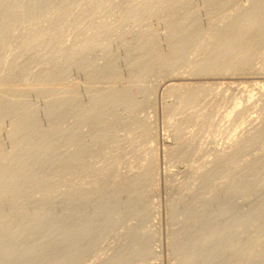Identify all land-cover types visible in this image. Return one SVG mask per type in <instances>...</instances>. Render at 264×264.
<instances>
[{"label": "rangeland", "instance_id": "obj_1", "mask_svg": "<svg viewBox=\"0 0 264 264\" xmlns=\"http://www.w3.org/2000/svg\"><path fill=\"white\" fill-rule=\"evenodd\" d=\"M24 1V0H23ZM47 1H50L51 2V0H47ZM57 1V2H56ZM61 1V3H62V1H64V0H55V2H54V0H53V2H52V4H50L51 6L53 5V4H55V3H57L56 5H59L58 7H62V5L63 6H65L66 5V3L65 4H63L62 3V5H61V3H59L58 4V2H60ZM96 1V0H95ZM104 2H103V4L104 5H101V3H102V1H98L99 3V5L97 6V8H94V6H91V7H93V9H95L94 11H93V9H92V11L93 12H90V7H89V9L86 11V12H90L91 13V15H93V17H95L96 16V18H95V20L94 21H92V19H91V15H87L88 13H85L86 15V19L88 18V17H90V18H88L87 20H85V21H87V24L86 23H84L85 21H83L82 19H80V23H78L77 21H76V23L79 25V26H81V27H79V26H77V24L76 23H73V20L71 21L73 24H76V27L78 28V29H76V31L78 30V32H76V31H72V33L74 34L75 32H76V34H74V37L72 36V35H70L69 37H71L72 36V38H68V33H70V30H74L75 29V25H73V27L71 26L72 25V23H70V19L68 20V18L66 19H64L65 21H66V23L68 24V25H66L65 23V26H66V28L64 27L63 28V30L64 29H67V26L68 27H70V28H68L67 29V31L66 30H62L63 32L62 33H64L65 34V36H66V32H67V38H68V40L70 41H68L67 40V38L65 39L64 38V36L62 37V39H63V41H62V39L60 40H58V42H57V38L60 36V35H62V33L61 34H59L58 36H57V38L54 36V34H53V36L52 35H49L48 33V36H46V37H50L51 38V36H52V38L54 37V43L56 42V44L58 43L59 44V41H61V42H64V41H66V42H64V44L62 43H60L62 46H60V47H58V46H56V44H54L53 42V45H54V47H56V50L58 49V51H59V48L61 49L62 47L64 48L65 46H67L68 47V49L66 48V49H63L62 50V53L64 52V50H67L66 52H64L63 54H61L60 52H61V50L59 51V55L61 54V56L63 55L64 57L66 56L67 57V54H68V51H69V46L71 45V44H69L68 45V43H72V47H74V48H72L73 50H75L78 46V43H76L78 40H81V39H79V38H77V37H80V38H82L84 35L83 34H85V35H93L92 33H93V31H94V29H97V28H95L96 27V25L95 24H97V23H102L101 25H109L108 27H109V29H107L109 32H110V24H111V18L110 19H108V17H109V15L111 14V13H109V11L111 12V10H110V8H117L116 6L117 5H119V6H121L122 5V7H124L125 8V5H124V3L127 1V0H111V1H109L108 3H106V0H103ZM123 1V2H122ZM136 1H138V0H136ZM145 1V0H144ZM149 1V0H148ZM190 1V0H189ZM189 1H188V4H187V6L189 5ZM193 1V2H192ZM190 3H194V4H191L190 6H188L189 8L187 9V6H186V4L184 5V7H186V9L187 10H190L191 11V13H192V10L194 9V8H198L200 11H202V12H200L199 10V13L197 12V9H194L193 10V12L196 10V12L195 13H198L197 14V17L195 16L196 14L195 13H192L193 15H194V17H191L190 15H191V13L190 14H188L187 13V15H186V12H187V10H186V12L185 11H183V10H185V8L183 9L181 6H180V8H182V9H180L179 7H177V9L175 8V10L174 11H176V13H178V16L176 15V13H174V11H173V7H171V10L172 11H170V8L168 9V11H170V13H168V11L166 10L165 12H163L162 13V15H160V16H156V15H154L153 13H151V14H153V16L150 18V16H151V14L149 13V18H150V20H148V18H145V20H146V22L150 25H148L147 26V23L144 21V17L146 16V17H148L147 15H145L142 19H143V21H142V19L140 20L142 23L144 22V23H146L145 24V26H144V24H142L141 25V27L142 26H144V29L142 28V30H144L143 32H141V33H139V31L137 32V30L139 29L138 27H139V24H141V22L139 23V22H137V23H139V24H137L138 26L137 27H135L136 26V24L134 25V23H132V22H130V25H131V23L133 24V25H127V24H129L128 22H126V23H124L123 25H125L126 24V26L127 27H125V26H122L123 27V29H125V30H127V28L128 29H132L131 27H134V29H132V31H130V30H127V31H123V29L121 30L122 32V34L119 32V31H117V33L115 34V35H113V36H116L115 37V39L117 38V35H118V37H120V38H117L116 40H117V42H115L114 40V38L113 37H111V35L113 34V32H115L114 30L112 31V26H111V31L112 32H110L109 34H111L109 37H110V39H108V41L109 42H112L111 44L110 43H108V45L110 44L111 45V47H110V45L108 46V45H106L107 43L106 42H108V41H106L105 43V45H102V47L100 46L99 48H105V46L108 48V49H106L105 48V50L104 49H99L98 47H96V48H94L93 50H91L90 52L88 51V55H93V56H89V57H86V55L84 54V53H79L80 55H81V57L79 56V54L77 55H75V57L77 56H79L80 58H75V57H72L73 59L75 58V60L80 64V67L86 62V63H89L90 62V64L91 65H88L89 67H90V70H89V67H87V66H85V65H87L86 63H85V65H83V66H85V67H87V69L86 68H84L83 66V69L86 71V72H84V70L83 69H80L79 67H78V65H75V63H74V60H72V62H71V60H69V61H67L68 59H66L65 61H62V60H64L61 56H59V60H58V58H57V62L59 63V61H61L59 64H63V63H68V65H66L65 66V69H63L62 71L63 72H61L60 71V69L61 68H63L64 66H62V65H59L57 62H56V60H55V58H56V56H58V55H56V54H54V53H49L48 54V52H45V54H47L46 55V58H45V56H43L44 57V62L41 60V58L39 59V60H41L42 61V64H44V66L45 65H47L46 63L48 62V66H47V68H45L44 66H42L41 65V61H40V64L39 65H41L42 67H40L39 65L38 66H36V64H33L32 63V65H30L32 68H33V70H35L34 72H40L41 70H43V68H44V70L41 72V74H39V73H37V74H35V73H32L31 72V70H30V73H31V77H30V73L28 72V76L26 75L25 77L27 78V79H25L24 78V76H22L25 80H23L21 77H20V79L21 80H23V82L24 83H26V84H24L23 82H21V80H20V82H18V83H20V84H18L17 82V85L16 84H14L13 85V89L11 90L12 92H15V94H17V95H15L14 93H12V94H14V101H13V95L12 94H9V95H11V96H3L2 98H3V102L5 103V101H4V97H7V98H9V99H7V98H5V100H6V103L9 101V100H11V101H13L12 103H11V101H10V107H8L9 105V102H8V104H6V106H5V108L7 107V109L9 110V111H11V109H12V111L10 112V113H13V110H14V106L13 107H11V104H13V103H15L14 105H15V109H17V110H15L14 111V113L13 114H9L8 112V110H6L5 108H4V104L3 103H1L2 102V100L0 101V108L2 109H0L1 111H0V115L1 116H4L3 118L0 116V160H1V157H4L5 156V158H3L0 162V165H2V169L4 170L5 169V171H7V172H5L6 174H8V175H14V177H17V179L18 178H24V177H26L27 175L29 176V174L33 171V170H31L32 169V167L31 166H28L27 164H29L28 162L30 161V163H31V161H33L34 159L36 160V158L38 157V152H39V154H41V155H43L42 157V159H44L43 160V165L42 164H38V162L40 163V162H42L41 160L42 159H40L39 157V161L38 160H36L37 161V164L39 165V166H43V168H44V165H45V167H46V164L47 163H49V162H47L48 161V158H49V161L52 159L51 157H53V161H55L56 160V158H58V157H60L61 155H63L64 153H66V154H64L65 155V157L66 158H68L66 155L69 153L70 154V152L71 151H74L75 150V152L77 151V149L76 148H80V146H81V148H82V145H83V147L85 146L84 144V142L85 141H87L86 143V146L85 147H88L87 149H89V148H91L92 147V151L91 150H88L89 151V153H90V151H91V153L93 152V147H95L96 146V144H97V146H98V144L101 146H98L101 150H102V148H104V150L106 149V147H108V149L110 150V148L109 147H112V143L111 142H113L114 140H118V139H121L122 140V142L121 143H123L124 144V146H123V144H121L120 145V141H118L119 142V145L120 146H117V147H119L120 149L118 150V148H115L114 149V146H113V149L111 148V152L109 153L108 151V149L106 150L107 152L105 153L104 152V150H102L103 151V153H105V155L107 154L108 155V157L110 156L109 154H113L114 153V155L113 156H115V159L113 160V156H112V161H114L115 162V160H116V162L114 163V162H112L113 164H115V165H113L112 164V168H111V166L109 167V165H108V167H109V170H106L107 169V167L106 166H104L103 164L105 163V165H107L108 163H109V161H108V159L110 160V158H106V156L104 155V154H101V153H99L98 152V156L96 155V153L97 152H94L93 154H94V156H95V158H94V161L96 160V159H98L100 162H98L99 163V165L100 166H102V167H100L101 169H99V168H96L95 166H94V164H95V162L93 163V168L95 169V174H96V176H95V174H94V171L92 172V170H91V174H89V170H87L88 168H92V167H90L89 166V164L91 163L90 161H93V160H91L90 159V157L88 156V158L90 159V161H89V159L87 158V155H88V151H87V149L84 147L83 149H85L84 151L87 153V155L85 156V152L83 153L84 155V159L82 158V156L81 155H79V156H81L80 157V160H81V158H82V160H84V163L82 164V165H85L83 168L81 167V164L79 163V165H80V167L83 169L82 171H88V175L87 176H89L90 178V180H91V182H90V180L89 179H86L87 177L86 176H84L85 174H87V171L85 172H82L80 169H79V171H77L78 169V167L77 166H79V165H77L76 166V169H75V165L76 164H78V162H81V161H78V158H79V156L77 157V158H75L74 157V153H73V155H69V158H68V161H70L71 160V162H73V160H74V158H75V161L77 160L78 162H75L74 161V163H75V165L74 164H72V167L71 166H69V168L68 169H72L73 167H74V169H75V172H74V174H75V177L78 175L80 178H76L75 179V177L74 178H72L74 175H73V173L71 172L70 173V170H67L70 174L69 175H67L66 174V171L64 172V170H63V167H62V163L61 162H64L65 163V161H61L60 159H62L63 157H64V155L63 156H61L62 158H59V159H57L56 161H58V163H57V168L58 169H61L60 171H63L62 173L58 170V171H56V172H58V174H56L55 176H56V178H54L55 176H54V174L53 173H55V171L52 173V172H50L51 174V178H49L48 177V179H47V177L46 176H48L47 175V172L48 171H46V173H45V171L44 170H42L43 172V175H42V177L44 176V174L46 175V176H44V178H45V181H44V179L42 178V177H40L39 175H40V173H41V169H42V167L39 169V167H35L34 166V164H36L35 162H32L33 164H31L32 166H34L33 168L36 170V173L34 172V173H31L30 174V176H32L33 174H34V177L38 174V179H37V181L40 183L41 182V186L42 185H44V186H40L38 183H37V181L34 183V180L31 182V185L33 186V188H36L35 190H40L39 192L38 191H35L34 189L32 190V186L31 185H28L30 188H28V186H26V187H21V189L19 188V190H20V194H22V190H25V191H23V192H27L26 193V195H28V198L26 197V196H24L23 194L22 195H20V199L19 200H17L18 202H12V201H7L8 199H5L6 201H1L0 202V209H2V210H0V264H56V263H58V264H88L92 259V261L89 263V264H136V263H138V264H146L147 262V264H160V262L162 261V264H170V262H171V264H178V263H182V264H226V262H227V264H264V222H262V221H264V189H263V187H264V168H262V169H259L257 172H259V173H257L256 172V174H254V176H251V178L253 179H251L250 180V182H252V183H249V186L248 187H246V189L247 188H251L249 191H248V189L246 190L245 188L242 190L239 186H238V177H241V176H244V175H247V172L249 171V168H250V171H251V169H252V165L251 164H254L255 162H257V161H259L260 160V158L262 159V157L264 156V145H262V143L264 144V142H262V143H260V144H258V145H256V146H254V148L252 147V149H257L258 150V148L260 149L262 146V148L263 149H260V152H257L256 153V151H252V149L251 148H249V150L247 149V150H245L244 151V153H247V151L248 152H250V154L252 153L253 155H250V156H247V155H249V153L248 154H244L243 152L241 153V152H239L240 154H241V156L242 157H239L240 156V154L238 153V155L239 156H237L238 158H235V163H237L238 161L237 160H240L238 163L240 164V163H246L245 164V167H246V169L244 168V166H242V167H240V168H242V169H238L239 167L238 166H240L238 163L237 164H235V168H237V169H235V170H237V171H239V173L236 171V172H234L233 171V173H234V175L233 176H235L234 178H231V176L230 177H226V176H222L223 175V171H220L219 172V174H220V176H221V178H223L224 177V180L225 181H227V182H225L227 185H229V184H231L230 186H229V188H228V186L224 183V180L223 179H221L220 178V180H218L219 178V174H218V172L216 171V173L214 174V176H212V174H211V176H209V174H208V167L210 166V164H212L213 165V161H214V166H215V168H216V166L219 164H217V165H215L216 164V160H217V158H216V156L215 155H218L217 153H219V154H221V149H223L225 146H226V144H227V139H229L228 137H234L237 133H239V132H244V130H243V128H238V129H236V127H234L235 126V124L237 125V123L236 122H241V121H239V120H241V119H243V121L245 120L244 118H246L247 120H245V124H244V122H242L244 125L242 126V127H244L245 128V131H246V129H252L251 131V135L253 134V132L256 130L255 128H257L258 126L257 125H259V127H260V124H259V122L262 124L261 125V127H263V124H264V122L262 123V118H263V121H264V109L262 110V112H261V109L263 108V106H264V94H261L262 92L264 93V91H261L260 90V85H259V83L260 84H262V83H264V74H263V72H264V55H262L261 56V58H258V59H260V60H256V62H255V64H254V68L256 69V71L255 72H251L252 73V75L250 74V72L249 71H246V73H248L249 72V74H245V72L242 70V72L244 73V74H242L241 73V75H239L240 74V72L239 71H237L236 72V74H238L239 75V77H238V75H236L235 76V74L234 73H232V71L230 72V73H226L225 74V76H224V74H220L219 75V77H218V74L219 73H216V75L215 74H213V75H211L210 76V74H209V76L208 75H205L207 78H204L205 76L204 75H202L201 77H199L198 75H201L200 73H197V71H196V67L192 64L193 63V61H195V60H197L196 58H195V56L197 57V55L196 54H193V52L195 53V51H196V53L197 54H199L198 55V57L200 56V54L201 55H203V56H205V55H207V53H208V50L207 51H205V46H206V44H207V41H208V39L210 38V42H212L213 40L215 41L216 40V38H214L213 36H212V34H215V32H213L216 28H219V29H216V31L218 32H216L217 34H219V31H220V28H221V30L222 29H224V28H226L227 27V25H228V23H231V20L234 18V16L236 15H238L240 12H238V11H241V9H242V7H243V9H245V8H247L250 4H251V0H231V1H229L228 2V0L226 1L228 4L230 3V2H232V3H230L231 5L233 4H235V3H239V5L237 4L236 6L239 8H237L236 6H235V8L234 9H238V11H237V13L235 12L236 10H234L233 8H232V6H230V4H229V6L227 5V3L225 2V3H223L225 0H222V2L220 1V0H214V2L212 1V2H209V1H211V0H206L205 2L207 3V5L206 6H204L205 4H202L203 3V0H192ZM201 1V2H200ZM222 3V5L224 4V6H222L221 4H220V2ZM236 1H238V2H236ZM247 1H249V2H247ZM64 2H66V1H64ZM111 2H114V4L113 3H111ZM117 4H116V3ZM120 2V3H119ZM140 2H142L141 0H140ZM209 2V3H208ZM217 2V3H216ZM46 3V2H45ZM44 3V4H45ZM47 3H49V2H47ZM46 3V4H47ZM75 3V4H74ZM73 4H72V2L68 5H66L67 7H69L70 6V9H69V11L71 10L72 12H73V10L75 11L76 10V8H79L78 7V3L77 2H74ZM76 3H77V5H76ZM106 3V4H105ZM110 3V4H109ZM143 3V2H142ZM202 5H201V4ZM212 3H214V4H212ZM215 3L217 4V5H220V6H222V7H226L225 5H227L228 7H227V10H225L226 8H223V10H225L224 11V14H223V16H221L222 15V13L220 14V11H217V9L219 10V8H220V6H217V5H215ZM219 3V4H218ZM246 3H248V4H246ZM45 4V5H46ZM112 4L114 5L113 7H112ZM121 4V5H120ZM196 4V5H195ZM199 4H200V7L202 6V8H200L199 7ZM211 4V5H210ZM241 4V5H240ZM242 4H243V6H242ZM246 4V5H245ZM49 5V4H48ZM56 5H53V7L55 6V7H57ZM73 5H75V6H73ZM96 5H97V1H96ZM100 5H101V7L103 8L104 6L106 7H104L103 8V10H102V8L100 7ZM124 5V6H123ZM198 5V6H197ZM244 5L245 6H247V7H244ZM73 6V8H71ZM109 6H110V8H109ZM118 6V7H119ZM208 6V7H207ZM216 6V7H215ZM122 7H119L120 8V12L122 11V13H123V10L124 9H122ZM190 7H193V9L191 10L190 9ZM205 7V9H203ZM207 7V8H206ZM212 7V9L215 11V20H214V18L211 16V18L212 19H209L210 17V13L212 14V12L214 13V11L212 10V9H210V8ZM217 7H219V8H217ZM221 7V8H222ZM100 10H99V9ZM108 8H109V11H106V10H108ZM215 8V9H214ZM228 8L231 10H234V12H229V10H228ZM209 10V12H208V10ZM242 9V10H243ZM97 10V11H96ZM102 10V11H101ZM179 10V11H178ZM180 10H181V12H183V13H181L180 12ZM205 10V12H203ZM221 10V9H220ZM96 11V12H95ZM209 13L208 15L206 14V15H204L205 13H207V12ZM95 12V13H94ZM99 12H101V14L102 13H104L103 15L105 16L103 19L105 20V18H106V21H104V20H102V18L100 17L101 16V14H99ZM107 12V13H106ZM173 12V13H172ZM217 12V13H216ZM93 13V14H92ZM96 13H97V15H96ZM167 13V14H166ZM185 13V14H184ZM219 13V14H218ZM228 13L230 14V15H232V17H231V20H229V21H227L228 19H227V15H228ZM98 14H99V16H98ZM106 14L108 15L107 17H106ZM169 14L171 15V16H174L173 14H175V17H178L177 19H176V23H172L171 21L170 22H167V15H168V17H169ZM182 16H181V15ZM200 14V15H199ZM95 15V16H94ZM102 15V16H103ZM117 15H118V13H117ZM117 15L115 14H112V15H110V17H112L113 19H112V21H113V23H114V25H116L115 27H119L120 25L119 24H117V23H119V21L117 20L118 19V17H117ZM165 15V16H164ZM185 15L186 16H190V18H193L192 20L190 19V22H192L193 21V26L197 23V25H200V26H194V27H192V26H190V22H189V20H187V18L188 17H185ZM192 15V16H193ZM199 15V16H198ZM224 15L226 16L225 17V19H223L224 18ZM234 15V16H233ZM116 16V17H115ZM200 16H202V18L200 17ZM207 16V17H206ZM219 16H221L220 18H222L223 20H225V21H223L222 19H221V21H222V23H221V21H220V18H218ZM97 17H99V18H97ZM157 18L156 20H155V18ZM161 19H160V18ZM164 17H166V18H164ZM204 17V18H203ZM209 17V18H208ZM115 18V19H114ZM117 18V19H116ZM183 18H184V20H183ZM194 18H195V20H194ZM196 18L200 21V19H201V21L200 22H206L205 24L203 23H200V24H198V20H196ZM206 18H208V20L206 19ZM218 18V19H217ZM89 19H91V21L92 22H90L89 21ZM99 19H101L102 21H100ZM110 20V21H108V20ZM164 19H166V22H167V26H169L168 25V23H170V25H172L171 26V29L169 28V27H167V28H164V27H166V25H164L166 22H163L162 23V21H165ZM182 19V20H181ZM185 19H186V21H185ZM218 21H217V20ZM63 19H62V21H64ZM152 20V21H151ZM162 20V21H161ZM213 21L214 22V24L213 25H211V24H209L208 22L209 21ZM64 21V22H65ZM69 21V22H68ZM98 21V22H97ZM103 21H104V23L105 22H107L108 21V23H103ZM157 21V22H156ZM169 21V20H168ZM182 21V22H181ZM194 21H196L195 22V24H194ZM216 21H217V23H221V25L220 24H217L216 23ZM220 21V22H219ZM227 21V22H226ZM75 22V21H74ZM90 22V23H89ZM95 24H94V23ZM115 22H117V23H115ZM159 22H161L163 25H164V27H163V25L161 24V23H159ZM178 22V23H177ZM183 22H186V23H184L183 25H182V23ZM188 22V23H187ZM224 22H226V23H224ZM27 23V24H26ZM71 25H70V24ZM81 23H83V24H81ZM92 23V24H91ZM215 23H216V25H215ZM63 24V25H64ZM81 24V25H80ZM86 24V26H84ZM88 24H90V27L92 28V33L91 32H89L88 30L89 29H91L90 27H89V25ZM94 24V25H93ZM152 24V25H151ZM178 24H181V26L182 27H180V25H178ZM185 24H188V25H186V27H192V29H189L190 31L188 32V29L187 28H185L184 26H185ZM209 24V25H208ZM223 24H226V25H223ZM22 25V28H23V26L24 25H26L25 27H27L28 28V26L27 25H30V23L28 24V22H24V24H21ZM87 25H88V27H87ZM92 25L93 26H95L94 27V29H93V27H92ZM98 25H100V24H97V27H98ZM113 25V24H112ZM113 25V26H114ZM119 25V26H118ZM122 25V24H121ZM153 25H155V26H153ZM217 25H218V27H217ZM176 26H178V27H176ZM203 26V27H202ZM205 26V27H204ZM206 26H207V28L208 27H210V28H206ZM216 27V28H214L213 29V27ZM224 27V28H222V27ZM24 27V28H25ZM30 27V26H29ZM83 27H87L86 29H87V32H86V29H84ZM106 27V26H105ZM107 27V28H108ZM115 27H113L114 29H115ZM141 27H140V29H141ZM146 27V28H145ZM152 27V28H151ZM173 27V28H172ZM184 27V28H183ZM195 27H196V31H201L202 29H205L204 30V32H203V30L201 31L202 33H200V32H198L199 33V35L198 34H196V31L194 30L195 29ZM198 27V28H197ZM200 27H202V29H200L199 30V28ZM83 30H82V29ZM137 30H136V29ZM149 28H151V29H149ZM153 28H156V29H154L153 30ZM158 28H160V29H158ZM168 28H169V30H170V32L172 31V30H174L175 28H176V30H175V32L174 31H172V32H174V34H171V33H169L167 30H168ZM181 28V29H180ZM185 30H183V29ZM20 29H21V26H20ZM79 29H81V31H79ZM118 29V28H117ZM145 29L146 30H148L150 33H151V36H152V34L154 35V33H152L153 31L156 33V35H154V37H153V39H151V41L150 42H153V44H154V42L159 38V35H160V38H162V39H158V40H160V42L158 41H156L155 43H156V45L154 44V46H155V49H151V48H154V46L153 45H150V42L148 41V40H145V38L147 39L148 38V36L146 37V35H149V38L151 37L150 36V34H146L145 36L143 35V34H145L146 32H148V31H145ZM167 29V30H166ZM179 31H178V30ZM187 29V30H186ZM213 29V30H212ZM106 30V29H105ZM134 30L136 31V33L135 34H137L138 35V37H136V36H134L135 34L133 33L132 34V32H134ZM141 30V31H142ZM151 30H152V32H151ZM161 30V32H159ZM165 30V31H164ZM182 30L184 31V32H182ZM82 31H85L84 33L82 32ZM158 31V32H157ZM163 31H164V33H163ZM187 31V33L189 34V35H187L185 32ZM195 31V32H194ZM209 31V33H207ZM96 32V33H95ZM95 32H94V35L95 34H97V30H95ZM119 32V33H118ZM125 32V33H124ZM129 32V34H127ZM166 32H168L169 33V35L171 34V36H168V37H170V40H168L169 38H167V36H166ZM177 32H179V34L177 33ZM180 32L182 33V35H183V33H185L184 34V36H180L181 34H180ZM192 32H194V35L196 34V36H197V40H195L196 38V36H192V38H194V40H192V43H194V41H196V42H198V43H194V44H192L193 46V48L194 49H196L195 51H194V49L191 47V44L189 43H186V40H184L185 38H186V36H190V35H192ZM207 33V34H205V35H201V34H204V33ZM210 32H212V34H211V36L210 37H208V36H206V35H210ZM79 33H82V34H79ZM106 33H108L107 31H106ZM130 33L132 34V38L131 37H129L130 36ZM157 33H159V35L157 34ZM163 33V34H162ZM167 33V34H168ZM176 33L178 34V36L180 37H178L177 35H176ZM71 34V33H70ZM77 34H79V35H83V36H77ZM120 34H121V36H120ZM123 34H125V35H129V36H126L125 37V40H124V35ZM140 34H141V36H140ZM217 34H215L216 36H217ZM123 35V36H122ZM76 36V37H75ZM108 36H107V38H108ZM155 36H157V37H155ZM163 36H164V38H163ZM173 36V37H172ZM203 36V37H202ZM207 37V39H206V41H205V38ZM121 37H123V38H121ZM133 37H134V39H133ZM140 37H141V41L139 40L140 39ZM144 37V38H143ZM174 37H178L180 40H173V39H175ZM198 37H201L200 39H198ZM205 37V38H204ZM211 37H212V39H211ZM49 38V39H50ZM59 38H61V36L59 37ZM126 38H128V39H126ZM132 39V41L134 40L135 41V39H136V42H140V44H139V46H138V43H137V45H136V42H135V45H134V41L132 42V41H130V39ZM137 38H138V40H137ZM142 38L146 41V43H145V41L143 42V40H142ZM155 38V39H154ZM184 38V39H183ZM189 38H191V36L190 37H188L187 39H189ZM16 39H17V36H16ZM15 38H14V41L16 40ZM22 39V40H21ZM72 39V40H71ZM73 39H78L76 42H74L73 41ZM121 41H120V40ZM124 41H128L127 43L126 42H124ZM202 39V41H203V43L201 44L200 42H202V41H200ZM204 39V40H203ZM113 40V41H112ZM152 40H154V41H152ZM168 40V41H167ZM199 40V41H198ZM13 41V40H12ZM11 41V42H12ZM68 41V42H67ZM213 41V42H214ZM217 41V40H216ZM21 42H23V38H21V37H19L16 41H15V43L13 42L12 43V49L13 50H15V51H18V49H16V48H18V46H21ZM79 42V41H78ZM120 42V43H119ZM121 42H123V44L121 43ZM147 42H149L148 43V45L151 47H149L148 45L147 46H145L146 44H147ZM168 44H167V43ZM169 42H171L172 44H174V45H177V44H175V43H179L181 46L182 45H184V46H182V47H185L184 48V50L186 51L187 49H186V46L185 45H187L188 44V46H189V52H191L192 51V49H193V52L192 53H189V55L191 54H193V58H187V56H188V53L187 54H185V55H183V56H186V58H182V61H180L181 62V64H180V62L177 64L178 65V67H179V65H180V67L179 68H177L176 66H174L173 68H166V67H164V66H162L161 64H160V61L158 60L157 61V59L156 60H154L153 58L152 59H150L148 56H147V54H148V52H147V49H149L150 51H149V53L150 54H152L153 56H154V54H159L160 52L162 53V54H165V52H166V54L165 55H167V54H169V52L172 50V48H173V46H172V44H171V46H170V49H168L169 47ZM204 42L206 43L205 44V46H204ZM208 43L209 45H210V47H211V49L209 50V52H211L212 51V45H211V43ZM67 43V44H66ZM74 43L75 44H77L76 46H74ZM129 43H131L132 45L130 46V48H129V46H128V44ZM143 43H145V44H143ZM165 43V44H164ZM184 43V44H183ZM186 43V44H185ZM202 45H200V44ZM215 43L216 42H214V44L213 45H215ZM162 44V45H161ZM164 44V45H163ZM178 44V45H179ZM197 44H199V45H197ZM207 44V45H208ZM122 45V46H121ZM127 45V46H126ZM142 45H144L143 47H142ZM160 45V46H159ZM208 45V46H209ZM104 46V47H103ZM137 47V49L136 48H134V47ZM141 46V47H140ZM159 46V47H158ZM166 46V47H165ZM196 46V47H195ZM110 47V48H109ZM113 47V48H112ZM125 47V48H124ZM127 47V48H126ZM132 47L134 48V49H136V50H138V48H141V49H139L140 50V52H139V50H138V53L136 52V50H133L132 49ZM146 47V48H145ZM156 47H158L157 49L158 50H160L159 51V53L157 52V50H156ZM163 47V48H162ZM201 47V48H200ZM203 47H204V51H205V55L204 54H202L204 51H203ZM207 47V46H206ZM98 48V49H97ZM160 48V49H159ZM201 49L202 51H200V50H198V49ZM207 48H209V47H207ZM206 48V49H207ZM111 49H113V50H111ZM163 49V50H162ZM13 50H12V52H13ZM21 50V47L19 48V51L18 52H16V54L17 53H19V52H21L20 51ZM96 50H100V51H97L96 52ZM110 52V53H108V51ZM126 50V51H125ZM132 50V51H131ZM152 50H154V51H152ZM155 50H156V52H155ZM15 51H14V55H15ZM70 51H72V50H70ZM94 52L93 54L91 53V52ZM102 51H104V52H102ZM105 51H107V52H105ZM112 51V52H111ZM143 51V52H142ZM152 51V52H151ZM198 51H199V53H198ZM114 52V53H113ZM132 52V53H131ZM134 52H136V53H134ZM146 52H147V54H146ZM201 52V53H200ZM207 52V53H206ZM91 53V54H90ZM114 54V56H111L110 54ZM116 53V54H115ZM126 53V54H125ZM131 53V54H130ZM145 53V54H144ZM43 54V53H42ZM41 54V55H42ZM51 54V55H50ZM53 54V55H52ZM65 54V55H64ZM85 55L84 56V58H82V56L83 55ZM95 54V55H94ZM98 54V55H97ZM103 56V55H105L106 54V56H108V58L106 57V56H101V55ZM110 55V58H109V55ZM131 56H130V55ZM142 54H144V55H142ZM264 54V53H263ZM38 56V58L39 57H42V56ZM44 55V54H43ZM48 55H50V57L48 56ZM56 55V56H55ZM87 55V56H88ZM119 55V56H118ZM129 55V56H128ZM143 57H141V56ZM150 56V57H153V56ZM191 55H190V57H191ZM53 56V57H52ZM96 56H98V58L96 57ZM137 56V57H136ZM141 58H140V57ZM49 57V58H48ZM60 57H61V59H60ZM94 57H96L95 59H93ZM100 57V58H99ZM104 57H105V59H104ZM112 57H114L113 59H112ZM117 57V58H116ZM122 57V58H121ZM127 57H130V58H132V59H136L137 58V61L136 60H134V61H136V62H134L132 59H130V58H127ZM139 57V58H138ZM189 57V56H188ZM197 57V58H198ZM263 57V58H262ZM12 57H10V59H11ZM52 58H54V59H52ZM87 58H90V59H88L87 60ZM106 58H107V60H110V59H112L113 61V63L116 61V59H118V58H120V59H118L119 60V63H118V61L117 62H115L114 64L113 63H110L109 61H107L106 60ZM195 58V59H194ZM47 59H49L48 61H47ZM80 59H82V60H84L83 61V64L81 65V63H80ZM99 59V61H97ZM188 61V60H192L191 62L192 63H189L190 61H186V60ZM194 59V60H193ZM262 59V60H261ZM27 60V59H26ZM51 60H52V62H54L55 61V63L58 65V66H60V67H58V66H56V67H58L57 68V70H55L56 68H54L53 69V65H52V63H51ZM80 60V61H79ZM90 60H92V61H90ZM95 60H96V62H95ZM125 60V61H124ZM140 60H143V62L144 63H142V61H140ZM149 60V61H148ZM89 61V62H88ZM102 61V62H101ZM129 61H131V62H133L134 64H132L131 62H129ZM152 61H154V62H152ZM260 61H261V63H260ZM22 62V61H21ZM70 62H71V65H70ZM82 62V61H81ZM92 62V63H91ZM106 62V63H105ZM125 62H127V63H125ZM138 62L140 63H142V64H145V65H142V64H140V66H138ZM147 62H149V63H147ZM156 62H158V63H156ZM182 62H184L183 64H182ZM185 62H187V63H185ZM35 63H37L38 64V62H35ZM49 63H51L50 65H51V67H52V69L53 70H55V71H53L52 69H51V67H50V65H49ZM54 63V65H56ZM78 63H76V64H78ZM96 63V64H95ZM97 63H98V65H101L102 66V68L103 69H101V67L99 66L98 67V65H97ZM100 63V64H99ZM104 63L106 64V65H104ZM107 63H109V64H113V65H109L111 68H109V66L107 65ZM117 63V64H116ZM136 63V64H135ZM151 63H154V65L153 64H151ZM258 63V64H257ZM116 64V65H115ZM119 64V65H118ZM156 64H158V65H156ZM187 64V65H186ZM257 64V65H256ZM65 65V64H64ZM73 65H75V68H76V66L78 67V69H75L74 68V66ZM92 65L94 66V67H92ZM97 65V66H96ZM129 65H132V66H129ZM134 65H136L135 67H134ZM141 65H142V67H141ZM147 65V66H146ZM150 65H152L153 67H155V68H153L152 69V71H154L153 73H151L152 71L151 70H149V71H146V70H148L149 68L151 69L152 67L150 66ZM191 65V66H194V68H189V66ZM29 66V69L31 68ZM33 66H36V68H42L41 70L40 69H34V67ZM72 66H73V68H72ZM107 66H108V70H107ZM114 66V67H113ZM115 66L117 67V69L115 68ZM119 66V67H118ZM143 66L145 67V71H144V68H143ZM150 66V67H149ZM157 66V67H156ZM160 66H162V68L160 67ZM49 67V68H48ZM66 67H69L70 69H71V72L70 71H68L69 70V68H68V70H67V68ZM81 67V68H82ZM98 67V68H97ZM104 67H106V68H104ZM128 67V68H127ZM134 67V68H133ZM143 68V69H141V68ZM164 67V68H163ZM182 67V69H183V72L181 71V68ZM186 67V68H185ZM31 68V69H32ZM95 68H97V69H95ZM125 68V69H124ZM137 68L139 69V70H137ZM184 68H185V70H184ZM187 68H189L188 70H187ZM258 68H262L263 69V72H261L262 71V69H258ZM45 69H47V71L45 70ZM50 69V71H48ZM80 69V70H79ZM94 69V70H93ZM101 69V70H100ZM104 69H105V71H104ZM114 69H116V70H114ZM131 69V70H130ZM158 69H159V71H158ZM164 69H166V70H164ZM168 69H169V71H168ZM172 69V70H171ZM176 69H177V71H176ZM32 70V71H33ZM40 70V71H39ZM58 70H59V72H58ZM75 70V71H74ZM78 70V71H77ZM83 70V71H82ZM91 70H93L94 71V73H97L98 75H99V72L101 71V72H107L108 73V75L109 74H113L114 73V71H116L115 73H120V71H121V73L119 74H115V75H113V78H118L119 76H121L122 77V79L123 80H125V81H127V82H125V81H123L122 79H121V77H119V80H117L116 79V81H115V79H114V81L112 82V77H111V79H110V77L108 76H106L107 74H105V76L107 77V78H109V79H106V81L108 82V83H106V82H104V80L105 79H102V78H100L101 77V75H99V77H98V75H97V77L95 76L94 77V73H89V72H91ZM97 72H96V71ZM103 70V71H102ZM107 70V71H106ZM110 70H112V72L110 71ZM126 70L128 71V72H126ZM143 70V72L141 73V71ZM161 70V71H160ZM170 70L171 71H174L175 70V73L174 72H170ZM196 72H195V71ZM258 70L262 73H260L259 72V74H258ZM7 70L5 69V71L3 72L5 75L7 74V72L9 73V70L6 72ZM51 71H53V72H51ZM56 71L59 73V75H61L62 73H63V79H62V76H61V80L63 81H66L65 83H64V81L62 82L65 86H66V88H68L67 86H71L72 84L71 83H74V84H76V85H72V87H73V89L75 88L76 90L75 91H77V92H75L73 89H72V91H74V92H70V90H71V87H69V90H63V89H65V86H63L62 85V83L61 84H59L60 82H61V80L59 79V75L57 76V77H55V74L57 75L58 73H56ZM70 72V74L68 73V72ZM92 71V72H93ZM123 71H124V73H123ZM129 71H131V72H129ZM136 71V73H135V76H133L134 74H132V73H134ZM151 71V72H150ZM165 71V72H164ZM192 71V72H191ZM193 71H194V73H197V76H196V74H193ZM6 72V73H5ZM50 73L49 75H51V77H52V75H53V73H55L54 74V79H53V77L51 78L49 75H47L48 73ZM64 72H66L67 74H69L70 76H72L71 78H69V75H68V79H70L71 80V82L69 81V80H67V78L65 77V75L64 74H66V73H64ZM80 72H84V73H80ZM104 72H103V74H104ZM137 72H138V74H137ZM146 72H149L148 73V75H147V77L145 76L146 74L145 73ZM159 72V73H158ZM164 72V73H163ZM179 72V73H178ZM184 74V76L185 77H182L183 75H181L182 73ZM186 72H190L191 74H192V76L190 75V73L188 74V73H186ZM151 73V74H150ZM155 73H157V76L156 75H154ZM163 75H162V74ZM187 74V77H186V74ZM253 73H257V74H254L253 75ZM42 74H43V76H44V74H46L47 76H49L48 77V79L46 80V81H48L47 83H48V85H47V83H45L46 85H47V87H45L46 85L44 84V86H42L43 85V83L40 81L41 79H40V77L42 76ZM66 74V75H67ZM88 74H91V75H88ZM101 74V73H100ZM102 74V75H103ZM125 76H124V75ZM142 74V75H141ZM144 74V75H143ZM159 74H161L160 76H159ZM168 74V75H167ZM169 74H170V76H169ZM176 74H179V78H176V77H178ZM230 74V75H229ZM235 76H233V75ZM34 75H36L37 77L39 76V75H41V76H39L38 78L36 77V76H34ZM45 75V76H46ZM82 75V76H81ZM84 75V76H83ZM119 75V76H118ZM139 75H141L140 77H143V78H140V80H139V78L137 77V76H139ZM171 75H172V77H171ZM180 75H181V78H180ZM189 75H190V78H189ZM244 75H246V76H244ZM74 76V77H73ZM87 76H89L90 78H91V76L93 77V78H89V79H87L88 77ZM104 76V77H105ZM115 76V77H114ZM131 76H133V77H131ZM149 76V77H148ZM153 76V77H152ZM158 76H159V79H158ZM176 76V77H175ZM204 76V77H203ZM212 76H215V77H212ZM233 76V77H232ZM33 77H34V80H35V78H36V81L35 82H29L28 80H29V78H30V80L32 79V81H34L33 80ZM85 77V78H84ZM103 77V76H102ZM103 77V78H104ZM128 77H129V79H130V81H128L129 79H128ZM134 77H135V79H134ZM165 77H168V78H165ZM170 77V78H169ZM175 77V78H174ZM203 77V78H202ZM224 79H223V78ZM56 78V79H55ZM74 80H73V79ZM77 78V79H76ZM97 79V81H96V79ZM127 78V79H126ZM152 78V79H151ZM162 78V79H161ZM214 78V79H213ZM39 79V81H40V83L41 84H37L38 83V80ZM57 79H59V80H57ZM66 79V80H65ZM136 79L138 80V82H134V80L136 81ZM145 79V80H144ZM157 79V81H155ZM188 79V80H187ZM27 80V81H26ZM50 80H52V82L50 83ZM55 80L57 81V82H59V83H57V84H53L54 82H55ZM75 80H76V82L79 84H77L76 82H75ZM80 80V81H79ZM95 80V81H94ZM98 80H100L99 82H98ZM122 80V81H121ZM152 80V81H151ZM159 80V81H158ZM206 80V81H205ZM42 81H45V80H42ZM45 81V82H46ZM93 81V82H92ZM141 81V82H140ZM143 81V82H142ZM150 83H148V82ZM151 81V82H150ZM185 81V82H184ZM209 81V82H208ZM29 82V83H28ZM67 82H70V84L69 83H67ZM86 82V83H85ZM90 83V87L89 86H87L89 83ZM116 82V83H115ZM123 82V83H122ZM146 82V83H145ZM159 82V83H158ZM174 82H177V84L176 85H181L180 83H183V85L185 86L187 83L189 84V83H191V84H189V85H191L190 87H187V88H189V89H186V87L184 88L185 89V91L187 92L186 94L185 93H183L184 92V90H180V92L181 91H183V92H181V93H179V91H177L176 93H171L170 94V85H173V83ZM197 82V83H196ZM200 82V86H202L203 84H205L204 82H206L207 84L208 83H211L212 84V86H210L211 84H209V85H203V86H205V87H203V91H202V89H201V87L200 88H198V83ZM22 83V84H21ZM67 83V84H66ZM101 84L102 85V87H104L105 86V90L107 91H105L104 89V91H102V89H100V88H102L101 87V85H98L97 86V88H96V85L97 84ZM103 83H104V85H103ZM105 83L107 84V85H105ZM112 83V84H111ZM125 83V84H124ZM136 83H137V85H136ZM139 83H141V84H139ZM219 83H221L220 84V86L221 85H223V86H221V88L220 89H222V90H219ZM223 83V84H222ZM228 83V84H227ZM235 85H234V84ZM60 85V87H62V88H60L62 91V93H63V91L66 93H68V95H67V98L65 97V93H63L62 95L65 97V100H67V102H65L64 100H62V99H64V97H61V95L59 94H57L56 95V93L55 92H59L60 93V91H58L57 89H56V87L55 86H58L59 87V85ZM95 84V85H94ZM108 84H109V86H110V84L112 85V86H110L112 89H113V91H112V89H110L111 90V93H113L114 91L117 93V94H115L116 96L118 95V96H122L123 97V95L125 94H127V93H129V92H131V94H132V92H133V95H135L136 94V97L134 98V99H138L137 101H139V103H142V101H143V103L141 104V105H144V103H145V108L144 109H142V110H140L141 108H143L142 106H139L140 104L138 103V102H135L134 101V99L133 100H131V101H133V102H131V104L132 105H134V103H135V105H136V107L137 106H139V108L140 109H138V108H136L135 106H134V108H136V109H138V113H137V111H136V109H135V111L133 110V112H135L133 115H131V109H133L132 108V106H131V104L130 105H128V104H126L127 102H126V100L125 101H123L122 102V100L124 99V97H123V99L121 98V96H120V98H121V100L118 102V104H116L117 102L116 101H118L117 99H118V96H117V99H115L116 98V96L115 95H112V94H110V90H109V86H108ZM126 84H129V85H126ZM135 85V86H133L132 87V85ZM139 84V85H138ZM143 84V85H142ZM175 84V83H174ZM186 85V86H189V85ZM194 84V85H193ZM214 84V85H213ZM218 84V85H217ZM225 84H227V85H225ZM241 84V85H240ZM245 84V85H244ZM24 85V86H23ZM82 85V86H81ZM92 85V86H91ZM125 85V86H124ZM145 85V86H144ZM152 85V86H151ZM157 85V86H156ZM238 85H239V87H238ZM16 86H17V88H18V91H17V88H16ZM21 86H23V87H26V88H23V87H21ZM33 86V89H29V88H31ZM34 86H38L37 88H38V90L39 89H41V88H43L44 87V90H40V93L39 92H36V91H38L37 89H36V91H35V87ZM40 86H42V87H40ZM48 86L50 87V88H52V86H53V88L55 87V90H57V91H55L54 90V93H55V95H56V97L54 96L53 97V95L51 96L50 94L53 92L52 91V89H50V88H48ZM78 86V87H77ZM81 86V87H80ZM100 86V87H99ZM121 86V87H120ZM151 86V87H150ZM169 86V87H168ZM192 86L194 87V88H198V89H200L202 92H205V90H209L211 93H209V95L207 94L206 95V93H208L207 91H206V93H205V95L200 91H198L197 90V88H196V90L197 91H195L194 90V88H193V90L195 91V93H196V95H197V97H198V95L200 96V98L201 99H199V98H197L196 97V95L194 94V93H192L193 91H191L192 90ZM231 86V87H230ZM237 86V87H236ZM248 86V87H247ZM250 86V87H249ZM23 88L22 89V91L24 92H22L21 91V88ZM27 87H29V88H27ZM40 87V88H39ZM57 87V88H58ZM85 87V88H84ZM86 87H88L87 89H86ZM93 87H94V89H93ZM99 87V88H98ZM125 87L127 88V87H129L128 89L129 90H131V91H128L127 93L125 92V90L123 91V89H125ZM131 87V88H130ZM139 87V88H138ZM155 87V88H154ZM207 87H211L212 89L210 90V89H208ZM241 87V88H240ZM16 88V89H15ZM20 88V89H19ZM45 88H47V89H50L51 91H50V93L48 92V91H45L46 89ZM77 88H79V89H77ZM93 89V91H92V89ZM109 90H107V89ZM133 88V89H132ZM137 88V89H136ZM142 88V89H141ZM148 88H150V89H148ZM204 88H206V89H204ZM226 88V89H225ZM26 89H28V91L26 90ZM59 89V88H58ZM83 89V90H82ZM121 90V93H122V91H123V93L121 94L119 91ZM141 89V90H140ZM148 91H147V90ZM167 89V90H166ZM169 89V90H168ZM191 89V90H190ZM225 89V90H224ZM228 89V90H227ZM235 89V90H234ZM16 90V91H15ZM80 92H79V91ZM215 90V91H214ZM220 91V92H218V91ZM231 90V91H230ZM237 90V91H236ZM19 91H20V95L23 93V95L25 94L26 96H30V94L32 95V97L30 96V98L29 97H26L25 98V96H23V97H21L20 98V95L18 96V94H19ZM31 91V92H30ZM33 91H35V93L33 92ZM48 92V94L49 95H47L45 92ZM94 91H95V93H94ZM126 91H127V89H126ZM150 91V92H149ZM189 91H190V93L192 94V95H194V97L193 96H191V94L189 93ZM225 91H227V92H225ZM260 91H261V93H260ZM18 92V93H17ZM29 94H28V93ZM42 92H44V93H42ZM69 92L71 93V94H69ZM90 92V93H89ZM92 92V93H91ZM114 92V93H115ZM135 92V93H134ZM137 92V93H136ZM141 92V93H140ZM199 92V94H197ZM214 92V93H213ZM216 92V93H215ZM222 92V93H221ZM223 92H225V93H223ZM231 92H232V94H231ZM235 92V93H234ZM11 93V92H10ZM53 93V94H54ZM76 93V94H75ZM106 95H105V94ZM146 93V94H145ZM155 93V94H154ZM202 93V95H200ZM214 94V96H213V94ZM219 94V96L221 97H219L218 96V94ZM221 93V94H220ZM227 93V94H226ZM234 93V94H233ZM238 93V94H237ZM35 94V95H34ZM38 94H40V96H38ZM42 94H44L43 96H42ZM74 94L76 95V97H73L74 96ZM80 94H81V96H80ZM87 94H89L88 96H87ZM90 94H93V95H91L90 96ZM100 94V95H99ZM130 94V96L132 97L133 95H131ZM154 94V95H153ZM165 94L167 95V96H165ZM177 95V97H175V95ZM181 94H183L182 96L183 97H186L188 100H186V98H179L180 96H181ZM212 94V95H211ZM226 94V96H228L229 97V99H228V97H224L223 95H225ZM260 94H261V97H260ZM71 95H73L72 96V98H71ZM103 95V96H102ZM108 95H111L112 97H114V98H110L111 96H109V99H110V101H114V103L116 104V105H118V106H120V105H122V103H124V102H126L125 103V106L124 105H122L123 107L122 108H120V111L118 110V109H116V108H113V107H110L109 106V102L110 101H108L109 99H108ZM137 95H140V96H138L137 97ZM145 95V96H144ZM172 95H174V96H172ZM180 95V96H179ZM186 95V96H185ZM187 95L189 96V97H187ZM210 95L212 96L211 98H210ZM238 95V96H237ZM16 96H18V97H16ZM71 98H69V97ZM78 96V97H77ZM83 96V97H82ZM96 96V97H95ZM98 96V97H97ZM101 96V97H100ZM106 96V97H105ZM127 96V95H126ZM128 96H129V94H128ZM128 96L127 97H125V98H128ZM130 96H129V99H130ZM151 96V97H150ZM179 96V97H178ZM192 97V99L194 98L195 99V97H196V99H198V100H201V101H196V99H195V101H194V99L193 100H191V97ZM203 96H204V100H203ZM207 96H208V98H207ZM234 98H236V99H234ZM237 96V97H236ZM11 97V98H10ZM34 97V98H33ZM48 97H49V99H48ZM52 97V98H51ZM90 97V98H89ZM100 97V99L102 98V102L101 103H105L106 101V106H105V104H104V107L106 108L107 106V109L108 108H110V109H108V110H106L105 108H102L103 106V104L101 105V103L99 102L100 101V99H98ZM103 97H104V99H103ZM134 97V96H133ZM132 97V98H133ZM147 97V98H146ZM175 97V98H174ZM205 97H206V100H208L207 102H206V100H205ZM215 97L217 98V99H215ZM234 99H232V98ZM261 99H263L262 100V104H263V106H258L259 105V103H261V100H260V98ZM263 97V98H262ZM1 98V96H0V99H2ZM17 98V99H16ZM19 98V99H18ZM23 98H25V100L23 99ZM44 98V99H43ZM56 99L55 101H54V99ZM59 98V99H58ZM62 98V99H61ZM75 99V101H74V99ZM77 98V99H76ZM119 98V99H120ZM131 98V99H132ZM151 100H150V99ZM167 98V99H166ZM172 98V99H171ZM177 98H179L178 100H177ZM214 98V99H213ZM220 99V102L218 101L219 99ZM224 98V99H223ZM23 99V100H22ZM32 99V101H30ZM39 99V100H38ZM53 101H52V100ZM60 99L62 100V101H64L63 103L60 101ZM83 102L82 104L80 103V102H78V101H80V100ZM95 99V101L96 100H98V101H96V104H97V102H98V104L97 105H95L94 104V102L95 101H93ZM106 99V100H105ZM128 99V103H130L129 100ZM140 99V100H139ZM150 100V101H152V102H148V100ZM169 99H170V101H169ZM183 99V100H182ZM187 101V102H191L192 101V103L191 104H189L188 103V105H190L189 107H191V105H193L194 106V104H197L198 105V103L199 102H202V101H204L203 102V104H205V105H203V104H199L198 105V107L199 106H202V107H197V105H195L198 109V111L200 110V108H202L200 111H199V113L200 112H205L206 113V110H207V108L205 107V109L206 110H204V106H208V102L210 101L211 103L210 104H213V102L214 101H216L217 100V103H215L217 106H218V104L219 103H221V104H223L222 102H225L223 105H219L218 107V110H219V112L221 113V114H223V118H222V115L217 111V106L215 107L216 108V112L218 113H216L215 114V110H213L214 109V107H213V105H212V107H211V105L208 107L209 108V110L210 109H212V113L211 112H209L208 111V113L210 114V115H212L213 113V115L215 116V121L213 120L214 118V116L212 115V117L211 118H208V119H206V121L208 120L209 122H211V121H213V122H215L214 123V125L217 123V120H218V122L220 121L219 120V118L221 119V121H220V123H217L218 125H216V126H214L213 125V123H211L212 125V127L208 124V123H206V124H200V121L202 120H204V119H201V115H203V114H198L197 113V111H196V107H195V109H194V111H193V107H191L190 109L189 108H187V110H185V108L186 107H183V106H185V104L183 105V101H185V100ZM210 99V100H209ZM212 99L214 100L213 102H212ZM223 99V100H222ZM225 99H226V101H225ZM259 99V100H258ZM8 100V101H7ZM16 100H17V102H16ZM20 100H22V104L20 103L21 101ZM42 100V101H41ZM49 100V101H48ZM58 100L61 102V103H59L58 102ZM71 100V101H70ZM88 100V101H87ZM116 100V101H115ZM177 100V101H176ZM190 100V101H189ZM221 100H222V102H221ZM231 100H232V104H233V101H234V103L235 102H237V103H239L240 105V107H239V109H237L236 110V112L234 113L236 116H234L235 117V119L236 118H238V119H234V117L233 118H231V119H229V121H228V119H224V115L226 114L225 112H227L226 110L228 109V108H230L231 109V107L233 106V105H230V103H231ZM25 101H27L26 103L27 104H29V105H26V103H25ZM28 101H30L29 103H28ZM34 101V104L32 103ZM40 101V102H39ZM69 101V102H68ZM78 103H77V102ZM92 101H93V103H92ZM105 101V102H104ZM168 101V102H167ZM185 101V102H186ZM228 101V102H227ZM253 101L255 102V101H258L259 103H258V105H257V103L255 102V104L253 103ZM20 103V105L22 106L23 104V106H22V108H21V110H18V109H20V108H18V107H21L20 105H18L19 103ZM36 102V103H35ZM48 102V103H47ZM57 102L59 103V106H60V110H58L57 109V112H55L56 110V107L58 106V104H57ZM76 102V103H75ZM89 102V103H88ZM91 102V103H90ZM111 102V103H112ZM168 104H167V103ZM173 102H174V104H173ZM176 102V103H175ZM184 102V103H185ZM187 102H186V105H187ZM193 102H195V103H193ZM198 102V103H197ZM219 102V103H218ZM227 102V103H226ZM230 102V103H229ZM253 103V104H251L250 105V103ZM16 103H17V105L18 106H16ZM51 105H50V104ZM54 103H56V104H54ZM73 103V104H72ZM99 103H100V106H98L99 105ZM110 103V104H111ZM119 103H120V105H119ZM137 103L139 104V105H137ZM148 103V104H147ZM149 103H151V104H149ZM172 103V108H173V105H174V108H177V110L179 109V107H177V106H181V107H183L184 108V110H182V109H180L181 111H177L176 109V113H174V114H172L173 112H175V111H173V109H171L172 110V112H171V110L169 111V108L171 107L170 106V104ZM182 103V104H181ZM245 103H246V105H245ZM252 107H254V108H252V110L251 109H248L247 108V106L248 107H250L248 104ZM46 104V105H45ZM53 104V105H52ZM61 104H63V105H65L66 104V106H61ZM71 104V105H70ZM81 104V105H80ZM92 104H94V105H92ZM115 104L113 105V104H111V105H113L114 107H115ZM154 106H153V105ZM156 104V105H155ZM225 104H226V106H225ZM2 105H3V108H2ZM34 105V106H33ZM56 107H55V106ZM69 105V106H68ZM85 105V106H84ZM166 105H169V108L166 106ZM187 105V106H188ZM243 105H245V106H243ZM261 105V104H260ZM27 107V112H26V108H23V107ZM45 106V107H44ZM58 106V107H59ZM72 106L74 107V108H76L77 107V109L79 110V109H85L86 110V112L84 111V113H85V115H86V113L87 114H91V112L90 111H92V109H94L93 110V112L94 111H96L95 109H98V108H100L101 107V111H99L100 113L103 111L102 109H105L104 111H106V113L103 111L102 113H103V115H104V113H105V115L107 116L108 114H109V112L111 111V112H113L114 114H116L117 116H119V117H121V118H123V120H121V118H120V120L119 119H117L118 121V123H120V121H122L124 124H123V126H124V128H122L123 126H122V123H120V125H115L114 126V128H113V125L114 124H116L117 122H112V120H109V119H113V120H116L115 119V117L113 118V116L111 117V115L109 116V119H107V120H109L110 122H112L111 124L109 123V121H107V120H105L106 118H104V119H102L101 117H100V115H102V113L100 114V113H98L97 111H96V115L95 116H98L99 114V117L102 119V120H100V118L99 117H95L93 114V116H89L90 118H88L87 119V115L85 116V115H83L84 113H83V111L82 112H80V111H78L77 109H73L72 108ZM90 106H93L94 108H92V107H90ZM97 106V108H95ZM118 106H116V107H118ZM128 106H131V107H128ZM151 106V107H150ZM176 106V107H175ZM215 106V105H214ZM230 106V107H229ZM255 106H257L258 108H256ZM30 107V108H29ZM33 107H35V108H37V109H34ZM42 107V108H41ZM49 107V108H48ZM52 107V108H51ZM57 107V108H58ZM61 107H62V109H61ZM69 107V108H68ZM79 107V108H78ZM149 107V108H148ZM153 107V108H152ZM157 107V108H156ZM164 107H166L168 110H166V108H164ZM180 107V108H181ZM223 107V108H222ZM241 107H243V110H245V109H247V111H245V113H244V116H243V114H242V116H239L238 114L240 113V110H241ZM246 107V108H245ZM250 107V108H251ZM112 108H113V110H112ZM125 108H127V110L129 111V112H131L130 114H126L128 111L125 109ZM131 108V109H130ZM152 108V109H151ZM156 108V109H155ZM245 108V109H244ZM256 108V109H255ZM261 108V109H260ZM28 109H30L29 111H28ZM41 109V110H40ZM50 111H49V110ZM114 109H116V110H118L119 112H121V114L119 115V113L117 114L116 112H118V111H114ZM121 109H124V110H126V113H122V112H125L124 110H122L121 111ZM146 109V110H145ZM149 109V110H148ZM190 111H189V110ZM226 109V110H225ZM258 109V110H257ZM23 110H25V111H23ZM32 110H36L35 112L34 111H32ZM43 110V111H42ZM45 110V111H44ZM53 110V112H51ZM89 110V111H88ZM110 110V111H109ZM143 110H145L144 112H143ZM156 110V112L155 113H152V112H154V111ZM165 110V111H164ZM204 110V111H203ZM223 110V111H222ZM241 111V112H244V111ZM3 111V112H2ZM20 113H18V112ZM31 111V112H30ZM46 111L49 113H46ZM59 111V112H58ZM72 111V112H71ZM74 111V112H73ZM109 111V112H108ZM143 113H142V112ZM167 111H169V115L170 116H167L166 114H165V112H167ZM182 111H184L183 113V115H187L188 114V112H186V111H189V112H191V113H193V116H192V114L190 115V116H192L193 118H192V120L194 119V118H196L197 120V122L199 123V126L201 127H206L205 125H209V127H208V125H207V128H208V130H210L211 129V131L212 130H215L216 128H217V126L219 127V124H220V126H221V124H223V123H225L224 125H223V127L221 126V128H223V129H221L220 131V133H219V131H218V134L215 136V134H216V130H219V128H217L215 131H212V135L210 134V132L211 131H205V130H207V128L206 129H204V131L206 132V134H204V133H202V131H203V129L201 128V132L199 131V132H197V130L200 128L199 126H198V123L195 121V123H197V125L196 126H191V125H193V124H195L194 122H193V124H191L192 122V120H191V118H190V116L188 117V115L190 114H188L187 115V117L188 118H190V120L191 121H189L188 122V124L191 126V127H189V128H187V127H185V126H183V127H185V129L187 128V130L186 131H188L187 132V134L186 135H183V136H185V137H187L186 138V141H185V138H182V134L184 133V130L182 131V130H180L181 132H182V134L180 133H177L182 139H184V141L185 142H179V140H180V137H178V135L177 134H174V135H177L176 137H173L172 135H173V129L169 126V125H171V126H174V125H176V124H178L177 123V121L178 120H183V117H185V116H179V114L180 113H178V112H181V114H182ZM193 111V112H192ZM211 111V110H210ZM249 111V112H248ZM260 111V112H259ZM2 112V113H1ZM23 112V114H26V115H28L27 117H28V119H27V117H26V115H23V114H21ZM25 112V113H24ZM30 112V113H29ZM44 112V113H43ZM77 112V113H76ZM78 112H80L81 113V115H79V117L80 116H82V119H80L77 115H78ZM89 112V113H88ZM128 112V113H129ZM147 112L149 113V114H147ZM151 112V113H150ZM186 112V113H185ZM198 114H196V113ZM246 112H248L247 114H246ZM32 113V114H31ZM43 113V114H42ZM54 113V114H53ZM60 113L62 114V117H61V115H60ZM66 115V116H64V114ZM73 113H75V114H73ZM79 113V114H80ZM98 113V114H97ZM108 113V114H107ZM139 113H140V115H139ZM171 113V114H170ZM236 113H238V114H236ZM9 114V115H8ZM15 114V115H14ZM30 114L32 115V116H30ZM36 114V115H35ZM44 114H46V115H44ZM56 114H59V115H56ZM71 114H72V116H71ZM113 114V115H114ZM124 116H123V115ZM136 114V115H135ZM137 114L139 115V117H137ZM164 114H165V116H164ZM220 114V115H219ZM261 116H263V117H261ZM263 114V115H262ZM18 115V116H17ZM21 115H22V117H21ZM38 115V116H37ZM50 115V116H49ZM103 115H102V117H103ZM115 115V116H116ZM126 115V116H125ZM148 117H147V116ZM150 115V116H149ZM155 115V116H154ZM175 115V116H174ZM206 115H208V114H204V116H206ZM217 115H219V116H221V117H219V116H217ZM240 115H241V113H240ZM5 116H6V118H5ZM20 116V117H19ZM25 116V117H24ZM58 116V118H56ZM85 116V117H84ZM130 116H131V118H130ZM136 116V117H135ZM195 116H200V118L198 117H195ZM204 116H202L203 118H204ZM209 116V115H208ZM246 116V117H245ZM248 116V117H247ZM261 118H260V117ZM17 117H19L20 119H23L22 120V122L25 120V118L28 120V122H27V120L24 122V126L25 127H28V123H29V121L32 123V124H30L29 125V129H31L32 128V126H33V131H31L30 130V132L31 133H26V132H29V131H26V130H24V129H26L25 127H23V129H21L20 127H21V125L23 124L22 122H21V120H18L17 119ZM32 117V118H31ZM48 117V118H47ZM51 117H52V119H51ZM67 117V118H66ZM74 119H73V118ZM76 117H78L77 119H76ZM86 118V119H84V118ZM111 117V118H110ZM118 117V118H119ZM127 117V118H126ZM135 117V119H136V122H141V121H145V119H147L145 122L147 123L148 122V124L150 123H152L151 125H148V124H145L146 126H147V128H144V127H146V126H144V123L145 122H141V123H143L142 124V126H139V127H141V129H139V127H138V125H136L135 123V119H134V121L133 120H131V122L132 123H134L135 124V126L130 122V119H133ZM142 117H146V118H144L143 120H141V118ZM187 117H185L186 119H184L183 121H187ZM210 117V116H209ZM216 117L218 118L217 120H216ZM240 117H244V118H240ZM38 118V119H37ZM51 120H50V119ZM61 118H62V120H61ZM72 118V119H71ZM92 118H93V120H95V118H99V120L100 121H105L104 122V124L101 122V125H104L105 127V129H106V125H107V122L109 123V125H112L113 123V125H112V127H110L109 125V127L110 128H112V129H108L107 128V130H109V132H110V130H112V131H115L114 133H115V135H113V134H111L112 133V131H111V133H110V135H112L111 136V138L113 139V141H111V139H108V137H109V135H108V131L107 130H105V131H107V134H101V132L100 131H102L103 132V130H102V128L103 127H101V125H98V126H100V129H99V127L98 126H96L97 124H100V122H99V120L98 119H96L95 120V124H96V122L98 121V123L94 126L93 125V120H92ZM130 118V119H129ZM138 118V119H137ZM140 118V119H139ZM174 118H175V120H176V122H174ZM177 118V119H176ZM179 118V119H178ZM206 118V117H205ZM254 118H256V119H254ZM258 118H260V119H258ZM3 119H4V121H3ZM15 119V120H14ZM17 119V120H16ZM34 119V120H33ZM35 119H36V121H35ZM46 119V120H45ZM55 119H57V120H55ZM153 119V120H152ZM156 119V120H155ZM172 121H171V120ZM199 119V120H198ZM210 119H212L211 121H210ZM223 119V120H222ZM235 120L234 121V126L232 125V126H230L231 125V123L233 122V120ZM5 120H8V121H5ZM13 120V121H12ZM32 120V121H31ZM40 120H41V122H40ZM43 120H44V122H43ZM49 120V121H48ZM69 120V121H68ZM73 120V121H72ZM74 120L75 121H77V120H80V122L78 123H75L74 122ZM82 120V121H81ZM92 120V121H91ZM137 120H139V121H137ZM169 120V121H168ZM195 120V119H194ZM193 120V121H194ZM231 120V121H230ZM238 120V121H237ZM249 120V122H247ZM252 120V121H251ZM257 120V121H256ZM3 121V122H2ZM10 121H12V122H10ZM16 121V123H13V122H15ZM17 121L18 122H21L22 124L21 125H19L18 123H17ZM35 121V122H34ZM49 123H48V122ZM56 123H58V121H59V125H61L62 123L61 122H63V121H66V122H64L63 123V125H61V126H59L57 123H56V125H58V129L55 131V130H53V131H55V132H59L58 130H61V131H63V132H65L64 130H68L69 128H67L68 127V125H69V127L71 128V129H69L70 130V133H69V131H67V132H65L66 134L67 133H69L68 134V137L67 138H69L70 140H69V142L71 141V139L73 138V140L71 141L72 143H73V141L75 140V144H76V146H78L79 144H77V142H79L80 144H81V142H83L81 145H79V147H76V146H74V143H73V145H72V143H71V145L70 144H68L67 143V141H65V135L60 131L59 133L60 134H57V133H55V135L57 136V137H54V138H57V139H59L58 137H60L61 136V138H60V140H64V141H62V143H61V141H58V140H55L54 139V142H56L57 141V143L55 144L54 142V144L52 143V140L50 139V138H48L47 139V136H48V134L50 133V129L51 128H53L54 127V125L53 124H55L54 122ZM70 121H71V123H72V126H71V123H70ZM88 121V123H90V121L92 122V125H93V127H95L94 129L92 128V126L89 128L88 127V125H91V124H88V123H85V122H87ZM125 121V122H124ZM128 121V122H127ZM154 121V122H153ZM205 121V120H204ZM222 121H225V122H222ZM6 122V123H5ZM53 124H52V123ZM158 124H157V123ZM173 122V123H172ZM226 122H227V126H226ZM7 123H9V124H7ZM10 123H11V125H10ZM27 124V126H26V124ZM35 123V124H34ZM61 123V124H60ZM65 123L67 124V125H65ZM74 123V124H73ZM80 123H84L83 124V126H82V124H80ZM117 123V124H118ZM126 123V124H125ZM176 123V124H175ZM181 123H182V121H181ZM1 124H3V127H2V125ZM7 126H6V125ZM13 124L15 125V127L14 128H20L19 129V131H20V133H21V131H22V137H24V135L23 134H33L34 132H36V133H34V134H36L35 135V137H34V134L30 137L32 140H33V142L35 141V140H37V138H39L40 139V137H38V134H40L41 132H42V134L41 135H39V136H44V133H45V129H49L50 128V125H53V127H51L47 132H49L48 134H47V132L45 133V134H47V136H44L45 138H43V136H42V141L45 139V141H43L44 143H52L54 146L55 145H59L58 144V142L60 143V145L62 146V148H64V145L66 146L65 148H66V150H61L60 152H57V151H59L60 150V147L58 146H55V148H56V150H55V148H54V150H55V153L54 152H51L52 153V155L54 154L55 156H52L51 155V153L50 154H47L46 152L48 151V149L50 148V146H49V148H48V145L46 144V146L44 147L45 149H46V147H47V149H46V152L44 151V152H42L41 153V149H43L44 150V148H41L40 146V142H41V139H40V142H38L39 141V139H38V141H35V145L34 146H36V144H37V146H38V150H37V152L35 151V149H37L36 147H34L33 146V144H32V147L31 148H35V149H33L34 151H35V153H36V155L37 156H32V154H33V150H31V151H33V152H29V149H27V148H29V146H31L30 144V142H28V141H30L31 139L29 138V139H27L30 135H26L25 136V138L27 139V140H24L22 137H19V133H16V132H18V129H17V131L15 130V129H13L12 127H13ZM20 126H18V125ZM39 124H41L40 126H38ZM76 124H79V126L80 127H82V128H80L78 125H77V127H76ZM86 124H87V126H86ZM129 124H131L132 125V128L133 129H130L131 128V125L129 126V128H127L128 127V125ZM252 124H253V126H252ZM36 125V126H35ZM55 125V129L57 128V126ZM74 125H75V127H74ZM228 125L231 127H228ZM251 125V126H250ZM12 126V127H11ZM45 127V128H43V131H42V128L41 127ZM138 127V129H137V127ZM151 127V128H153L151 131L149 130H147L148 129V127ZM169 128H168V127ZM198 126V128H196ZM255 126H257V127H255ZM35 127V128H34ZM63 128L64 130H62V129H60V128ZM81 129V130H79V131H82V133H80L79 131H78V129L79 128ZM87 127V128H86ZM96 127H98L97 129H96ZM117 127V128H116ZM118 127H120V128H118ZM145 129L144 130V132H148L147 134H149V132H150V134L149 135H147L146 133H142L143 132V128ZM150 127H149V129H150ZM192 127H195L197 130H195L194 128H192ZM211 127V128H210ZM233 127V128H232ZM252 127V128H251ZM255 127V128H254ZM260 127V128H261ZM11 128V129H10ZM28 128H27V130H28ZM75 128V129H74ZM86 128V129H85ZM93 129L94 130V132L92 131V130H90V129ZM126 128V129H125ZM166 128V129H165ZM215 128V129H214ZM225 128V129H224ZM12 129H13V131H12ZM73 129V130H72ZM77 129V130H76ZM98 131V134H100V135H102V138L104 137V135H107L106 137H104V138H106V140H108V142L109 141H111V142H109V145H110V143L112 144L111 146H105V145H107V143L106 144H104L103 142L104 141H99V137H97V132L95 133V131L96 130ZM99 129V130H98ZM122 131H121V130ZM127 129H129V131L131 132V130L133 131V133L134 132H136V134H133L132 132V136H130L131 134L128 132V130ZM137 129V130H136ZM156 129V130H155ZM259 129V128H258ZM10 130H11V132L13 133V132H15V133H13V135H14V137L16 136V137H18V138H20V139H17L16 137V139L18 140V143H16V139H15V143H12L11 141H13L12 139H10L12 136H11V132H10ZM15 130V131H14ZM41 130V131H40ZM74 131V132H76V133H73L72 131ZM76 130V131H75ZM123 130L125 131V132H123ZM147 130V131H146ZM193 130H195V132H197V133H202L201 135L203 136H199V134H198V136H197V133H193L194 131ZM200 130V129H199ZM39 131V132H38ZM52 131V130H51ZM77 131H78V133H80V134H78L77 135ZM118 131V132H117ZM137 131H139L138 133H137ZM142 131V132H141ZM190 131H191V133H193V134H196V137H201V138H197V140L199 141V147H198V145L195 143V141L194 140H196L195 139V135L194 136H192V135H190L191 133H190ZM193 131V132H192ZM248 131H250V130H248ZM248 131H246V133H247V136L248 135H250L249 133H248ZM257 131V130H256ZM255 131V132H256ZM6 132V133H5ZM24 132V133H23ZM33 132V133H32ZM88 132H92L91 134H93L94 133V135H91L94 139H97L98 141H99V143H95L93 140V138H91V137H82V136H85V135H88L89 133ZM100 132V133H99ZM120 132V133H119ZM122 132V133H121ZM152 132V133H151ZM155 132V133H154ZM171 132H173V133H171ZM213 132H215L214 134H213ZM7 133H9V134H7ZM38 133V134H37ZM53 133V132H52ZM83 133H85V135L83 134ZM86 133H88V134H86ZM106 133V132H105ZM127 133H129V137H128V134ZM154 133V134H153ZM190 133V134H189ZM246 133L244 132V133H242V134H244V136L246 135ZM61 134H63V135H61ZM73 135V134H75V135H77L76 136V138H75V135H73V137L72 136H70V135ZM138 134V135H137ZM139 134H140V136H141V134H142V136H143V134L145 135L146 134V136H144L142 139H140V137H139ZM156 134V135H155ZM185 134V133H184ZM192 137V138H194V139H192V140H190L191 139V137L189 136V135ZM241 134V136L243 137V138H245L243 135ZM7 135H9V136H7ZM50 135H51V133H50ZM49 135V136H50ZM54 135V136H55ZM59 135V136H58ZM83 138L82 140H84V138H86V139H88V140H86L85 139V141H82L81 140V142L79 141V138H81L80 136ZM96 135V136H95ZM204 135H211V137H207L206 139H204ZM5 136H6V138H5ZM20 136H21V134H20ZM37 136V137H36ZM113 136H121L120 138L118 137H114L113 138ZM133 136H135V138H134V140H137L136 142L137 143H135V142H133L132 141V137ZM136 136H138V137H136ZM141 136V137H142ZM150 136H152V137H154L153 139H152V137H150L151 139H149V140H147V141H149L148 142V144L150 145H152V146H148V147H150L149 149L153 152V150L155 151L154 152V154H152L151 153V151L148 149L147 151V154H146V152L144 153V156H142L143 157V162L145 161V163L147 162L146 160H148L149 162H147V164L148 163H150V159L152 158V157H148L149 159H144V158H147V156H149L150 155V153H151V155L150 156H155L156 158L154 159V162H152V163H156L157 162V160H158V162L156 163V164H158L155 168H154V164H151V165H153L152 167H153V169L152 170H154V171H151V172H153V176H152V173H150V169L152 168L151 167V165L150 164H148V165H146L145 163V165L146 166H148L149 167V169H147L148 167H146V166H144V164H143V162H139V163H141V165L138 163V161L140 160V159H142L141 157H138V156H141V155H143L142 154V152L140 151V149H141V145L144 143H146L147 141L144 139V138H146V139H148ZM170 136V137H169ZM240 136V135H239ZM240 136V139L242 138ZM10 137V138H9ZM32 137H34L35 138V140L32 138ZM52 138H53V136H51ZM62 137H64V139L62 138ZM70 137H72V138H70ZM96 137V138H95ZM123 137V138H122ZM124 137H127V138H129V139H131V140H128L127 138H124ZM131 137V138H130ZM148 137V138H147ZM156 137V138H155ZM158 137V138H157ZM206 137V136H205ZM212 137H215V139L214 138H212ZM77 138H78V141H77ZM93 139V140H91V139ZM101 138V139H102ZM103 138V140H105ZM176 138V140H178L177 142L179 143L178 144V146L176 147V140H172V139H175ZM217 138V139H216ZM21 139H23V141L21 140ZM46 139L48 140V141H50L51 140V142H48V141H46ZM50 139V140H49ZM90 139V140H89ZM126 139V140H125ZM140 139V142H142V144L139 146V140ZM156 139V140H155ZM187 139H189L190 141H192V142H190L189 140L187 141ZM201 139V140H200ZM206 141V143H205V141ZM213 139H214V141H213ZM10 140V141H9ZM19 140H20V142H19ZM68 140V139H67ZM116 140V141H117ZM144 140H145V142H144ZM167 140V141H166ZM212 140V142H210ZM226 140V141H225ZM88 141H91V142H88ZM130 141L131 142H133V143H130ZM150 141H152L153 142V144L152 143H150ZM155 141H157L156 142V145L154 146V144H155ZM181 141V140H180ZM198 141H196L197 143H198ZM216 141V142H215ZM7 142H11V144L13 145H17V147H19V145H20V147L19 148H17V149H20V153H19V150L17 151V153H19V155H17V153H13V152H15L16 150V148H12V145L11 144H8ZM14 142V141H13ZM21 142H25L22 146H24L23 147V149H27L28 151H26L25 153H22V147H21ZM27 142V143H26ZM32 142V143H33ZM37 142V143H36ZM43 142H42V144H43ZM63 142H65V143H67V144H65V143H63ZM100 142H102L101 144L103 145H101L100 144ZM118 142L116 143L117 145H118ZM127 142V143H126ZM174 142V143H173ZM188 142H190L191 144L190 145H192L193 146V143L195 144V145H197V146H193V147H191V150L194 148V147H196L195 149H193V150H195V151H190L189 150V148H190V145H189V143ZM203 142V143H202ZM207 142H209V143H207ZM215 142V143H214ZM38 143H40V144H38ZM88 143L90 144V145H88ZM93 143V144H92ZM94 143H95V146H93L94 145ZM114 143V142H113ZM180 143H182V144H180ZM185 143H188V144H186V146H188L189 145V147L187 148L188 149V151L190 152H188L187 151V149L185 148ZM202 143V145H204V146H202V148H201V144ZM205 143V144H204ZM212 143V144H211ZM19 144V145H18ZM28 145V147H27V145ZM63 144V145H62ZM91 144H92V146H91ZM115 143H114V145H116ZM133 145L132 146V148L134 147V146H136V144H138L137 145V147L138 148H134L133 150H134V153L133 152H131V151H133V150H131L132 148H131V146L130 145ZM142 145V147H143V150L142 151H145V149H147V145L148 144H146V145ZM166 144V145H165ZM173 144V145H172ZM174 144H176V145H174ZM209 144V145H208ZM2 145V146H1ZM13 145V147H15ZM25 145H26V147L27 148H25ZM51 145V144H50ZM51 146L52 148L54 147V146ZM128 147H127V146ZM170 145V147H168ZM217 147H216V146ZM261 147H260V146ZM89 146H91V147H89ZM126 146V148L128 149H126V148H124ZM146 146V147H145ZM154 146V147H153ZM175 148H174V147ZM40 147V148H39ZM42 147H43V145H42ZM69 147H70V149L71 150H69ZM74 147H76L75 149H74ZM116 147V146H115ZM151 147H153V148H151ZM166 147H168V149L166 148ZM182 147H184L182 150H181V148ZM203 147H205V148H203ZM212 147V148H211ZM221 147V148H220ZM61 148V149H62ZM95 148H97V147H95ZM121 148H124V150L123 149H121ZM131 148V149H130ZM145 148V149H144ZM164 148V149H163ZM170 148V149H169ZM172 148V149H171ZM174 148V149H173ZM177 148V149H176ZM216 148V149H215ZM5 149V150H4ZM59 149V150H58ZM74 149V150H73ZM116 149H117V151L119 152V153H121L120 155L122 156V157H120V156H118V154L119 153H117V152H115L116 151ZM136 149H138L139 150V152H137V153H141V155L140 154H137V153H135L136 152ZM153 149V150H152ZM198 149H203V150H201V152L200 151H198ZM218 149L220 150V151H218ZM11 150H13L12 151V153L10 152ZM98 149H96V151H97ZM114 152H113V151ZM122 150V151H121ZM130 150V151H129ZM137 150V151H138ZM169 150L170 151V153L169 152H167V151ZM172 150L174 151V153L173 154H176V155H174L173 157H177L178 156V154H179V156H178V158H176V160H179V161H181L182 160V162H178V161H175V160H173V159H175V158H172V157H169V156H171V154H172ZM179 150V152H178V154H177V151ZM185 150V152H186V154H187V152H188V154L186 155V158H184V159H187V158H191V156L193 155V153L195 154V156H193L191 159V162L190 161H188L187 162V160H190V159H187V160H183V159H181V157L183 156V155H181V154H184L185 152H183ZM62 151H65L64 153H62ZM70 151V152H69ZM95 151V150H94ZM149 151H150V153H149ZM156 151H158L157 152V155L155 154L156 153ZM182 151V152H181ZM198 153H197V152ZM211 151V152H210ZM216 153H214V152ZM222 151H224V149L222 150ZM252 151V152H251ZM259 151V150H258ZM30 153L29 155H28V153ZM48 152H50V151H48ZM126 152V153H125ZM130 152V153H129ZM176 152V153H175ZM193 152V153H192ZM210 152V153H209ZM23 154V156H28V157H30L32 160H29V158H28V160L26 161V159H23V158H21V160H24V163H25V168H26V170H25V168H24V164L21 162V164H20V159H18V158H20L19 156H20V154ZM27 153V154H26ZM35 153H34V155H35ZM47 154V156L48 155H50L49 157H45V155ZM58 153V154H57ZM59 153H62V154H60L59 155ZM133 153V154H132ZM166 153H168L169 155H167ZM191 153H192V155H191ZM196 153H197V155H196ZM212 153V154H211ZM259 153H261L262 154V156L259 154ZM21 154V155H22ZM24 154H26V155H24ZM57 154V155H56ZM93 154H89L90 156H92ZM117 154V155H116ZM126 154V155H125ZM130 154V155H129ZM134 154H137V155H135V156H137V157H135L134 156ZM189 154H190V156H189ZM208 154V155H207ZM215 154V155H214ZM242 154H244V156L242 155ZM2 155V156H1ZM101 155V156H100ZM103 155L105 156V157H103ZM134 156V159H131V157L133 158V156ZM166 155V156H165ZM254 155H257L258 156V158H259V160L257 159V157L256 156H254ZM260 155V156H259ZM40 156V155H39ZM57 156V157H56ZM117 156L119 157V160H118V158H117ZM128 156V158H126ZM154 156H153V158H154ZM168 156V157H167ZM189 156V157H188ZM205 156V157H204ZM207 156H210V157H207ZM213 156H215L214 158L215 159H213ZM219 156V155H218ZM246 156V157H245ZM252 156H253V159H252ZM7 157V158H6ZM15 157V158H14ZM55 157V158H54ZM64 157V159L66 160V158ZM70 157H74L73 158V160L72 159H70ZM93 157V156H92ZM91 157V158H92ZM244 157V158H243ZM247 157H250L251 158V160L250 159H246ZM18 159V161L17 160H15V159ZM25 158V157H24ZM34 158V159H33ZM51 158V159H50ZM103 158H106L105 159V161L106 162H104V160H103ZM117 158V159H116ZM120 158H124V159H126V161H127V159H129L128 161H129V163H128V161L126 162V161H124V159H121L120 160ZM137 158V159H136ZM183 158V157H182ZM203 158V159H202ZM241 158H243V159H241ZM256 158V159H255ZM55 159V160H54ZM86 159H88V161L87 162H89V164L87 163V165H88V168L86 169V164H85V161H86ZM93 159V158H92ZM167 159V160H166ZM169 159V160H168ZM172 159V160H171ZM181 159V160H180ZM204 159H208L207 161H205ZM209 159H211V160H209ZM237 159V160H236ZM249 162V161H251V162H249V164H248V162H245L246 160ZM264 159V158H263ZM263 159L262 160H260V162L261 163H264V161H263ZM12 160H15L16 162V164L17 165H15V164H13L12 165V167H10L11 166V164L14 162V161H12ZM124 161V162H126V163H124V164H122L123 162H121V161ZM134 160V161H133ZM136 160H137V164L136 163H134V162H136ZM243 160H245V161H243ZM11 161H12V163H11ZM26 161V162H25ZM55 161V162H56ZM101 161L102 162H104L103 164L101 163ZM118 161L120 162L119 164H121L122 166H121V168L122 169H119V165H118ZM132 162V165L134 164V167L136 168V167H138V166H142V167H140L141 169H143V168H146L148 171H149V174L147 173V175L148 176H151L150 177V179H148V177L146 178V180L145 181H149V182H146L147 183V185H149L148 183H150V182H152L153 184H155L156 183V181H158L157 183L159 184V185H156V186H158L157 188H154V190L155 189H157V191H158V193H157V191L155 192L153 189H151L153 186H150L149 185V187H151L150 188V190H153V192H150V190L148 189H145V188H149L147 185H144L143 186V183L144 184H146L145 183V181H144V179L145 178H143L144 177V175H145V173L147 172H145L144 170H146V169H143V171L144 172H141L142 174H144V175H139V173H140V168H136V171H133V174L131 173L132 172V170L133 169H135V168H131L132 170H131V172L129 171L130 169V166H128V164H130L131 162ZM141 161V160H140ZM152 161H153V159H152ZM166 161V162H165ZM168 161V162H167ZM171 161V162H170ZM201 163H200V162ZM204 163H206V166L204 165V167H198L199 165L201 166L202 164H204ZM208 161H212V162H208ZM241 161H243V162H241ZM255 161V162H254ZM263 161V162H262ZM7 162H10L9 164L7 163ZM17 162H19V163H17ZM44 162H47L46 164L44 163ZM55 162H53L52 163V160L50 161V165H51V163H52V165H53V168H56V167H54V164H56ZM67 162V161H66ZM111 162V161H110ZM175 162V163H174ZM176 162H178L179 164L177 165V163ZM5 163H7L6 165H5ZM27 163V164H26ZM91 163V164H92ZM98 163L96 162V166L98 165ZM188 163H189V165H188ZM191 163V164H190ZM192 163H194V164H192ZM195 163H196V166L197 167H195V166H191V165H195ZM209 163V165H208V167H207V164ZM71 164V163H70ZM102 164V165H101ZM126 164H127V166L129 167V168H126ZM171 164V165H170ZM184 164V165H183ZM199 164V165H198ZM3 165H5V166H3ZM9 165V166H8ZM18 165H21L20 166V168H19V166ZM30 165V164H29ZM59 165H60V167H59ZM99 165L97 166V167H99ZM124 165V166H123ZM131 165V166H132ZM137 165V166H136ZM166 165V166H165ZM170 165V166H169ZM191 166V167H188V166ZM243 165V164H242ZM9 168V170H10V168L14 171V172H16L18 175H19V177H18V175L17 174H15V173H13V171H9L8 170V168ZM13 166H15V167H13ZM16 166H18V167H16ZM23 166V167H22ZM26 166H28V167H26ZM47 166L49 167L48 169H47V167L46 168H44V169H47V170H49L50 171V167L51 166H49L48 164H47ZM56 166V165H55ZM105 168H104V167ZM113 166H115V167H113ZM144 166V167H143ZM169 166V167H168ZM174 166V167H173ZM188 168L187 170H185L186 169V167ZM203 166V165H202ZM133 167V166H132ZM151 167V168H150ZM168 167V168H167ZM195 167V168H194ZM207 168V170H205L206 168ZM211 167V166H210ZM218 167V166H217ZM234 167V166H233ZM232 167V168H233ZM247 167H249L248 168V171L246 172L245 170H247ZM261 167H264V166H261ZM0 168V169H1ZM14 168H16V169H14ZM22 168H24L23 169V171L22 170H19V169H22ZM28 168V169H27ZM85 168V169H84ZM92 168V169H93ZM102 168H104L103 170H106V171H110L109 173V175L107 174V176H106V174L104 173V175L106 176V177H108V178H106L104 175H100V174H102ZM113 168H114V170H113ZM119 169L120 171L121 170H123V171H121L122 172V174L124 175V174H126V175H124V177H128V179H124V180H122V176L123 175H121V173L119 172V170H116V169ZM198 170H197V169ZM199 168H201V169H199ZM205 168V169H204ZM212 168L214 169V167L212 166ZM40 170V172L38 171L37 172V170ZM73 169V170H74ZM93 169V170H94ZM98 169V170H97ZM111 169V170H110ZM124 169H125V171H124ZM129 169V170H128ZM160 170V171H158V170ZM170 169V170H169ZM190 169V170H189ZM191 169H192V171H194L195 169L197 170H195L194 172H192L191 171ZM213 169H211V168H209V171L211 170V171H214ZM219 169V168H218ZM27 170H31L30 171V173L29 174H26V173H28L27 172ZM51 170L53 171V169H52V167H51ZM57 170V169H56ZM138 170H140L139 172H138ZM157 170V172H155ZM169 170V171H168ZM183 170V171H182ZM202 170H205V171H203L202 173H204L205 172V174H207V177L205 176V174H201L200 172ZM242 170H244V172L242 171ZM263 170V171H262ZM18 171H20L19 173H18ZM79 172V174H77L76 175V173L77 172ZM81 171V172H80ZM114 171H116V172H118L119 174H120V176H119V174H118V176L120 177V179L118 178V177H115L116 179H114L113 177V179L111 178V176H113L115 173H114ZM185 171V172H184ZM190 171H191V174H190ZM198 171H199V173H200V175H202L203 176V178H202V176H200L199 174H198ZM249 171V172H250ZM134 172H135V174L136 173H138L137 175L139 176H137V175H135L134 174ZM171 172V173H170ZM248 172V174L250 175V173ZM81 173H84L83 174V176H82V174ZM129 173H131V174H129ZM158 174V176H157V174ZM166 173H168V174H166ZM188 173V174H187ZM196 173H197V175L200 177V179L202 178V180H204V181H200V180H197L196 181V178L197 179H199V177H197L196 176ZM236 173H237V175H236ZM246 173V174H245ZM261 173V174H260ZM36 174V175H35ZM53 174V175H52ZM64 176H63V175ZM72 174V175H71ZM92 174H94L93 175V177L94 178H96L95 180H96V182L95 183H97L96 185L97 186H95V183H94V180H92V179H94L93 177H91V175ZM128 174V175H127ZM158 177H156L155 175ZM172 174V175H171ZM173 174H174V176H173ZM180 174H181V176H180ZM190 174V175H189ZM195 174V175H194ZM222 174V175H221ZM227 173H226V171H225V174L224 175H226ZM238 174H240V175H238ZM261 175V177H260V175ZM24 177H23V176ZM67 177H66V176ZM133 175V176H132ZM134 175H135V178H134ZM168 175V176H167ZM189 175V176H188ZM215 175H217V176H215ZM255 175H257V176H255ZM53 176V177H52ZM58 176H59V178H58ZM61 176V177H60ZM106 178H104V177ZM115 176V175H114ZM117 176V175H116ZM136 176L139 178V180L137 179V181H140L141 179L140 178H143L142 179V183H141V181L138 183L136 180L134 181V180H131L130 182H128V181H126V180H130V179H136ZM140 176H143V177H140ZM146 176V175H145ZM155 176V177H154ZM171 176V177H170ZM193 176V177H192ZM196 178H195V177ZM232 176V177H233ZM236 176H238V177H236ZM41 179H40V178ZM69 177H71L74 181H72V180H70L69 179ZM83 177V178H82ZM84 177H86L85 179H84ZM99 177H101L100 179H97V178H99ZM123 177V178H124ZM131 177V178H130ZM153 177V178H152ZM171 178L172 179V177L175 179L176 178V180H174V179H172V181L173 182H175L176 184H174L172 181H171V179L169 180V178ZM180 177V178H179ZM189 177V178H188ZM209 177V178H208ZM218 179H217V178ZM255 179H254V178ZM36 178V177H35ZM53 178V179H52ZM65 179V181L68 179V181L69 182H67L66 181V183L67 184H72V185H67V184H65L64 183V180H62V183H60L61 182V180H59V179ZM102 178H103V180L104 181H102ZM111 178V179H110ZM151 178L153 179V180H151ZM167 178V179H166ZM178 178V179H177ZM186 178V179H185ZM192 178H195L194 180H195V182H196V185H197V182H199V183H203V186H201L202 185V183L201 184H199L198 183V187L195 185V184H193L192 185V183L191 182H193L194 183V180L192 179ZM226 178V179H225ZM230 178V179H229ZM236 178H237V181H236ZM260 178V179H259ZM34 179V178H33ZM108 179V180H107ZM148 179V180H147ZM154 179H156V181H154ZM183 179V180H182ZM205 179H207V180H205ZM209 179V180H208ZM228 179H229V181L231 182H229L228 181ZM235 180V184L234 183H232V180ZM262 179V180H261ZM36 180V179H35ZM41 180V181H40ZM47 180V181H46ZM50 180H52V182H55V181H58L59 180V182H56V184H59V185H62V186H60V187H57V188H55L54 189V185H55V187L57 186L56 184H52V182H50ZM54 180V181H53ZM82 182H81V181ZM85 180V181H84ZM109 180H111V181H109ZM114 180H116V182L114 181ZM151 180V181H150ZM169 180V181H168ZM180 180V181H179ZM184 182V184H182L183 185V187L181 186V183H183L182 181ZM192 180V181H191ZM212 180V181H211ZM216 180H217V182H218V184L217 185H215V182H216ZM256 180L257 181H259V182H256ZM260 180H261V182H260ZM75 181H78V185L75 183ZM79 181H80V183H79ZM84 181V182H83ZM92 181H93V185L91 184L92 183ZM112 181H114V183L112 182ZM120 181H124V183H126V182H128L129 184H130V186L132 187V184H133V182H134V184L135 183H138V187H137V184H136V188L137 189H135V188H130L129 187V185H128V183H126L127 185H123V184H121V182ZM170 181H171V183H170ZM43 182V183H42ZM72 182H74L76 185V187H74V184L72 183ZM99 182H100V185H99ZM101 182H103V184L101 183ZM112 183V184H110V183ZM120 182V184H121V186L123 187V186H125V188H124V194L123 193H121L122 191H121V188L119 189V188H117L116 186H118V183ZM178 182V183H177ZM181 182V183H180ZM187 182L189 183L188 185H187ZM210 182V183H209ZM214 182V183H213ZM223 182V183H222ZM37 183V184H36ZM85 183V184H84ZM105 183L107 184V185H109L108 187H106L107 188V191L106 190H104L103 188H105L104 186H106L105 185ZM156 183V184H157ZM212 183V184H211ZM255 183V184H254ZM259 183V184H258ZM47 186H46V185ZM52 184V185H51ZM79 184H81L82 185V188L85 186V188H83L84 190H82V188L80 187V185ZM114 184H116V185H114ZM119 184V185H120ZM133 184V186L135 187V185ZM141 184V185H140ZM168 184V185H167ZM172 184V185H171ZM177 184H178V186H177ZM186 184V185H185ZM204 184H206V185H204ZM210 184V185H209ZM222 186H221V185ZM234 185V187H232L233 185ZM252 184H254L253 185V187H252ZM39 185V186H38ZM51 186V187H49V186ZM58 185V186H59ZM64 185L66 186V187H68L67 189H65V187H64ZM103 185V186H102ZM112 185H114L115 186V188L117 189V190H114L113 192L114 193H112V190H110V187L112 186ZM174 185V186H173ZM187 186L188 188L186 189L185 188V186ZM195 185V186H194ZM199 185H200V188L202 187V188H204V190L202 189H199ZM208 185L210 186L209 188H208ZM211 185H215L214 187L212 186L211 187ZM237 185V186H236ZM78 186V187H77ZM88 186H90V188L88 187ZM92 186H95L96 188H93ZM114 186H112L113 187V189H115L114 188ZM129 187L128 189L130 190L128 193H127V191H126V188L127 187ZM143 186V189H141L140 187H142ZM155 186V187H156ZM171 186V187H170ZM217 186V187H216ZM224 186V187H223ZM227 186V187H226ZM258 186V188H256V187ZM261 186V187H260ZM263 186V187H262ZM40 187V188H39ZM48 189H47V188ZM52 187H53V191H58V190H63V192H53L52 191ZM72 187H74V188H72ZM87 187V188H86ZM95 190V189H97L98 188V191H96V192H98V193H95V191L93 192V191H91L92 190V188ZM169 187V188H168ZM173 187V188H172ZM181 187V188H180ZM189 187H190V192H188L187 190L189 189ZM194 187H196L197 188V192L195 191L196 190V188H194ZM215 187H216V189H215ZM230 187H231V189H230ZM237 187H239V188H237ZM43 188H44V190H43ZM59 188V189H58ZM62 188V189H61ZM70 188V190H71V194L72 195H74L73 196V198H72V196L71 197H68L69 199H67V195H68V193L67 192H69V189ZM79 188V189H78ZM101 188V189H100ZM222 188H224V189H221ZM42 189V190H41ZM56 189H58V190H56ZM72 189H75L74 190V192L72 191ZM76 189L79 191L80 190V192H78V191H76ZM109 189V190H108ZM112 189V188H111ZM123 189V188H122ZM131 189L132 190H135V195H137V196H135L134 195V191H132L131 192ZM139 189V190H138ZM168 189H169V191H168ZM173 189V190H172ZM178 189H179V192H178ZM195 189V190H194ZM198 189H199V191H198ZM207 189V190H206ZM208 189H210V190H208ZM230 189V190H229ZM232 189H235V190H232ZM254 189H255V191H254ZM260 189H262V190H260ZM29 190V191H28ZM46 190V192H42V191H45ZM52 192H51V191ZM66 190V191H65ZM86 190V191H85ZM91 191V193L93 192V193H95L94 195H92L91 193H89V192H87V191ZM101 190H102V192L103 193H106V192H108L109 191V193H110V195L109 194H107L108 196H109V198H107L108 196L105 194V198H102L101 199V194L102 193H100L101 192ZM136 190H138L139 192H140V194L139 193H137L138 191H136ZM141 190V191H140ZM143 190V191H142ZM146 190L147 191H149V192H146ZM177 190V191H176ZM192 190H194L193 192H192ZM201 190V191H200ZM218 190V192H216ZM245 190V191H244ZM258 190V191H257ZM33 191V192H32ZM35 191V192H34ZM116 191V192H115ZM118 191V192H117ZM126 191V192H125ZM173 192V194L171 193V192ZM211 191V192H210ZM231 191V192H230ZM241 191H243V192H241ZM251 191V192H250ZM257 191V192H256ZM41 192V193H40ZM51 192V193H50ZM64 192H66V194H64ZM73 192V193H72ZM76 192H78V193H76ZM202 192H204V195H202L203 193ZM225 192V194L227 193V192H229L228 193V195H225V194H223ZM233 192V193H232ZM238 192H240V193H238ZM244 192H245V194H244ZM253 192V193H252ZM259 192V193H258ZM24 193V194H25ZM42 193H44V194H46L44 197H43V195H42ZM49 193V194H48ZM52 193H54V195H52ZM58 193V194H57ZM61 193H63V194H61ZM85 193V194H84ZM89 193V194H88ZM122 194V195H120V194ZM127 195H126V194ZM133 193V195L131 196V194ZM151 194V195H149V196H146L147 194ZM154 193V194H153ZM157 193V194H156ZM176 193V194H175ZM183 193V194H182ZM189 193V194H188ZM200 195H198V194ZM202 193V194H201ZM212 193V194H211ZM214 193V194H213ZM218 193V194H217ZM232 193V194H231ZM261 193V194H260ZM42 196H41V195ZM57 194V195H56ZM76 194V195H75ZM100 194V195H99ZM112 194V195H111ZM116 194V196H114ZM120 195L119 197H118V195ZM180 194V195H179ZM194 194H197V196L196 195H194ZM251 194L254 196H252L251 197ZM30 195H32V196H30ZM35 195H37V196H35ZM62 195H64V196H66V198H64V196H62ZM70 195V194H69ZM68 195V196H69ZM82 195H84V196H82ZM88 195V196H87ZM100 196L99 198H100V200H99V198H96V196ZM103 195V194H102ZM138 195H140V197L142 198H139V196ZM142 195H144V196H146L147 197V201H146V198H144V196H142ZM179 197H178V196ZM186 195V196H185ZM202 195V196H201ZM207 195V196H206ZM211 195V196H210ZM213 195V196H212ZM225 197H224V196ZM234 195V196H233ZM35 196V197H34ZM86 196V197H85ZM93 196V197H92ZM94 196H95V198L96 199H94V200H92L93 198H94ZM104 196V195H103ZM123 196V197H122ZM131 196V197H130ZM151 196V197H150ZM173 196V197H172ZM176 196V197H175ZM180 196H182L181 198H180ZM210 198H209V197ZM216 196V197H215ZM245 196H247V197H245ZM37 197V198H36ZM39 197V198H38ZM47 197V198H46ZM50 197V198H49ZM114 198V202H112L113 201V198ZM121 197V199H119ZM124 197H125V199H124ZM133 197H135V199L133 198ZM191 197V198H190ZM224 197V198H223ZM235 197V198H234ZM21 198H23V200L25 201H23V202H21ZM27 198V199H26ZM30 198H31V200H30ZM49 198V199H48ZM72 198V199H71ZM78 198V199H77ZM88 198V199H87ZM91 198V199H90ZM123 198V199H122ZM127 198V199H126ZM130 198H132V199H130ZM150 198V199H149ZM153 199V201H152V199ZM183 198H187L186 200L185 199H183ZM197 198V199H196ZM198 198L201 200H198ZM213 198V199H212ZM217 200H215V199ZM228 198V199H227ZM241 198V199H240ZM244 200H243V199ZM246 198V199H245ZM261 198V199H260ZM44 199V200H43ZM46 199H48V200H46ZM63 199H65V200H63ZM77 199V200H76ZM80 199V200H79ZM106 199V201H104ZM112 200V201H110V200ZM116 199V200H115ZM119 199V200H118ZM140 199H141V201H140ZM144 199V201H142ZM149 199V200H148ZM203 199V200H202ZM209 201H208V200ZM219 199V200H218ZM233 199H235V200H233ZM239 200V202H238V200ZM248 199H249V201H248ZM251 199V200H250ZM258 199V200H257ZM29 200V201H28ZM35 200V201H34ZM85 200H86V202H85ZM89 200V201H88ZM109 200V201H108ZM118 200V201H117ZM121 200V201H120ZM124 200V201H123ZM137 200V201H136ZM175 200H177L176 202H175ZM181 200H183V201H181ZM188 200V201H187ZM190 200V201H189ZM207 200V201H206ZM226 200V201H225ZM34 202V204H33V202ZM54 201V202H53ZM68 201V202H67ZM70 201V202H69ZM78 201V202H77ZM91 201V202H90ZM116 201H117V203H116ZM135 201V202H134ZM152 201V202H151ZM178 201H179V205H178ZM196 201V202H195ZM206 201V202H205ZM214 201H216V202H214ZM3 202V203H2ZM27 202V203H26ZM41 202V203H40ZM53 202V203H52ZM59 202V203H58ZM80 202V203H79ZM95 202V203H94ZM102 202V203H101ZM123 202V203H122ZM126 202V203H125ZM127 202H128V204H127ZM143 202H145V203H143ZM151 202V203H150ZM185 202V203H184ZM198 202H200V203H198ZM203 202H205V203H203ZM208 202V203H207ZM209 202H211V204L209 203ZM223 202V203H222ZM246 202V203H245ZM250 202V203H249ZM261 202V203H260ZM2 203V204H1ZM17 203V204H16ZM22 203H23V205H22ZM51 203V204H50ZM93 203V204H92ZM113 203V204H112ZM125 203V204H124ZM131 203H132V205H131ZM134 203V204H133ZM174 203V204H173ZM191 203V204H190ZM218 203V204H217ZM222 203V204H221ZM225 203V204H224ZM237 203V204H236ZM243 203V204H242ZM258 203V204H257ZM7 204V205H6ZM53 204V205H52ZM55 204V205H54ZM67 204V205H66ZM72 204V205H71ZM82 204V205H81ZM111 204V205H110ZM114 204H115V206H114ZM120 204H122V205H120ZM135 204H137V205H135ZM143 204H145V205H143ZM155 204V205H154ZM183 204V205H182ZM231 204V205H230ZM239 204V205H238ZM6 206V207H3V206ZM25 205V206H24ZM29 205V206H28ZM34 205V206H33ZM58 205V206H57ZM62 205V206H61ZM86 205V206H85ZM92 205H94L93 206V208H92ZM109 205V206H108ZM119 205V206H118ZM125 205V206H124ZM131 205V206H130ZM147 205H149L148 207H147ZM152 205V206H151ZM154 205V206H153ZM177 205V206H176ZM186 205V206H185ZM205 205V206H204ZM24 206V207H23ZM38 206V207H37ZM77 206V207H76ZM83 206H84V208H83ZM90 206V207H89ZM142 206V207H141ZM168 206V207H167ZM173 206V207H172ZM190 206V208H188ZM193 206V207H192ZM204 206V207H203ZM240 206H241V208H240ZM247 206V207H246ZM250 206V207H249ZM257 206V207H256ZM19 207V208H18ZM30 207V208H29ZM35 207V208H34ZM43 207V208H42ZM85 207H87V208H85ZM115 207V208H114ZM134 207V208H133ZM143 207H144V209H143ZM146 207L148 208V209H146ZM150 207V208H149ZM152 207V208H151ZM196 207V208H195ZM204 209H203V208ZM206 207V208H205ZM216 207V208H215ZM234 207V208H233ZM236 207V208H235ZM6 208V209H5ZM26 208H28V209H26ZM37 208V209H36ZM51 208V209H50ZM90 208V209H89ZM100 208V209H99ZM112 208V209H111ZM121 208L122 209H124V210H121ZM125 208H126V210H125ZM139 208V209H138ZM141 208V209H140ZM154 208V209H153ZM173 208V209H172ZM181 209V210H179V209ZM200 208V209H199ZM208 208V209H207ZM244 208V209H243ZM4 209V210H3ZM30 209H32V210H30ZM39 209V210H38ZM60 209V210H59ZM62 209V210H61ZM84 209V210H83ZM97 209V210H96ZM111 209V210H110ZM115 209V210H114ZM127 209H128V211H127ZM149 209H150V211H149ZM151 209H152V212H151ZM170 210V211H168V210ZM172 209V210H171ZM177 209V210H176ZM227 209V210H226ZM243 209V210H242ZM70 210V211H69ZM82 210V211H81ZM93 212H92V211ZM132 210V211H131ZM138 210V211H137ZM148 210V211H147ZM197 210V211H196ZM217 210V211H216ZM223 210H225V211H223ZM241 210V211H240ZM251 210L253 211V212H251ZM262 210V211H261ZM17 211V212H16ZM40 211V212H39ZM80 211V212H79ZM85 211V212H84ZM90 211V212H89ZM98 211H99V213L100 214H98ZM108 213H107V212ZM131 211V212H130ZM134 211V212H133ZM136 211H137V213H136ZM140 211V212H139ZM144 212L143 214L141 213V212ZM168 211V212H167ZM211 212V214H209L210 212ZM219 211V212H218ZM233 211V212H232ZM238 211V212H237ZM248 211V212H247ZM16 212V213H15ZM34 212V213H33ZM73 212H74V214H73ZM82 212V213H81ZM89 212V213H88ZM117 214H116V213ZM121 212V213H120ZM171 212V213H170ZM174 212V213H173ZM221 212V213H220ZM243 212V213H242ZM9 213V214H8ZM32 213L34 214V216L32 215ZM35 213H36V215H35ZM41 213V214H40ZM47 213H48V215H47ZM68 213V214H67ZM87 213V214H86ZM91 213V214H90ZM105 213V214H104ZM125 213H126V215H125ZM130 213V214H129ZM139 213H141V214H139ZM173 213V214H172ZM190 213V214H189ZM197 213V214H196ZM207 213L209 214V215H207ZM214 213V214H213ZM229 213H230V215H229ZM232 213H233V215H232ZM257 213V214H256ZM261 213V214H260ZM2 214V215H1ZM6 214V215H5ZM18 214V215H17ZM78 214V215H77ZM81 214V215H80ZM93 214V215H92ZM110 214V215H109ZM120 216H119V215ZM173 216H172V215ZM225 214V215H224ZM227 214V215H226ZM235 214V215H234ZM16 217H15V216ZM22 215V216H21ZM32 217H31V216ZM39 215V216H38ZM105 215H107V217L105 216ZM114 215V216H113ZM133 215V216H132ZM139 215V216H138ZM141 215V216H140ZM10 216V217H9ZM11 216H12V218H11ZM30 216V217H29ZM47 216V217H46ZM52 216H54V217H52ZM72 216H74V217H72ZM99 216V217H98ZM127 216V217H126ZM191 216H193V217H191ZM196 216V217H195ZM220 216V217H219ZM230 216V217H229ZM258 216V217H257ZM262 216V217H261ZM5 217V218H4ZM18 217V218H17ZM48 217H49V219H48ZM81 217V218H80ZM124 217H126V219L124 218ZM133 217V218H132ZM141 217V218H140ZM211 217V218H210ZM225 217V218H224ZM227 217V218H226ZM249 217V218H248ZM24 218V219H23ZM34 218H35V220H34ZM37 218V219H36ZM114 218V219H113ZM123 218V219H122ZM128 218V219H127ZM170 218H172V220L170 219ZM182 218V219H181ZM196 218V219H195ZM231 218V219H230ZM241 218V219H240ZM247 218V219H246ZM251 218H252V220H251ZM20 219V220H19ZM56 219V220H55ZM58 219V220H57ZM61 219V220H60ZM103 219V220H102ZM107 219V220H106ZM120 219V220H119ZM192 219V220H191ZM210 219V220H209ZM213 219V220H212ZM216 219V220H215ZM10 220V221H9ZM72 220V221H71ZM97 220V221H96ZM112 220V221H111ZM116 220V221H115ZM175 220V221H174ZM184 220V221H183ZM199 220V221H198ZM245 220V221H244ZM248 220V221H247ZM261 220V221H260ZM9 221V222H8ZM29 221H31V222H29ZM45 221V222H44ZM57 221V222H56ZM66 221V222H65ZM71 221V222H70ZM78 221V222H77ZM90 221L92 222V223H90ZM215 223H214V222ZM223 221V224H221V222ZM247 221V222H246ZM36 222V223H35ZM107 222V223H106ZM111 222V223H110ZM169 222V223H168ZM187 222H189L188 224H187ZM218 222V223H217ZM243 222V223H242ZM246 222V223H245ZM4 223V224H3ZM12 223V224H11ZM46 223V224H45ZM51 223V224H50ZM77 223V224H76ZM81 223V224H80ZM97 223V224H96ZM184 223V224H183ZM186 223V224H185ZM191 223V224H190ZM207 223V224H206ZM19 224V225H18ZM25 226H24V225ZM65 224V225H64ZM116 224V225H115ZM183 224V225H182ZM203 224V225H202ZM211 224V225H210ZM218 224V225H217ZM256 224V225H255ZM262 224V225H261ZM45 227H44V226ZM62 225H64V226H62ZM67 225V226H66ZM110 225H113V226H110ZM169 225H171V226H169ZM181 225V226H180ZM210 225V226H209ZM224 225V226H223ZM21 226V227H20ZM102 226H104V227H102ZM184 226V227H183ZM213 226V227H212ZM229 226V227H228ZM7 227V228H6ZM37 227V228H36ZM55 227V228H54ZM92 227V228H91ZM134 227V228H133ZM174 227V228H173ZM194 227V228H193ZM203 227V228H202ZM243 227V228H242ZM41 228V229H40ZM102 228H103V230H102ZM111 228V229H110ZM171 228V229H170ZM184 228V229H183ZM262 230H261V229ZM21 229V230H20ZM77 229V230H76ZM90 230V235H87V232L89 233V230ZM101 231H100V230ZM107 229V230H106ZM108 229H109V232H108ZM174 229V230H173ZM176 229V230H175ZM191 229V230H190ZM222 229V230H221ZM224 229H227V230H224ZM233 229V230H232ZM240 229V230H239ZM13 230V231H12ZM23 230H25V232L23 231ZM43 230H44V232H43ZM56 230V231H55ZM59 230H60V232H59ZM74 232H73V231ZM98 230V231H97ZM114 230V231H113ZM172 230V231H171ZM178 230V231H177ZM17 231V232H16ZM34 231H36V232H34ZM86 231V232H85ZM97 231V232H96ZM103 231H105L106 233H104ZM125 233H124V232ZM128 231H129V236H128ZM154 231V232H153ZM170 231V232H169ZM184 231V232H183ZM226 231H228V232H225ZM231 231V232H230ZM232 231H233V233H232ZM4 232V233H3ZM9 232V233H8ZM14 232V233H13ZM73 232V233H72ZM83 232V233H82ZM85 232V233H84ZM93 232L95 233V234H93ZM111 232V233H110ZM121 232V233H120ZM127 232V233H126ZM143 232V233H142ZM158 233V235L159 236H157V233ZM180 232V233H179ZM186 232V233H185ZM210 232H211V234H210ZM219 232V233H218ZM242 234H241V233ZM254 232V233H253ZM63 233V234H62ZM71 233V234H70ZM76 233H77V236H76ZM80 233V234H79ZM82 233V234H81ZM143 235H142V234ZM201 233V234H200ZM205 233H206V235L208 236L207 238L206 237H204V236H206L205 235ZM208 233V234H207ZM217 235H216V234ZM228 233V234H227ZM262 233V234H261ZM24 234V235H23ZM86 234V235H85ZM109 234V235H108ZM119 234V235H118ZM125 234V235H124ZM155 234V235H154ZM171 234V235H170ZM187 234V235H186ZM212 234H213V238H212ZM221 234V235H220ZM261 234V235H260ZM16 235V236H15ZM20 235V236H19ZM84 235H85V237H84ZM92 235V236H91ZM102 235V236H101ZM130 235H132V236H130ZM141 235H142V237H141ZM192 235V236H191ZM210 235H211V237H210ZM222 235H224L223 237H222ZM256 235V236H255ZM38 236V237H37ZM43 236V237H42ZM46 236V237H45ZM107 236V237H106ZM109 236V237H108ZM112 236V237H111ZM126 236H128L127 238H126ZM136 236H138L137 238H136ZM151 236V237H150ZM154 236H156V237H154ZM172 236V237H171ZM197 236H198V238H197ZM217 236H219V237H217ZM258 236V237H257ZM20 237V238H19ZM34 237V238H33ZM89 237V238H88ZM100 237V238H99ZM120 237V238H119ZM131 237V238H130ZM168 237V238H167ZM170 237V238H169ZM185 237V238H184ZM236 237V238H235ZM251 237V238H250ZM7 238V239H6ZM16 238V239H15ZM27 238V239H26ZM61 238V239H60ZM124 240H123V239ZM129 238V239H128ZM142 238V239H141ZM157 238V239H156ZM160 238V239H159ZM173 238V239H172ZM180 238V239H179ZM182 238V239H181ZM189 240H188V239ZM217 238V239H216ZM258 238H259V240H258ZM262 238V239H261ZM4 239V240H3ZM104 239V240H103ZM114 239V240H113ZM128 239V240H127ZM137 239V240H136ZM142 240L141 242H140V240ZM147 239H149V240H147ZM170 239V240H169ZM179 239V240H178ZM198 239V240H197ZM212 239V240H211ZM251 239V240H250ZM27 240V241H26ZM32 240V241H31ZM91 240V241H90ZM134 240V241H133ZM145 240H146V242H145ZM158 242H156V241ZM173 240V241H172ZM193 240V241H192ZM209 240V241H208ZM220 240V241H219ZM18 241V242H17ZM112 241V242H111ZM118 241V242H117ZM120 241H125V242H120ZM182 241V242H181ZM218 241V242H217ZM243 241V242H242ZM257 241V242H256ZM43 242V243H42ZM56 242V243H55ZM61 242V243H60ZM77 242V243H76ZM95 242V243H94ZM105 244H104V243ZM107 242V243H106ZM126 242L127 243H129V244H126ZM134 242H135V244H134ZM139 242V243H138ZM160 242V243H159ZM39 243V244H38ZM42 245H41V244ZM120 243V244H119ZM150 245H149V244ZM157 245H156V244ZM174 243V244H173ZM221 243V244H220ZM241 245H240V244ZM21 244H22V246H21ZM26 244V245H25ZM45 244H46V246H45ZM83 244V245H82ZM84 244H86V245H84ZM102 244L103 245H105V246H102ZM113 246H112V245ZM122 244V245H121ZM153 244H154V246H153ZM238 244V245H237ZM243 244V245H242ZM36 245H41V246H39V249H38V247L36 246ZM51 245H52V247H51ZM76 245H77V247H76ZM99 245V246H98ZM111 246V248H110V246ZM116 245V246H115ZM121 245V246H120ZM134 245L136 246L135 248H132V247H134ZM169 245V246H168ZM174 245V246H173ZM200 245V246H199ZM225 247H224V246ZM235 245V246H234ZM12 246V247H11ZM35 246V247H34ZM48 246L52 249V250H50V252L48 251L49 249H48ZM66 246V247H65ZM80 246V247H79ZM82 246V247H81ZM102 246V247H101ZM126 246V247H125ZM128 246H130V247H128ZM139 246H140V248H139ZM142 246V247H141ZM144 246V247H143ZM157 246V247H156ZM171 246V247H170ZM205 246V247H204ZM214 246H216V247H214ZM248 246V247H247ZM259 246V247H258ZM6 247V248H5ZM54 247V248H53ZM56 247V248H55ZM86 247V248H85ZM105 247V248H104ZM108 247V248H107ZM114 247V248H113ZM137 247H138V249H137ZM145 247H147V248H145ZM184 247V248H183ZM209 247V248H208ZM234 247H236V248H234ZM36 248V249H35ZM97 248H98V250H97ZM100 248H102V251H104L105 252V250H106V252H105V254H106V256H104L103 254H104V252H101V249ZM110 248V250H107V249H109ZM155 248V249H154ZM226 249V250H224V249ZM30 249V250H29ZM48 249V250H47ZM57 249V250H56ZM129 249H131V250H129ZM132 249H133V251H132ZM178 249V250H177ZM189 249V250H188ZM212 249V250H211ZM3 250V251H2ZM5 250V251H4ZM24 250V251H23ZM34 250V251H33ZM35 250H39L40 252H37V251H35ZM75 250V251H74ZM94 250V251H93ZM125 250H126V252H125ZM145 252H143V251ZM154 250H155V252H154ZM228 250V251H227ZM231 250V251H230ZM237 250V251H236ZM42 251V252H41ZM85 251V252H84ZM92 251V252H91ZM132 251V252H131ZM137 251H138V253H137ZM142 252V253H140V252ZM154 252V254H153V252ZM170 251V252H169ZM2 252V253H1ZM46 252H47V254H46ZM97 254H95V253ZM185 252H186V254L187 255H185ZM211 252V253H210ZM231 252V253H230ZM252 252V253H251ZM20 253H22V254H20ZM56 253V254H55ZM72 253V254H71ZM99 253L100 254H102L101 255V259L99 258ZM130 253V254H129ZM135 253V254H134ZM144 253V254H143ZM203 253V254H202ZM7 254V255H6ZM94 254H95V256H96V258H98V259H96L95 258V256H94ZM110 254H111V256H110ZM120 254H123L122 256H120ZM138 254H140V255H138ZM149 254V255H148ZM152 254V255H151ZM170 256H169V255ZM241 254V255H240ZM252 254V255H251ZM53 255V256H52ZM99 255V256H98ZM125 255H126V257H125ZM214 255V256H213ZM232 255V256H231ZM12 256H13V258H12ZM72 256V257H71ZM89 256V257H88ZM102 256H104V258H102ZM129 258H128V257ZM132 256V257H131ZM144 256V257H143ZM147 256V257H146ZM197 256V257H196ZM201 256V257H200ZM204 256V257H203ZM225 256V257H224ZM227 256V257H226ZM229 256V257H228ZM246 256V257H245ZM17 257V258H16ZM42 257V258H41ZM44 257V258H43ZM78 257V258H77ZM109 258V260L107 259L106 260V258ZM137 257H138V259H137ZM141 257V258H140ZM240 257V258H239ZM3 258V259H2ZM9 258V259H8ZM28 258V259H27ZM69 258V259H68ZM147 258H149V259H147ZM169 258V259H168ZM172 258V259H171ZM211 258V259H210ZM20 259V260H19ZM41 259V260H40ZM94 259H96V260H94ZM114 259V260H113ZM136 259V260H135ZM185 259V260H184ZM191 259V260H190ZM216 259V260H215ZM219 259V260H218ZM222 259H224V260H222ZM226 259V260H225ZM238 259V260H237ZM241 259V260H240ZM249 259V260H248ZM19 260V261H18ZM22 260V261H21ZM97 260H99L98 262H97ZM106 260V261H105ZM157 260V261H156ZM160 260V262H158ZM199 260V261H198ZM209 260V261H208ZM218 260V261H217ZM221 260V261H220ZM260 260V261H259ZM7 261V262H6ZM38 261H39V263H38ZM79 261V262H78ZM86 261V262H85ZM95 261H96V263H95ZM100 261H102V262H100ZM114 261H115V263H114ZM116 261H118V262H116ZM149 261H150V263H149ZM168 261H170V262H168ZM215 261H217V262H215ZM258 263H257V262ZM44 262H46V263H44ZM63 262H65V263H63ZM82 262H85V263H82ZM122 262V263H121ZM141 262V263H140ZM146 262V263H145ZM176 262V263H175ZM188 262V263H187ZM195 262V263H194ZM241 262V263H240Z\"/></svg>", "mask_w": 264, "mask_h": 264}, {"label": "bare ground", "instance_id": "obj_2", "mask_svg": "<svg viewBox=\"0 0 264 264\" xmlns=\"http://www.w3.org/2000/svg\"><path fill=\"white\" fill-rule=\"evenodd\" d=\"M64 1H66V2H64ZM64 1H62V3H63V4L66 3V5H67V4L69 5L71 2H72V4H73L74 2H77L79 8H76V10H75V11L73 10V12H72L71 10L69 11L70 6H69V7H67L66 5L63 6L62 3H61V1L58 2V4L61 3L62 7H61V6L58 7L60 4H59V5H56L57 3L53 4V5H56L57 7H55V6L53 7V5H52V6L50 5V4H52L53 0H51V2H50V1H47V0H24V1H23V0H0V96H1V98H2L3 96H11V95H9V94H12V93L15 94V92H12V91H11V90L14 88L13 85H14V84L17 85V83L20 82V80H21L20 77H21L23 80L27 79L25 76H26V75L28 76V72L30 73V70H31L32 73H35V74L39 73V74H41V72L44 70V68H43V70H41L42 68H41V69H40L39 67L36 68V66H38V65L40 64V61H41V60L44 62L45 59H44L43 56H45V58H46V55H47V54H45V52H48V54H49V53H54V54L57 53L56 55H58V56L55 55V56H56L55 60H56V62H57V58H58V60H59V56H61V54H63L64 52L67 51V50H64V52L62 53V50H63V49H66V48L68 49L67 46H65L64 48L62 47L61 49L59 48V51L61 50V52H60L61 54L59 55V54H58V53H59L58 49L56 50V47H54V45H53V43H54V40H53L54 37L52 38L53 34H54V36L57 38V36H58L59 34H61L64 30L67 31V29L70 28V27L67 26V29H64V30H63L64 27L66 28L65 24L68 25V24L66 23L67 20H66V21L64 20L65 18H66V19L68 18V20L70 19V23H72V22H71L72 20H73V23H76V21H77V22L79 21L78 23H80V22H81L80 19H82L83 21H85V20H87L88 18H90V17H88L87 19L85 18V17H86V16H85V15H86L85 13H88V12H86V11L89 9V7H90V9H91V10L89 9L90 12H93L95 9H93V7H91V6H94V5H95L94 8H97V6L101 3V2L99 3L98 1H102L101 5H104V4H103V2H104L103 0H96V1H97V5H96V1H95V0H64ZM109 1H111V0H109ZM109 1L106 0V3H108ZM116 1H117V0H116ZM118 1H119V0H118ZM141 1H142L143 3L140 2V0H138V1H136V0H127V1L124 3L125 8L122 7L121 4H120L121 6L117 5V6H116L117 8H115V7H114V8H110V6H109L111 12L109 11V8H108V10H106V11H109V13H111L110 15H112V14H114V15L116 14V15H117V13H118V15H117L118 19H117V18H116V19L119 21V23H117V22H115V23L119 24V25H120V26L118 25L119 27H115L116 25H114V23H113V21H112L113 18L110 17V15H109L108 19L111 18V21L107 19L108 21L111 22L110 25L112 26V31L114 30L115 32H113V34L111 35V34H109L110 32H112V31H111V26H110V32H109V31L107 30V29H109V27H108L109 25L107 26V25H101L102 23H97V24H100V25H98V27H97V24H95V23L93 22V23L96 25V27L93 26L94 24L92 25L93 29H94V27L97 28V29H94V31H93V33H92V28L90 27V24H88L89 27L91 28V29H89L88 31L91 32L93 35H89V34H88V35H85V34H83V35H84V36H83V35H79V34H82V33L77 34V36H83L82 38L77 37V38L81 39V40H78V39H77L79 42H78L76 39H73L74 42L77 41L76 43H78V45L74 43V46L77 45L78 47H77L75 50H73L72 48H74V47L71 46L72 43H68V45H69V44H71V45L69 46V51H68L67 57H66V56L64 57L63 55L61 56V57L64 59V60H62V61H65L66 59H68L67 61H69V60L72 59V60H74L75 65H78V67H79L80 69H83V67L87 69V67H89L88 65H91L89 61H88L89 63H86V62H87V61H86L85 63H86L87 65H85V63L83 64V61H84V60L80 59V60L82 61V62H81V61L79 60L80 63H81V65L83 64V65L87 66V67H85V66L82 65L83 67L81 66V67H82V68H81V67H80V64L75 60V58L77 59V58H80V57H81V55H80L79 53H81V52L84 53V52H85L84 54L86 55V57L93 56V55H88V54H87L88 51L90 52L91 50H93V49L96 48V47H98V48H99L100 46L102 47V45H105L106 43H107L106 45H108V43L111 44L112 42H109L110 40L108 41V39H110L109 36L111 35V37H113V38L115 39L116 36H113V35H115V34L117 33V31H119L120 29L122 30V29H123L122 26L127 27L126 24L123 25L124 23L128 22L129 24H127V25H130V22H132V23H134V25L136 24L135 27H137V26H138L137 24H139V23L141 22L140 20H141L145 15H147V14H148V15H147L148 17L145 16V17L143 18L145 22H146V20H147V19L145 20V18H148V20H150V18L153 16V14L156 15V16H160V15H162V13L165 12L166 10L168 11L169 8H170V11H172V10H171V7H173V8L175 7V8L177 9V7L180 8V6H181L183 9L185 8V10H183V11L186 12V10L189 8L188 6H190L191 4H194V3H190L192 0H190V1H189V0H149V1H148V0H145V1H144V0H141ZM188 1H189V5L187 6ZM205 1H206V0H203V3H202V4H205L204 6L207 5L206 2H207L208 0H207L206 2H205ZM212 1L214 2V0H211V1H209V2H212ZM215 1H216V0H215ZM220 1L222 2V0H220ZM220 1H219V2H220ZM226 1H227V0H225L223 3H225ZM229 1H231V0H228V2H229ZM232 1H233V0H232ZM45 2H46V3L49 2V3L46 4ZM54 2H55V0H54ZM56 2H57V1H56ZM122 2H123V1H122ZM192 2H193V1H192ZM200 2H201V1H200ZM209 2H208V3H209ZM221 2H220V4L222 5ZM236 2H238V1H236ZM247 2H249V1H247ZM250 2H251V4L249 5L248 3H246V4H248L249 6L247 7V6H245V5H246V4H245L244 7H247V8L243 9V7H242L243 10L241 9V11H238V9H239L241 6H240V7L238 6L239 8L236 6L237 4L239 5V3H235L234 5L232 4L233 6L230 4V3H232V2L229 3L230 6H232L233 9L235 8V6L238 8V9H234V10H236V11H235L236 13H237V11L240 12V13H239L237 16H236V15H235V16L233 15L234 18H233L232 20H231L232 15H230L231 13H230V14L228 13V15H227V16H228L227 19H228L229 17H230V18H229L227 21L231 20V23H228V25H227L226 28H224L225 26H224V27L221 26V27L224 28V29L221 30V28H220L219 34H217L218 32L216 31V29H219V28H216V27L214 26L213 29H214V28H216V29H215L213 32H215V34H217V36H216L215 34H212V32H210V35H206V36L210 37L211 34H212V36L214 35L215 37H214V36H213V37L216 38V40H217V41H216V40L214 41V40L212 39V37H211V39H212L214 42H216L215 45H213L214 42H213V41L210 42V41H209L210 38L208 39L207 44L210 42L211 45H212V51H211V52H209V50L211 49L210 45L208 44V45H209V46H208V45L204 42V46H205V44H206V46L209 47V48H207V47L205 46V51H207V50L209 49V50H208V53L206 52L207 55H205V51H204V47H203V51H204V52H203L202 54H204L205 56H203V55L200 54V56L198 57L199 54H197L196 51H195L196 49H194V48L192 47V46H193L192 44H194V43H195V44L198 43V42H196V41H194V43H192V40H194V38H192V36H196V34L199 35L198 32L202 33L201 31L203 30V32H204V30L207 28V26H206L205 29H202V27H203V26H202V27L199 28V30L202 29L201 31H196L197 29H196V27H195L194 30L196 31V34L194 35V32H195V31L192 32V35H190L191 38L187 39V38L190 37V36H186L185 39L183 38L184 40H186V43H188V44L190 43V44H191V47L194 49L195 53L193 52V49H192L191 52H189L190 49H189L188 44L185 45V46H186V49L188 48V49H187L188 51L186 50V51H187V52H186V51L184 50L185 47H182V46H184V45L181 46V45H180V44H181L180 42H179L180 44H179V43H175V44H177V45H174V44H172L171 42H169L170 44H169V46H168V47H169L168 49H170L171 44H172V46L174 45L173 48H172V50L169 52V54L165 55L166 52H167L168 50L165 52V54H162L163 52H162V53H161V52L159 53L160 50L157 49V48L160 46V45H159L158 47H156V50H157V52H158L159 54H154V56H153L152 54L149 53L150 50L147 49V52H148V54H147V52H146L147 56H148L150 59H152V58L154 59V58H155L154 60H156V59H157V61L159 60V61H160V64H161L162 66H164V67L170 69V68H173L174 66H176L177 68H179L180 65H179V67H178L177 64H178L180 61H182V58H183V57L186 58V56H183V55L187 54L188 52H189V53H192V52H193V54H196V55H197L198 58L195 56V58H196L197 60L193 61V63L191 62L192 60H191V61L188 60V61H190L189 63H192V64L197 68V69H196L197 73H200V74H201V75H198L199 77H201L202 75H204V76H205V75H208V76H209V74H210V76L213 75V74L216 75V73H219V74H218V77H219L220 74H224V76H225L226 73L228 74V73H230L231 71H232V73H234L235 76H236V75H238V74H236L237 71H239V72L241 71L239 75H241V73L244 74V73L242 72V70L245 72L246 75L249 74V72H250V74L252 75L251 72H255V71H256V69L254 68V64H255L256 60H257L258 58H261L262 55H264V54H263V53H264V0H251ZM44 3H45L46 5H45ZM77 3H76V5H77ZM98 3H99V4H98ZM106 3H105V4H106ZM111 3L114 4V2H111ZM115 3H116V2H115ZM119 3H120V2H119ZM216 3H217V2H216ZM216 3H215V5H217ZM226 3H227V2H226ZM48 4H49V5H48ZM74 4H75V3H74ZM109 4H110V3H109ZM113 4H112V7L114 6ZM116 4H117V3H116ZM185 4H186V6H187V9H186V7H184ZM200 4H201V3H200ZM200 4H199V7H200ZM202 4H201V5H202ZM212 4H214V3H212ZM218 4H219V3H218ZM229 4L227 3L228 6H229ZM70 5H71V4H70ZM101 5H100V7H101ZM124 5H123V6H124ZM195 5H196V4H195ZM210 5H211V4H210ZM227 5H225L226 7H222V6H224V4H223L222 6L217 5V6H220V8L217 7V8H219V10L217 9V11H220V14L223 12L221 16H223L224 11L227 10V7H228ZM240 5H241V4H240ZM73 6H75V5H73ZM73 6H72L71 8H73ZM118 6H119V7H122V9H124V10H123V13H122V11L120 12V8H119ZM197 6H198V5H197ZM242 6H243V4H242ZM104 7H105V6H104ZM104 7H103V8H104ZM106 7H107V6H106ZM106 7H105V8H106ZM207 7H208V6H207ZM207 7H206V8H207ZM215 7H216V6H215ZM221 7H222V8H221ZM74 8H75V7H74ZM74 8H73V9H74ZM101 8H102V7H101ZM103 8H102V10H103ZM105 8H104V9H105ZM175 8L173 9V11L175 10ZM182 8H180V9H182ZM200 8H202V6H201ZM209 8H210V7H209ZM223 8H226V9L223 10ZM92 9H93V11H92ZM98 9H99V8H98ZM190 9L192 10L193 7H190ZM194 9H197V12L199 13L200 10H199L198 8H194ZM194 9H193V10H194ZM203 9H205V7H204ZM210 9H212V7H211ZM214 9H215V8H214ZM220 9H221V10H220ZM99 10H100V9H99ZM102 10H101V11H102ZM193 10H192V13H195L196 10H195L194 12H193ZM198 10H199V11H198ZM207 10H208V9H207ZM212 10H213V9H212ZM222 10H223V11H222ZM228 10H229V12H234V10H232V9L230 10V9L228 8ZM96 11H97V10H96ZM96 11H95V12H96ZM170 11H168V13H170ZM178 11H179V10H178ZM213 11H214V10H213ZM215 11H216V10H215ZM215 11H214V13L212 12V14L210 13V16H209V15H208V14H209V13H208L209 10H208V12L206 11L207 13H205L204 15L207 14V15L210 17V18H209V17H208V18H209V19H212L211 16H212V17H213V16L215 17V15H216V14H215ZM221 11H222V12H221ZM90 12H89L87 15H91ZM95 12H94V13H95ZM180 12H181V10H180ZM200 12H202V11H200ZM203 12H205V10H204ZM225 12H226V11H225ZM106 13H107V12H106ZM149 13H150V14L153 13V14H151V16H150ZM172 13H173V12H172ZM174 13H176V11H174ZM181 13H183V12H181ZM187 13L190 14L191 11H190V10H187L186 15H187ZM192 13H191L190 16H191V17H194V15H193ZM198 13H195V14H196V15H195L196 17H197V14H198ZM216 13H217V12H216ZM92 14H93V13H92ZM99 14H101V12H99ZM99 14H98V16H99ZM103 14H104V13H102L101 16H100V17L102 18V20H104L103 18L105 17V16H104L105 14H104V15H103ZM166 14H167V13H166ZM184 14H185V13H184ZM218 14H219V13H218ZM96 15H97V13H96ZM102 15H103V16H102ZM171 15H172V14H171ZM171 15L169 14V17H168V15L166 16V17L168 18V19H167V22H170V21H171L172 23H173V22L176 23L175 21H176V19L179 17V16H178V13H176V15H177L178 17H175V14H173L174 16H171ZM180 15H181V14H180ZM186 15H185V17H188V16H186ZM192 15H193V16H192ZM199 15H200V14H199ZM199 15H198V16H199ZM84 16H85V17H84ZM94 16H95V15H94ZM107 16H108V15L106 14V17H107ZM149 16H150V18H149ZM164 16H165V15H164ZM181 16H182V15H181ZM190 16L187 18V20H189V22H190V19H191V20L193 19V18H190ZM221 16H219L218 18H220ZM115 17H116V16H115ZM166 17H164V18H166ZM200 17L202 18V16H200ZM206 17H207V16H206ZM214 17H213V18H214ZM225 17H226V16L224 15V18H223V17H222V18L225 19ZM92 18L95 20L96 16L93 17V15H91V19H92ZM97 18H99V17H97ZM154 18H155V17H154ZM157 18H158V17H157ZM157 18H155V20H156ZM159 18H160V17H159ZM189 18H190V19H189ZM197 18H198V17H197ZM197 18H196V20H198ZM203 18H204V17H203ZM208 18H206V19L208 20ZM218 18H217V19H218ZM222 18H220V21H221ZM62 19H63L65 22L62 21ZM84 19H85V20H84ZM91 19H89L90 22L94 21L93 19H92V21H91ZM114 19H115V18H114ZM143 19H142V21H143ZM160 19H161V18H160ZM217 19H216V20H217ZM223 19H222V20H223ZM96 20H97V19H96ZM96 20H95V21H96ZM99 20L102 21L101 19H99ZM164 20H165V21H162V20H161L162 23H163V22H166V19H164ZM168 20H169V21H168ZM181 20H182V19H181ZM183 20H184V18H183ZM194 20H195V18H194ZM214 20H215V18H214ZM214 20H213V21H214ZM225 20H226V19H225ZM225 20H223V21H225ZM74 21H75V22H74ZM87 21H88V20H87ZM87 21H85L84 23L87 24ZM104 21H106V18H105ZM104 21H103V23H104ZM108 21L105 22V23H108ZM151 21H152V20H151ZM185 21H186V19H185ZM198 21H199V20H198ZM200 21H201V19H200ZM200 21L198 22V24L202 23V22H200ZM213 21L211 20V21H209L208 23L211 24V25H213V24H214ZM217 21H218V20H217ZM217 21H216V23H217ZM220 21H219V22H220ZM227 21H226V22H227ZM24 22H28V24L30 23V25H27L28 28L25 27L26 25H24L23 28H22V25H21V24H24ZM68 22H69V21H68ZM90 22H89V23H90ZM97 22H98V21H97ZM137 22H139V23H137ZM156 22H157V21H156ZM167 22L164 24V25H166V27H164V25H163L161 22H159V23H161V24L163 25L164 28H167V27L170 26L169 28L171 29V26H172V25H170V23H168L169 26H167ZM181 22H182V21H181ZM195 22H196V21H194V24H195ZM206 22H207V21H206ZM206 22H205V23H206ZM226 22H224V23H226ZM64 23H65V24H64ZM70 23H69V24H70ZM73 23H72V25H71V24H70V25H71L72 27H73V25H75V29H74V30H73V29L70 30V33H71V34L68 33L69 35H68L67 32H66V36L68 35V38H72V36L74 37V34H76V32H78V30L76 31V29H78L79 27H81V26H79V25L76 23L77 26H79V27L77 28V27H76V24H73ZM105 23H104V24H105ZM132 23H131V25H133ZM146 23H147V22H146ZM146 23H144V22L142 23V22H141V24H139V27H138L139 29L137 28V29H138V30H137V29L135 28V29L137 30V32H138V31H139V33L143 32L144 30H142V28L144 29V26H145ZM177 23H178V22H177ZM184 23H186V22H183L182 25H183ZM187 23H188V22H187ZM192 23H193V21L189 23L190 26H192V27H194V26L197 25V23H196V24L193 26ZM203 23H204V22H203ZM203 23H202V24H203ZM205 23H204V24H205ZM212 23H213V24H212ZM216 23H215V25H216ZM221 23H222V21H221ZM221 23H217V24H220V25H221ZM26 24H27V23H26ZM63 24H64V25H63ZM81 24H83V23H81ZM81 24H80V25H81ZM86 24H85L84 26H86ZM91 24H92V23H91ZM112 24H113L114 26H113ZM121 24H122V25H121ZM142 24H144V26L141 27ZM149 24H150V23H149ZM149 24L147 23V26H148ZM206 24H207V23H206ZM209 24H208V25H209ZM88 25H87V27H88ZM131 25H130V26H131ZM151 25H152V24H151ZM178 25H180V27H182L181 24H178ZM186 25H188V24H185L184 27L187 28V29H188V32H189V31H190L189 29H192V27H189V28H188V27H186ZM200 25H201V24H200ZM200 25H197V26H200ZM223 25H226V24H223ZM20 26H21V29H20ZM29 26H30V27H29ZM105 26H106V27H105ZM149 26H150V25H149ZM153 26H155V25H153ZM188 26H189V25H188ZM24 27H25V28H24ZM87 27H83V28L86 29ZM89 27H88V28H89ZM107 27H108V28H107ZM113 27H115V29H114ZM140 27H141V29H140ZM176 27H178V26H176ZM184 27H183V28H184ZM204 27H205V26H204ZM217 27H218V25H217ZM73 28H74V27H73ZM88 28H87V29H88ZM117 28H118V29H117ZM131 28L134 29V27H131ZM145 28H146V27H145ZM151 28H152V27H151ZM151 28H149V29H151ZM169 28H168V30H167V29H166V30H167L169 33H171V34H174L176 28H175L174 30H172V31H174V32H172V31L170 32ZM172 28H173V27H172ZM178 28H179V27H178ZM183 28H182V29H183ZM197 28H198V27H197ZM208 28H210V27H208ZM208 28H207V29H208ZM70 29H71V28H70ZM81 29H82V28H81ZM81 29H79V31H81ZM87 29H86V32H87ZM105 29H106V30H105ZM132 29H128V28H127V30H130V31H132ZM154 29H156V28H153V30H154ZM158 29H160V28H158ZM180 29H181V28H180ZM180 29H179V30H180ZM187 29H186V30H187ZM207 29H206V30H207ZM213 29H212V30H213ZM62 30H63V31H62ZM82 30H83V29H82ZM95 30H97V34L94 35ZM116 30H117V31H116ZM121 30L119 31L120 33L122 32ZM124 30H125V29H123V31H124ZM127 30H125V31H127ZM141 30H142V31H141ZM156 30H157V29H156ZM177 30H178V29H177ZM179 30H178V31H179ZM183 30H184V29H183ZM183 30H182V32L185 31V30H184V31H183ZM208 30H209V29H208ZM72 31H76V32L73 34ZM106 31H107L108 33H106ZM145 31H148V30L145 29ZM154 31H155V30H154ZM154 31L152 32V30H151V32L154 33V35H156V33H155L156 31H155V32H154ZM164 31H165V30H164ZM164 31H163V33H164ZM48 32H49V33L51 32V33L49 34ZM82 32L84 33L85 31H82ZM119 32H118V33H119ZM157 32H158V31H157ZM159 32H161V30H160ZM168 32H166V36H167V38H169L168 40H170V37H168V36H171V34L169 35ZM216 32H217V33H216ZM47 33H48L49 35H52L51 38H50V37H46V36H48ZM52 33H53V34H52ZM64 33H65V32H64ZM64 33H62V35H60L61 38H59L60 36L57 38V42H58L59 39L61 40L63 36H64L65 39L67 38V37L65 36ZM87 33H88V32H87ZM95 33H96V32H95ZM114 33H115V34H114ZM124 33H125V32H124ZM133 33L135 34L136 31L134 30V32H132V34H133ZM143 33H144V32H143ZM147 33L150 34V36H151V33H150L149 31L146 32V33L143 34V35L145 36ZM163 33H162V34H163ZM167 33H168V34H167ZM177 33L179 34V32H177ZM177 33H176V35L178 36ZM185 33H186L187 35H189V34L187 33V31H186ZM185 33H183V35H182V33L180 32V34H181L180 36H184ZM207 33H209V31H208ZM207 33L205 32L204 34H201V35H205V34H207ZM121 34H122V33H121ZM121 34H120V36H121ZM127 34H129V32H128ZM132 34L130 33V36H129V35H125V34H123V35H124V40H125V37H126V36H129V37L132 38ZM141 34H142V33H141ZM141 34H140V36H141ZM157 34L159 35V33H157ZM186 34H185V35H186ZM70 35H72V36L69 37ZM108 35H109V36H108ZM118 35H119V34H118ZM118 35H117V38H120V37H118ZM123 35H122V36H123ZM154 35L152 34L153 37H154ZM16 36H17V39H18L19 37L23 38V42H21V46H18V48H16V49H18V51H19V48L21 47V50H20L21 52H19V53H17V54H16V52H18V51H15V50L12 49V43H13V42L15 43V41L17 40V39H16ZM107 36H108V38H107ZM134 36L138 37L137 34H135ZM147 36H148V38H147V39L145 38V40H148V41L150 42L151 39H153V37L151 36V37L149 38V35H146V37H147ZM206 36H205V37H206ZM75 37H76V36H75ZM155 37H157V36H155ZM172 37H173V36H172ZM178 37H179V36H178ZM178 37H177V38L174 37L175 39H173V40H174V41H175V40H176V41H177V40H180V39H179L180 37H179V38H178ZM202 37H203V36H202ZM205 37H204V38H205ZM14 38L16 39L15 41H14ZM49 38H50V39H49ZM68 38H67V40H68ZM117 38H116V39H117ZM121 38H123V37H121ZM138 38H139V37H138ZM138 38H137V40H138ZM143 38H144V37H143ZM143 38H142V40H143V42H144L145 40H144ZM157 38H158V37H157ZM159 38H160V35H159ZM159 38H158V39H159ZM163 38H164V36H163ZM195 38H196L195 40H197V36H196ZM200 38H201V37H198V39H200ZM116 39L114 40L115 42H117ZM126 39H128V38H126ZM129 39H130V38H129ZM133 39H134V37H133ZM154 39H155V38H154ZM158 39H157L156 41H157V42H158V41L160 42V40H158ZM160 39H162V38H160ZM206 39H207V37L205 38V41H206ZM12 40H13V41H12ZM21 40H22V39H21ZM69 40H70V39H69ZM69 40H68V41H69ZM71 40H72V39H71ZM75 40H76V41H75ZM119 40H120V39H119ZM122 40H123V39H122ZM124 40H123V41H124ZM139 40L141 41V37H140ZM168 40H167V41H168ZM203 40H204V39H203ZM11 41H12V42H11ZM62 41H63V39H62ZM68 41H67V42H68ZM106 41H108V42H106ZM112 41H113V40H112ZM120 41H121V40H120ZM130 41H132V39H130ZM133 41H134V40H133ZM133 41H132V42H133ZM152 41H154V40H152ZM156 41H155V42H156ZM176 41H175V42H176ZM198 41H199V40H198ZM200 41H202V39H201ZM52 42H53V43H52ZM64 42H66V41H64ZM64 42L59 41V44H60V43H61V44H62V43L64 44ZM69 42H70V41H69ZM105 42H106V43H105ZM124 42H126V41H124ZM127 42H128V41H127ZM127 42H126V43H127ZM135 42H136V39H135V41H134V45H135ZM138 42H139V41H138ZM138 42H136V45H137ZM149 42H147V44H146L145 46H147ZM155 42H154V44L156 45L157 42H156V43H155ZM119 43H120V42H119ZM121 43L123 44V42H121ZM145 43H146V41H145ZM145 43H143V44H145ZM166 43H167V42H166ZM186 43H185V44H186ZM200 43L202 44L203 41L200 42ZM200 43H199V44H200ZM212 43H213V44H212ZM15 44H16V43H15ZM54 44H56V42H55ZM57 44H58V43H57ZM57 44H56V46L59 45V44H58V45H57ZM61 44H60L58 47L62 46ZM66 44H67V43H66ZM110 44H109V45H110ZM139 44H140V42L138 43V46H139ZM154 44H153V42H150V45H153V46H154ZM164 44H165V43H164ZM164 44H163V45H164ZM167 44H168V43H167ZM178 44H179V45H178ZM183 44H184V43H183ZM195 44H194V45H195ZM199 44H197V45H199ZM201 44H200V45H201ZM109 45H108V46H109ZM111 45H112V44H111ZM111 45H110V47H111ZM131 45H132L131 43L128 44L129 48H130ZM140 45H141V44H140ZM161 45H162V44H161ZM121 46H122V45H121ZM126 46H127V45H126ZM143 46H144V45H142V47H143ZM148 46H149V45H148ZM172 46H171V47H172ZM201 46H202V45H201ZM71 47H72V48H71ZM103 47H104V46H103ZM110 47H109V48H110ZM140 47H141V46H140ZM149 47H150V46H149ZM151 47H152V46H151ZM151 47H150V48H151ZM165 47H166V46H165ZM195 47H196V46H195ZM98 48H97V49H98ZM105 48L108 49L106 46H105ZM105 48H99V49H104V50H105ZM112 48H113V47H112ZM124 48H125V47H124ZM126 48H127V47H126ZM134 48L137 49L136 46H135ZM134 48L132 47L133 50H136V49H134ZM143 48H144V47H143ZM145 48H146V47H145ZM162 48H163V47H162ZM200 48H201V47H200ZM206 48H207V49H206ZM139 49H141V48H138V50H139ZM151 49H155V46H154V48H151ZM159 49H160V48H159ZM197 49H198V48H197ZM12 50H13V52H12ZM70 50H72V51H70ZM94 50H95V49H94ZM111 50H113V49H111ZM138 50H136L137 53H138ZM141 50H142V49H141ZM156 50H155V52H156ZM162 50H163V49H162ZM198 50L202 51L201 49H198ZM14 51H15V55L13 54ZM97 51H100V50H96V52H97ZM107 51H108V50H107ZM107 51H105V52H107ZM125 51H126V50H125ZM131 51H132V50H131ZM152 51H154V50H152ZM152 51H151V52H152ZM78 52H79V53H78ZM86 52H87V53H86ZM102 52H104V51H102ZM111 52H112V51H111ZM136 52H134V53H136ZM139 52H140V50H139ZM142 52H143V51H142ZM185 52H186V53H185ZM42 53H43L44 55H43ZM91 53L93 54L94 52L92 51ZM91 53H90V54H91ZM97 53H98V52H97ZM108 53H110V52L108 51ZM113 53H114V52H113ZM131 53H132V52H131ZM131 53H130V54H131ZM167 53H168V52H167ZM184 53H185V54H184ZM189 53H188V56H189V57L187 56V58H193V54H192V55L190 54V55H191V57H190ZM198 53H199V51H198ZM200 53H201V52H200ZM41 54H42V55H41ZM76 54H77V55L79 54L80 57H79V56H78V57H77V56L75 57ZM115 54H116V53H115ZM125 54H126V53H125ZM130 54H129V55H130ZM144 54H145V53H144ZM144 54H142V55H144ZM40 55H41L42 57H39V58H38V56H40ZM50 55H51V54H50ZM50 55H48V56L50 57ZM52 55H53V54H52ZM64 55H65V54H64ZM82 55H83V54H82ZM85 55H83L82 58H84ZM87 55H88V56H87ZM94 55H95V54H94ZM97 55H98V54H97ZM100 55H101V54H100ZM108 55H109V54H108ZM110 55H111V56H114V54H112V53H111ZM110 55H109V58H110ZM116 55H117V54H116ZM116 55H115V56H116ZM129 55H128V56H129ZM151 55H152L153 57H150ZM101 56H102V55H101ZM103 56H106V54L103 55ZM103 56H102V57H103ZM115 56H114V57H115ZM118 56H119V55H118ZM130 56H131V55H130ZM140 56H141V55H140ZM140 56H139V57H140ZM10 57H12V58L10 59ZM49 57H48V58H49ZM52 57H53V56H52ZM61 57H60V59H61ZM72 57H75V58L73 59ZM86 57H85V58H86ZM96 57L98 58V56H96ZM96 57H94L93 59H95ZM106 57L108 58V56H106ZM114 57H112V59H113ZM136 57H137V56H136ZM139 57H138V58H139ZM141 57H142V56H141ZM141 57H140V58H141ZM263 57H264V56H263ZM263 57H262V58H263ZM40 58H41V60H39ZM42 58H43L44 60H43ZM65 58H66V59H65ZM85 58H84V59H85ZM97 58H96V59H97ZM99 58H100V57H99ZM107 58H106V60H107ZM116 58H117V57H116ZM121 58H122V57H121ZM127 58H130V57H127ZM142 58H143V57H142ZM184 58H183V59H184ZM187 58H186V59H187ZM195 58H194V59H195ZM26 59H27V60H26ZM52 59H54V58H52ZM88 59H90V58H87V60H88ZM104 59H105V57H104ZM112 59L107 60V61H109V62L111 61L110 63H113L112 61H113L114 59H113V60H112ZM118 59H120V58H118ZM118 59H116L115 62L118 61V63H119V60H118ZM130 59H132V58H130ZM186 59H185V60H186ZM194 59H193V60H194ZM263 59H264V58H263ZM48 60H49V59H47V61H48ZM72 60H71V62H72ZM132 60H133V61H134V60L137 61V58H136V59H132ZM258 60H260V59H258ZM258 60H257V61H258ZM261 60H262V59H261ZM21 61H22V62H21ZM42 61H41V65L44 66V64H42ZM49 61H50V60H49ZM49 61H48V62H49ZM90 61H92V60H90ZM97 61H99V59H98ZM124 61H125V60H124ZM136 61H134V62H136ZM140 61H142V63H144L143 60H140ZM148 61H149V60H148ZM186 61H187V60H186ZM188 61H187V62H188ZM263 61H264V60H263ZM35 62H38V64L35 63ZM48 62L46 63L47 65H45L46 67L44 66L45 68H47V66H48ZM60 62H61V61H59V63H60ZM71 62H70V65H71ZM95 62H96V60H95ZM101 62H102V61H101ZM115 62H114V63H115ZM129 62H131V61H129ZM152 62H154V61H152ZM187 62H185V63H187ZM32 63H33V64H36V66H33L34 69H35V68H36V69H40L41 71L39 70L40 72H38V71H37V72H34L35 70H33V68L30 66V65H32ZM44 63H45V62H44ZM51 63H52V65L54 66V67L52 66L53 69L56 68L55 70H57V68L60 67V66H58V65L55 63V61L52 62V60H51ZM51 63H49V65H50ZM54 63H55L56 65H54ZM57 63H58V62H57ZM59 63H58V64H59ZM61 63H62V62H61ZM76 63H78V64H76ZM91 63H92V62H91ZM105 63H106V62H105ZM105 63H104V65H106ZM114 63H113V64H114ZM125 63H127V62H125ZM131 63L134 64L133 62H131ZM136 63H137V62H136ZM136 63H135V64H136ZM142 63H141V62H140V63L138 62V66H140V64H142ZM147 63H149V62H147ZM156 63H158V62H156ZM183 63H184V62H182V64H183ZM260 63H261V61H260ZM263 63H264V62H263ZM64 64H65V65H64ZM95 64H96V63H95ZM99 64H100V63H99ZM113 64H109V63H107L108 66H109V65H113ZM116 64H117V63H116ZM116 64H115V65H116ZM151 64L154 65V63H151ZM180 64H181V62H180ZM257 64H258V63H257ZM257 64H256V65H257ZM41 65H39V66L42 67ZM59 65L64 66L63 68L60 69V71L63 72L62 70L65 69V66L68 65V63L65 62V63H63V64H59ZM75 65H73L74 68H75ZM97 65H98V63H97ZM97 65H96V66H97ZM101 65H102V64H101ZM101 65H98V67L100 66L101 69H103ZM118 65H119V64H118ZM142 65H145V64H142ZM142 65H141V67H142ZM156 65H158V64H156ZM186 65H187V64H186ZM29 66H30L32 69H31V68L29 69ZM56 66H58V67H56ZM68 66H69V65H68ZM73 66H72V68H73ZM94 66H95V65H94ZM94 66L92 65V67H94ZM108 66H107V70H108L109 68L112 67V66H111V67L109 66V68H108ZM129 66H132V65H129ZM135 66H136V65H134V67H135ZM146 66H147V65H146ZM146 66H145V67H146ZM150 66H151L152 68H151V69L149 68L148 70H146L145 67L143 66L144 71H145V70H146V71H149V70L152 71V69L155 68V67H153L152 65H150ZM150 66H149V67H150ZM162 66H160V67L162 68ZM188 66H189V65H188ZM194 66H191V65H190L189 68H194ZM50 67H51V65H50ZM52 67H51V69H52ZM78 67L76 66L75 69H78ZM98 67H97V68H98ZM113 67H114V66H113ZM118 67H119V66H118ZM134 67H133V68H134ZM136 67H137V66H136ZM141 67H140V68H141ZM156 67H157V66H156ZM164 67H163V68H164ZM48 68H49V67H48ZM66 68H67V70H68L69 67H66ZM72 68H71V69H72ZM74 68H73V69H74ZM97 68H95V69H97ZM104 68H106V67H104ZM115 68L117 69L116 66H115ZM127 68H128V67H127ZM140 68H139V69H140ZM143 68H141V69H143ZM185 68H186V67H185ZM185 68H184V70H185ZM189 68H187V70H188ZM5 69H6L7 71L9 70V73L6 71V72H7L6 75L3 73V72L5 71ZM53 69H52V70H53ZM58 69H59V68H58ZM71 69L69 68L68 71L71 72ZM80 69H79V70H80ZM101 69H100V70H101ZM116 69H114V70H116ZM124 69H125V68H124ZM139 69L137 68V70H139ZM169 69H168V71H169ZM173 69H174V68H173ZM180 69H181V71L183 72L182 67H181ZM258 69H262V68H258ZM32 70H33V71H32ZM45 70L47 71V69H45ZM55 70H53V71H55ZM83 70H84V69H83ZM83 70H82V71H83ZM89 70H90V67H89ZM93 70H94V69H93ZM93 70H91V72H89V73H94ZM107 70H106V71H107ZM130 70H131V69H130ZM153 70H154V69H153ZM164 70H166V69H164ZM171 70H172V69H171ZM171 70H170V72H174V73H175V70H174V71H171ZM48 71H50V69H49ZM53 71H51V72H53ZM68 71H67V72H68ZM74 71H75V70H74ZM77 71H78V70H77ZM86 71H87V70H86ZM86 71L84 70V72H86ZM92 71H93V72H92ZM95 71H96V70H95ZM102 71H103V70H102ZM104 71H105V69H104ZM104 71H103V72H104ZM108 71H109V70H108ZM110 71L112 72V70H110ZM121 71H122V70H121ZM121 71H120V73H121ZM151 71H150V72H151ZM158 71H159V69H158ZM160 71H161V70H160ZM176 71H177V69H176ZM194 71H195V70H194ZM194 71H193V74H196V76H197V73H194ZM196 71H195V72H196ZM246 71H249V72L246 73ZM6 72H5V73H6ZM58 72H59V70H58ZM58 72L56 71V73H58ZM70 72H68V73L70 74ZM84 72H80V73H84ZM87 72H88V71H87ZM96 72H97V71H96ZM103 72H101V71L99 72V75H101L100 78H102V79H105V78H106V79H109V78H107V77L109 76L110 79H111V77H112V79H113L112 82L114 81V79H115V81H116V79L119 80V77L122 76V75H121V76L118 75V76H119L118 78H117V77H116V78H113V75L118 74L119 72H118V73H115L116 71H114V73H113L112 75H111V74L108 75L107 72H104V74H103ZM126 72H128V71L126 70ZM129 72H131V71H129ZM142 72H143V70L141 71V73H142ZM153 72H154V71H152L151 73H153ZM164 72H165V71H164ZM164 72H163V73H164ZM182 72H181V73H182ZM191 72H192V71H191ZM259 72H260V71L258 70V74H259ZM261 72H263V69H262ZM261 72H260V73H261ZM47 73H48V72H47ZM59 73H60V72H59ZM59 73H58L57 75H56L55 73H53L52 77L54 76V74H55V77H57V76L59 75ZM64 73H66V72H64ZM71 73H72V72H71ZM97 73H98V72H97ZM97 73H94V74H93L94 77H95V76L97 77V75H98ZM100 73H101V74H100ZM120 73H119V74H120ZM123 73H124V71H123ZM135 73H136V71H135L134 73H132V74H134L133 76H135ZM144 73H145V72H144ZM146 73H147V74H146ZM146 73H145V74H146L145 76L147 77V75H148L149 72H146ZM151 73H150V74H151ZM158 73H159V72H158ZM178 73H179V72H178ZM186 73L189 74L190 72H186ZM186 73H185V74H186ZM49 74H50V73H48L47 75H49ZM66 74H67V73H66ZM66 74H64L65 77H66V76L68 77L69 74H67V75H66ZM102 74H103V75H102ZM105 74H107V75H106L107 77L105 76ZM137 74H138V72H137ZM161 74H162V73H161ZM161 74H159V76H160ZM230 74H231V73H230ZM230 74H229V75H230ZM254 74H257V73H253V75H254ZM261 74H262V73H261ZM263 74H264V72H263ZM45 75H46V74H44V76H43V74H42V76L39 75V76H41V77H40V79H41L40 81H41L42 83L44 82L42 86H44V84L48 82V81H46V80L48 79V77H49V76L51 77V75H49V76H47V75L45 76ZM70 75H71V74H70ZM70 75H69V78L72 77V76H70ZM88 75H91V74H88ZM99 75H98V77H99ZM123 75H124V74H123ZM141 75H142V74H141ZM141 75L137 76V77L139 78V80H140V78H143V77H144V76H143V77H140ZM143 75H144V74H143ZM154 75L157 76V73H155ZM162 75H163V74H162ZM167 75H168V74H167ZM176 75H177L178 77H176V76H175V77H176V78H179V74H176ZM181 75H183L182 77H185L183 73H182ZM181 75H180V78H181ZM190 75L192 76L191 73H190ZM190 75H189V78H190ZM232 75H233V74H232ZM239 75H238V77H239ZM246 75H244V76H246ZM22 76H24L25 79H24ZM34 76H36V75H34ZM39 76H38V77H39ZM61 76H62V79H63V78H64V77H63V73H62L61 75H59V79L61 78ZM81 76H82V75H81ZM83 76H84V75H83ZM102 76H103V77L105 76V77L103 78ZM124 76H125V75H124ZM133 76H131V77H133ZM159 76H158V79H159ZM169 76H170V74H169ZM204 76H203V77H204ZM233 76H234V75H233ZM233 76H232V77H233ZM235 76H234V77H235ZM28 77H29V76H28ZM30 77H31V73H30ZM36 77H37V76H36ZM38 77H37V78H38ZM52 77H51V78H52ZM67 77H66V78H67ZM73 77H74V76H73ZM87 77H88L87 79L90 78L89 76H87ZM114 77H115V76H114ZM135 77H136V76H135ZM135 77H134V79H135ZM148 77H149V76H148ZM152 77H153V76H152ZM171 77H172V75H171ZM175 77H174V78H175ZM186 77H187V74H186ZM203 77H202V78H203ZM212 77H215V76H212ZM31 78H32V77H31ZM84 78H85V77H84ZM91 78H93V77L91 76ZM91 78H90V79H91ZM144 78H145V77H144ZM165 78H168V77H165ZM169 78H170V77H169ZM204 78H207V77L205 76ZM222 78H223V77H222ZM224 78H225V77H224ZM224 78H223V79H224ZM53 79H54V77H53ZM55 79H56V78H55ZM59 79H57V80H59ZM72 79H73V78H72ZM76 79H77V78H76ZM90 79H89V80H90ZM95 79H96V78H95ZM97 79H98V78H97ZM97 79H96V81H97ZM106 79L104 80V82L108 83L109 81L107 82ZM110 79H109V80H110ZM121 79H122V77H121ZM123 79H124V78H123ZM123 79H122V80H123ZM126 79H127V78H126ZM128 79H129V77H128ZM130 79H131V78H130ZM130 79H129L128 81H130ZM151 79H152V78H151ZM161 79H162V78H161ZM213 79H214V78H213ZM23 80H21V82H23ZM33 80H34V77H33ZM42 80H45L46 82H45V81H42ZM60 80H61V79H60ZM65 80H66V79H65ZM67 80H69V81L71 82L70 79L67 78ZM73 80H74V79H73ZM122 80H121V81H122ZM144 80H145V79H144ZM187 80H188V79H187ZM26 81H27V80H26ZM28 81H29V82H30V81H31V82H35V81H36V78H35L34 81H32V79L30 80V78H29ZM37 81H38L37 84H41L40 81H39V79H38ZM63 81H64V80H63ZM63 81L61 80V82L59 81V82H60V83H59V82H57V81L55 80V82H54L53 84H54V85L57 84V83L61 84ZM79 81H80V80H79ZM94 81H95V80H94ZM99 81H100V80H98V82H99ZM123 81H125V80H123ZM151 81H152V80H151ZM151 81H150V82H151ZM155 81H157V79H156ZM158 81H159V80H158ZM205 81H206V80H205ZM16 82H17V83H16ZM29 82H28V83H29ZM31 82H30V83H31ZM51 82H52V80H50V83H51ZM56 82H57V83H56ZM65 82H66V81H64V83H65ZM70 82H67V83L70 84ZM75 82H76V80H75ZM92 82H93V81H92ZM100 82H101V81H100ZM100 82H99V83H100ZM116 82H117V81H116ZM116 82H115V83H116ZM125 82H127V81H125ZM134 82H138V80L136 79V81L134 80ZM140 82H141V81H140ZM142 82H143V81H142ZM147 82H148V81H147ZM184 82H185V81H184ZM208 82H209V81H208ZM23 83H24V82H23ZM48 83H49V82H48ZM48 83H47V85H48ZM67 83H66V84H67ZM76 83H77V82H76ZM85 83H86V82H85ZM88 83H89V82H88ZM99 83L96 85V88H97L98 85H101V84H99ZM106 83H105V85H107ZM122 83H123V82H122ZM145 83H146V82H145ZM148 83H149V82H148ZM158 83H159V82H158ZM174 83H175V84H174ZM174 83H173V85H170V87L168 86V87L171 89V90H170V91H171L170 94H171V93H176L177 91H179V93L183 92V91L180 92V90H184L183 93L186 94L187 92L185 91L184 88L186 87V89H189V88H187V87H190V86L192 85L191 83H189V84H191V85H189V84L187 83L189 86H186L187 84L184 86L183 83H180L181 85H176L177 82H174ZM196 83H197V82H196ZM204 83H205V84H203V85H205V86L211 84V83H208V84H207L206 82H204ZM18 84H20V83H18ZM21 84H22V83H21ZM24 84H26V83H24ZM31 84H32V83H31ZM59 84H58V85H59ZM71 84H72V85H76V84H74V83H71ZM71 84H70V85H71ZM77 84H78V83H77ZM111 84H112V83H111ZM111 84H110V86H112ZM124 84H125V83H124ZM139 84H141V83H139ZM139 84H138V85H139ZM149 84H150V83H149ZM199 84H200V82L197 84V85H198V88L201 87V89H202V91H203V87H205V86L202 85V86H203V87H202V86H200ZM220 84H221V83H219V86H220ZM222 84H223V83H222ZM227 84H228V83H227ZM227 84H225V85H227ZM233 84H234V83H233ZM45 85H46V84H45ZM47 85H46L45 87H47ZM62 85L65 86L63 83H62ZM72 85H71V86H67L68 88H66V86H65V89L62 88L63 86L60 87V85H59V87H58V86H55L56 89H57L58 91H60V93H59V92H58V93L55 92L56 95H57V94H58V95L60 94L61 97H64L62 94L65 93V92L63 91V93H62V92H61L62 90H61L60 88H62L63 90H66V91H67V90H69V87H71V90H70V92H71L72 89H73V87H74V86L72 87ZM78 85H79V84H78ZM89 85H90V83H89L87 86H89ZM94 85H95V84H94ZM103 85H104V83H103ZM126 85H129V84H126ZM131 85H132V84H131ZM136 85H137V83H136ZM142 85H143V84H142ZM193 85H194V84H193ZM213 85H214V84H213ZM217 85H218V84H217ZM234 85H235V84H234ZM240 85H241V84H240ZM244 85H245V84H244ZM259 85H260V90H261V91H264V83H262V84L259 83ZM17 86H18V85H17ZM17 86H16V88H17ZM23 86H24V85H23ZM23 86H21V87H23ZM42 86H40V87H42ZM81 86H82V85H81ZM81 86H80V87H81ZM91 86H92V85H91ZM108 86H109V84H108ZM110 86L108 87L109 90L113 88V87L111 88ZM124 86H125V85H124ZM133 86H135V85H132V87H133ZM144 86H145V85H144ZM151 86H152V85H151ZM151 86H150V87H151ZM156 86H157V85H156ZM210 86H212V84H211ZM221 86H223V85H221ZM221 86L219 87V90H222V89H220ZM21 87H20V88H21ZM34 87H35V91H36V89L38 90V88H37L38 86H37V87L34 86ZM40 87H39V88H40ZM55 87L53 88V86H52V88H53V89H52V88H50V87L48 86V88L52 89L53 92H52L50 89H47V88H45V89H46L45 91H48V90H49V91H48L49 93H50V91H51L52 93H51L50 95H51V96L53 95V97H54V96L56 97V95H55V93H54ZM57 87H58L59 89H58ZM77 87H78V86H77ZM89 87H90V86H89ZM99 87H100V86H99ZM99 87H98V88H99ZM101 87H102V85H101ZM120 87H121V86H120ZM194 87H195V86H194ZM194 87L192 86V90H191V89H190V90L193 91L192 93H194V94L196 95L195 91L198 90V91L200 92L201 90L198 89L197 87H196V88H197V90H196V88H194ZM230 87H231V86H230ZM236 87H237V86H236ZM238 87H239V85H238ZM247 87H248V86H247ZM249 87H250V86H249ZM16 88H15V89H16ZM20 88H19V89H20ZM23 88H26V87H23ZM23 88H21V91H22ZM27 88H29V87H27ZM75 88H76V87H75ZM75 88L73 89L74 91L76 90ZM84 88H85V87H84ZM87 88H88V87H86V89H87ZM104 88H105V86L102 87V88H100V89H102V91H104V90H105ZM128 88H129V87H127V88L125 87V89H123V91L125 90L126 93H127L128 91H131V90H129ZM130 88H131V87H130ZM133 88H134V87H133ZM133 88H132V89H133ZM138 88H139V87H138ZM154 88H155V87H154ZM193 88H194L195 91L193 90ZM207 88L210 89V90L212 89L211 87H207ZM240 88H241V87H240ZM29 89H30V90L33 89V86H32L31 88H29ZM41 89L44 90V87L41 88ZM41 89H39V90L36 91V92H39V93H40V90H41ZM77 89H79V88H77ZM91 89H92V88H91ZM93 89H94V87H93ZM93 89H92V91H93ZM103 89H104V90H103ZM106 89H107V88H106ZM126 89H127V91H126ZM136 89H137V88H136ZM141 89H142V88H141ZM141 89H140V90H141ZM148 89H150V88H148ZM204 89H206V88H204ZM213 89H214V88H213ZM213 89H212V90H213ZM225 89H226V88H225ZM225 89H224V90H225ZM23 90H24V89H23ZM26 90L28 91V89H26ZM57 90H55V91H57ZM82 90H83V89H82ZM87 90H88V89H87ZM107 90H108V89H107ZM109 90H108V91H109ZM119 90H120V89H119ZM146 90H147V89H146ZM166 90H167V89H166ZM168 90H169V89H168ZM227 90H228V89H227ZM234 90H235V89H234ZM15 91H16V90H15ZM17 91H18V88H17ZM35 91H33V92L35 93ZM45 91H44V92H45ZM74 91H72V92H74ZM78 91H79V90H78ZM80 91H81V90H80ZM80 91H79V92H80ZM105 91H106V90H105ZM112 91H113V89H112ZM123 91H122V93H123ZM147 91H148V90H147ZM202 91H201V92H202ZM206 91L208 92L209 90H205V92H202V93L205 95ZM214 91H215V90H214ZM217 91H218V90H217ZM230 91H231V90H230ZM236 91H237V90H236ZM261 91H260V93H261ZM10 92H11V93H10ZM22 92H23V91H22ZM30 92H31V91H30ZM30 92H29V93H30ZM44 92H42V93H44ZM48 92H45V93H46L47 95H49ZM70 92H69V94L72 93V92H71V93H70ZM75 92H77V91H75ZM106 92H107V91H106ZM109 92H110V94H112V95L117 94L115 91H114L115 93H114V92L111 93V90H110ZM119 92L121 93V90H120ZM125 92H124V93H125ZM149 92H150V91H149ZM199 92H198L197 94H199ZM218 92H220V91H218ZM225 92H227V91H225ZM225 92H223V93H225ZM17 93H18V92H17ZM23 93H24V92H23ZM23 93L20 95V91H19L18 96L20 95V98L23 97V96H25V98H26V97H29V98H30V96L32 97L31 94H30V96H26L27 94L25 93L26 95H25V94L23 95ZM27 93H28V92H27ZM29 93H28V94H29ZM53 93H54V94H53ZM89 93H90V92H89ZM91 93H92V92H91ZM94 93H95V91H94ZM122 93H121V94H122ZM124 93H123V94H124ZM134 93H135V92H134ZM136 93H137V92H136ZM140 93H141V92H140ZM189 93H190V91H189ZM202 93H201L200 95H202ZM209 93H211V92L209 91L208 93H206V95H207V94L209 95ZM213 93H214V92H213ZM213 93H212V94H213ZM215 93H216V92H215ZM221 93H222V92H221ZM221 93H220V94H221ZM234 93H235V92H234ZM234 93H233V94H234ZM14 94H12L13 97L11 96V97L13 98V101H14V99H15V98H14V97H15ZM66 94L68 95V93L66 92V93L64 94L65 97L67 98V95H66ZM75 94H76V93H75ZM75 94H74V96L71 95V98H72V96H73V97H76ZM104 94H105V93H104ZM106 94H107V93H106ZM106 94H105V95H106ZM128 94H129V96H130L131 92L127 93L126 95L128 96ZM145 94H146V93H145ZM154 94H155V93H154ZM154 94H153V95H154ZM190 94H191V93H190ZM212 94H211V95H212ZM217 94H218V93H217ZM226 94H227V93H226ZM226 94L223 95V96L225 97ZM231 94H232V92H231ZM237 94H238V93H237ZM261 94H264V93L262 92ZM261 94H260V97H261ZM15 95H17V94H15ZM34 95H35V94H34ZM43 95H44V94H42V96H43ZM88 95H89V94H87V96H88ZM91 95H93V94H90V96H91ZM99 95H100V94H99ZM118 95H119V94H118ZM118 95H117V96H118ZM126 95L124 94L123 97H124V96L127 97ZM131 95H133V92H132ZM174 95H175V94H174ZM174 95H172V96H174ZM182 95H183V94H181V96L179 95L180 97H179V96H178V97L181 99V98L183 97ZM211 95H210V98L212 97ZM18 96H16V97H18ZM38 96H40V94H38ZM80 96H81V94H80ZM93 96H94V95H93ZM102 96H103V95H102ZM109 96H111V95H108V96H107L108 99H109ZM115 96H116V95H115ZM117 96H116L115 99H117ZM120 96H121V95H120ZM120 96H118V99H117L118 101L115 100V101L117 102L116 104H118V102L121 100V98L123 99V97L121 96V98H120ZM129 96H128V98H125V97H124V99L122 100V102L126 100L127 103L124 102V103H122V105L125 106V103L128 104V105H130L131 102H133V101H131V100H133V99L136 97V94L133 95L134 97L132 96L133 98L130 96V99H129ZM138 96H140V95H137V97H138ZM144 96H145V95H144ZM165 96H167V95L165 94ZM185 96H186V95H185ZM191 96L194 97V95H192V94H191ZM191 96H190V97H191ZM213 96H214V94H213ZM218 96H219V94H218ZM237 96H238V95H237ZM237 96H236V97H237ZM263 96H264V95H263ZM11 97H10V98H11ZM65 97H64V99H62V98H61V99L64 100L65 102H67V100H65ZM68 97H69V96H68ZM77 97H78V96H77ZM82 97H83V96H82ZM95 97H96V96H95ZM97 97H98V96H97ZM100 97H101V96H100ZM100 97H99L98 99H100ZM105 97H106V96H105ZM150 97H151V96H150ZM175 97H177V95H175ZM175 97H174V98H175ZM187 97H189V96L187 95ZM196 97H197V95H196ZM196 97H195V99H196ZM219 97H220V96H219ZM221 97H222V96H221ZM221 97H220V98H221ZM226 97H228V96H226ZM226 97H225V98H226ZM232 97H233V96H232ZM232 97H231V98H232ZM234 97H235V96H234ZM234 97H233V98H234ZM260 97H259V98H260ZM5 98H7V97H4V101H5V103L3 102V98L0 99V101L2 100L1 103L4 104V108H5L6 104H8V102H9V104H8L9 106H8V107H10V101H11V100H9V101L7 100L8 102L6 103ZM25 98H23V99L25 100ZM33 98H34V97H33ZM51 98H52V97H51ZM69 98H70V97H69ZM71 98H70V99H71ZM89 98H90V97H89ZM110 98H114V97L111 96ZM119 98H120V99H119ZM131 98H132V99H131ZM138 98H139V97H138ZM146 98H147V97H146ZM179 98H177V100H178ZM183 98H186V97H183ZM197 98L201 99L199 95H198ZM207 98H208V96H207ZM233 98H232V99H233ZM262 98H263V97H262ZM7 99H9V98H7ZM16 99H17V98H16ZM18 99H19V98H18ZM23 99H22V100H23ZM43 99H44V98H43ZM48 99H49V97H48ZM53 99H54V98H53ZM58 99H59V98H58ZM61 99H60V101L63 103L64 101H62ZM73 99H74V98H73ZM76 99H77V98H76ZM103 99H104V97H103ZM128 99L130 100V101H129L130 103H128ZM149 99H150V98H149ZM166 99H167V98H166ZM171 99H172V98H171ZM180 99H179V100H180ZM193 99H194V98H193ZM193 99H192V97H191V100H193ZM195 99H194V101H195ZM213 99H214V98H213ZM213 99H212V102L214 101ZM215 99H217V98L215 97ZM218 99H219V98H218ZM223 99H224V98H223ZM223 99H222V100H223ZM228 99H229V97H228ZM234 99H236V98H234ZM234 99H233V100H234ZM263 99H264V98H263ZM263 99L260 98L261 103H259L258 101H255V102L257 103V105H258V103H259V105H258L259 107H260V106H263V104H262V100H263ZM22 100H20V101H21V102H20L21 104H22ZM38 100H39V99H38ZM51 100H52V99H51ZM55 100H56V99H54V101H55ZM79 100H80V99H79ZM101 100H102V98H101L100 101H99L100 103L103 101V100H102V101H101ZM105 100H106V99H105ZM137 100H138V99H137ZM137 100L134 99L135 102H138V103H139V101H137ZM139 100H140V99H139ZM147 100H148V99H147ZM150 100H151V99H150ZM150 100H148V102H152V101H150ZM177 100H176V101H177ZM182 100H183V99H182ZM184 100H185V99H184ZM186 100H188V99L186 98ZM186 100H185V101H186ZM197 100H198V99H196V101H197ZM203 100H204V96H203ZM205 100H206V97H205ZM209 100H210V99H209ZM222 100H221V102H222ZM229 100H230V99H229ZM258 100H259V99H258ZM13 101H11V103H12ZM30 101H32V99H31ZM30 101H28V103H29ZM41 101H42V100H41ZM48 101H49V100H48ZM52 101H53V100H52ZM56 101H57V100H56ZM56 101H55V102H56ZM60 101L58 100L59 103H61ZM70 101H71V100H70ZM74 101H75V99H74ZM87 101H88V100H87ZM93 101H95V99H94ZM93 101H92V103H93ZM96 101H98V100H96ZM96 101L94 102L95 105L98 104V102H97V104H96ZM108 101H110V99H109ZM169 101H170V99H169ZM180 101H181V100H180ZM185 101L182 102L183 105L185 104V106H183V107H186L185 110H187V108L190 109L191 107H193V111H194V109H195V107H196L195 105H197V104H194V106L191 105V107H189L190 105H188V103L191 104L192 101H191V102H187V101H186L188 106L186 105V102H185ZM189 101H190V100H189ZM198 101H201V100H198ZM207 101H208V100H206V102H207ZM218 101L220 102V99H219ZM225 101H226V99H225ZM14 102H15V101H14ZM16 102H17V100H16ZM26 102H27V101H25V103H26ZM39 102H40V101H39ZM58 102H57V104H58V106H59V103H58ZM65 102H64V103H65ZM68 102H69V101H68ZM76 102H77V101H76ZM76 102H75V103H76ZM78 102H80L81 104L83 103L81 100L78 101ZM78 102H77V103H78ZM104 102H105V101H104ZM106 102H107V101H106ZM106 102L104 103L105 106L108 104V103L106 104ZM111 102H112V101L109 102V106H110V107H113V108H116V109H118L120 106H121L120 108L123 107L122 105H120V103H119L120 106H118V105H116V104L114 103V101H113L112 103H111ZM167 102H168V101H167ZM167 102H166V103H167ZM184 102H185V103H184ZM203 102H204V101L199 102V103L197 102V103H198V105H199L200 103L203 104ZM214 102L217 103V100L214 101ZM214 102H213V104H214L215 106H214L213 104H210L211 102L209 101V102L207 103L208 106H204V107H203L204 110H206L205 107L207 108L206 113H205V112H200V113H199V111H200L202 108H200L199 111H198L197 109H198L199 107H202V106H199V107H198V105H197L198 108L196 107V111H197L198 114L201 115V114L204 113V114H208V115L210 116V117H209L208 115L204 116V114L201 115V119H204L205 121H204V120H203V121L201 120V121H200V124L202 123V124L204 125V124L208 123V124L211 126V125H212L211 123H213V125H214V123L216 122V121H215V116H216V115L214 116V115H213L214 113H213L212 115L214 116V117H213V118H214L213 120H214L215 122L211 121L212 119H210L211 122L208 121V120H209L208 118H211V117H212V115H210V114L208 113V111L212 113V109H210V110H211V111H210L208 107H209L210 105H211V107H212V105H213V107H214L213 110H215V114H216V113H217V112H216V108H217V111L219 112L218 108H219L221 105H223L225 102H222L223 104H221V103L218 102V103H219L218 106L220 105L219 107H218ZM227 102H228V101H227ZM227 102H226V103H227ZM255 102L253 101L254 104H255ZM1 103H0V104H1ZM18 103H19V102H18ZM20 103H19L18 105H20ZM32 103L34 104V101H33ZM35 103H36V102H35ZM47 103H48V102H47ZM88 103H89V102H88ZM90 103H91V102H90ZM100 103H99L98 106H100ZM110 103L113 104V105L115 104V107H114L113 105H111ZM138 103H137V105L140 104L139 106H142L143 108L140 107V108H141V109H140L139 106L136 107V105H135V103H134V105L131 104V106H132L133 109L130 108V109L132 110V111H131L132 113L129 112L130 110L128 109V110H129V111H128L127 108H125V109H126L129 113H128V112L126 113V110L121 109V111H122V110L125 111V112H122V113H123V114L126 113L127 115L131 113V115H133V114L135 113V112H133V110L135 111L136 108H138V109H140V110H142V109L145 108V107H144V106H145V103H144V105H141V104L143 103V101H142V103H139V104H138ZM175 103H176V102H175ZM182 103H181V104H182ZM193 103H195V102H193ZM229 103H230V102H229ZM253 103L251 102L250 105L253 104ZM263 103H264V102H263ZM14 104H15V103L11 104V107L14 106V107H13V108H14L13 113H14L15 110H17V109H15V105H14ZM29 104H30V103H29ZM29 104L26 103V105H29ZM49 104H50V103H49ZM54 104H56V103H54ZM57 104H56V105H57ZM72 104H73V103H72ZM81 104H80V105H81ZM94 104H92V105H94ZM102 104H103V103H101V105H102ZM104 104L102 105V106H103L102 108H105V107H104ZM147 104H148V103H147ZM149 104H151V103H149ZM167 104H168V103H167ZM173 104H174V102H173ZM205 104H206V103H205ZM205 104H203V105H205ZM247 104H248V103H247ZM260 104H261V105H260ZM12 105H13V106H12ZM18 105H17V103H16V106H18ZM23 105H24V104H23ZM23 105H22V106H23ZM30 105H31V104H30ZM45 105H46V104H45ZM50 105H51V104H50ZM52 105H53V104H52ZM62 105H63V104H61V106H62ZM70 105H71V104H70ZM152 105H153V104H152ZM155 105H156V104H155ZM171 105H172V103L170 104V106H171ZM174 105H175V104H174ZM174 105H173V108H174ZM230 105H233V106L231 107V109H230V108H228L227 110L225 109L227 112H225L226 114L224 115V119L226 118V119H228V121H229V119H231V118H233L234 116H236L234 113H235L236 110L239 109V107H240V106H239L240 104L237 103V102L234 103V101H233V104H232V100H231ZM245 105H246V103H245ZM245 105H243V106H245ZM248 105H249V104H248ZM250 105H249V106H250ZM20 106H21V105H20ZM22 106H21V107H18V108H20V109H18V110H21ZM33 106H34V105H33ZM54 106H55V105H54ZM58 106H57V107H58ZM63 106H66V104L63 105ZM68 106H69V105H68ZM84 106H85V105H84ZM116 106H118V107H116ZM126 106H127V105H126ZM126 106H125V107H126ZM131 106H128V107H131ZM134 106H135L136 108H134ZM153 106H154V105H153ZM166 106L169 108V105H166ZM216 106H217V107H216ZM223 106H224V105H223ZM225 106H226V104H225ZM44 107H45V106H44ZM55 107H56V106H55ZM57 107H56V109H55V110H56L55 112H57V109L60 110V109H59L60 106H59L58 108H57ZM66 107H67V106H66ZM90 107L94 108L93 106H90ZM107 107H108V106H107ZM107 107L105 108L106 110L110 109V108L107 109ZM150 107H151V106H150ZM175 107H176V106H175ZM177 107H179L178 110H177V108H174V109H173L172 106H171V107L169 108V111H170L171 109H173V111H175V112H173L172 114H174V113H176V110H177V111H181L180 109L184 110V108L181 107L180 105L177 106ZM180 107H181V108H180ZM215 107H216V108H215ZM229 107H230V106H229ZM250 107H251V106H250ZM250 107L247 106V108H248V109H251V110H252V108H254L253 106H252L251 108H250ZM255 107L258 108L257 106H255ZM2 108H3V105H2ZM23 108H26L25 110H26V112H27V107L25 106V107H23ZM29 108H30V107H29ZM33 108H34V109H37V108H35V107H33ZM41 108H42V107H41ZM48 108H49V107H48ZM51 108H52V107H51ZM68 108H69V107H68ZM72 108H73V109H77V107L74 108L73 106H72ZM78 108H79V107H78ZM95 108H97V106H96ZM113 108H112V110H113ZM120 108L118 109L119 111H120ZM148 108H149V107H148ZM152 108H153V107H152ZM152 108H151V109H152ZM156 108H157V107H156ZM156 108H155V109H156ZM164 108H166V107H164ZM220 108H221V107H220ZM222 108H223V107H222ZM245 108H246V107H245ZM245 108H244V109H245ZM256 108H255V109H256ZM0 109H1V108H0ZM5 109L8 110L7 107H6ZM61 109H62V107H61ZM105 109H102V110L104 111ZM116 109H114V111H115ZM138 109H136L137 113L139 112ZM175 109H176V110H175ZM189 109H188V110H189ZM260 109H261V108H260ZM263 109H264V106H263V108L261 109V112H262ZM1 110H2V109H1ZM1 110H0V111H1ZM25 110H23V111H25ZM29 110H30V109H28V111H29ZM40 110H41V109H40ZM48 110H49V109H48ZM77 110H78V109H77ZM83 110L86 112L85 109H83ZM83 110H82V109H79L78 111L82 112ZM93 110H94V109H92V111H90L91 114L88 112L89 114L86 113V115H87V116H88V115H89V116H93L94 114L96 115V111H97L98 113H100L99 111H101V107L98 108V109H95L96 111H94V112H93ZM110 110H111V109H110ZM110 110H109V111H110ZM118 110H116V111H118ZM145 110H146V109H145ZM145 110H143V112H144ZM148 110H149V109H148ZM166 110H168V109L166 108ZM204 110H203V111H204ZM242 110H243V107H241V110H240L241 115H240V113H239V114L236 113V114H238L239 116H242V114H243V116H244V113H245V111H247V109L243 110L244 112H241ZM257 110H258V109H257ZM8 111H9V110H8ZM11 111H12V109H11ZM11 111H9L8 113H9V114H13V113H10ZM32 111H34V110H32ZM35 111H36V110H35ZM35 111H34V112H35ZM42 111H43V110H42ZM44 111H45V110H44ZM49 111H50V110H49ZM49 111H48V112H49ZM84 111H83V113H84ZM88 111H89V110H88ZM103 111H102V112H103ZM109 111H108V112H109ZM116 111H115V112H116ZM119 111L116 112V113H117V114L119 113V115H120L121 112H119ZM153 111H154V110H153ZM164 111H165V110H164ZM169 111L165 112L166 115L168 114L167 116H170V115H169ZM189 111H190V110H189ZM189 111H186V112H188V114L190 113L189 115L187 114L188 117H189L191 114H192V116H193V113H191V112H189ZM193 111H192V112H193ZM222 111H223V110H222ZM237 111H238V110H237ZM2 112H3V111H2ZM2 112H1V113H2ZM17 112H18V111H17ZM19 112H20V111H19ZM19 112H18V113H19ZM30 112H31V111H30ZM30 112H29V113H30ZM36 112H37V111H36ZM48 112L46 111V113H48ZM51 112H53V110H52ZM58 112H59V111H58ZM71 112H72V111H71ZM73 112H74V111H73ZM80 112H78V115H77L78 117H79V115H81ZM92 112H93L94 114H93ZM102 112H101V113H102ZM104 112L106 113V111H104ZM141 112H142V111H141ZM143 112H142V113H143ZM155 112H156V110H155L154 112H152V113H155ZM171 112H172V110H171ZM183 112H184V111H182V114H181V112H178V113H180V114H179L180 117L184 114ZM186 112H185V113H186ZM248 112H249V111H248ZM248 112H246V114H247ZM259 112H260V111H259ZM24 113H25V112H24ZM27 113H28V112H27ZM37 113H38V112H37ZM43 113H44V112H43ZM43 113H42V114H43ZM76 113H77V112H76ZM79 113H80V114H79ZM98 113H97V114H98ZM101 113H100V114H101ZM105 113H104V115H103V113H102L103 117H102V115L99 114L100 117H101L102 119H104V118H106L105 120L109 119V116H110L111 114H112L111 117L113 116V118L115 117V119H116V120L109 119V120H112V122H117V121H118L117 119L120 120V118H121V117L117 116L116 114H114V113L111 112V111L109 112V114L107 113L109 116H108V115L106 116ZM150 113H151V112H150ZM195 113H196V112H195ZM197 113H196V114H197ZM219 113H220V112H219ZM9 114H8V115H9ZM19 114H20V113H19ZM21 114H23V112H22ZM31 114H32V113H31ZM31 114H30V116H32ZM48 114H49V113H48ZM53 114H54V113H53ZM63 114H64V113H63ZM73 114H75V113H73ZM92 114H93V115H92ZM113 114H114V115H113ZM123 114H122V115H123ZM147 114H149V113L147 112ZM165 114H164V116H165ZM170 114H171V113H170ZM176 114H177V113H176ZM198 114H197V115H198ZM217 114H218V113H217ZM220 114H221V113H220ZM220 114H219V115H220ZM248 114H249V113H248ZM1 115H2V114H1ZM1 115H0V116H1ZM14 115H15V114H14ZM23 115H26V114H23ZM35 115H36V114H35ZM44 115H46V114H44ZM56 115H59V114H56ZM60 115H61V117H62V114H61V113H60ZM83 115H85V113H84ZM83 115H82V116H83ZM86 115H85V116H86ZM95 115H94V116H95ZM99 115H98V116H95V117H99ZM115 115H116V116H115ZM135 115H136V114H135ZM139 115H140V113H139ZM139 115L137 114V117H139ZM187 115H186V116L183 115V116L187 117ZM219 115H217V116H219ZM221 115H222V118H223V114H221ZM259 115H260V114H259ZM262 115H263V114H262ZM17 116H18V115H17ZM27 116H28V115H26V117H27ZM37 116H38V115H37ZM49 116H50V115H49ZM64 116H66V115L64 114ZM71 116H72V114H71ZM82 116H80L79 118L82 119ZM85 116H84V117H85ZM89 116L87 117V119L90 118ZM123 116H124V115H123ZM125 116H126V115H125ZM146 116H147V115H146ZM149 116H150V115H149ZM154 116H155V115H154ZM174 116H175V115H174ZM192 116H190L191 120H192V118H193ZM202 116H204V118H203ZM260 116H261V115H260ZM260 116H259V117H260ZM1 117L3 118L4 116H1ZM19 117H20V116H19ZM19 117H17V119H18V120H21V122H22L23 119H20ZM21 117H22V115H21ZM24 117H25V116H24ZM28 117H29V116H28ZM28 117H27V119H28ZM78 117H76V119H77ZM84 117H83V118H84ZM100 117H99V118H100ZM111 117H110V118H111ZM118 117H119V118H118ZM135 117H136V116H135ZM135 117H134L133 119H130V118H131V116H130V118H129V119H130V122H131V120L134 121ZM147 117H148V116H147ZM185 117H183V120L186 119ZM188 117H187V121H186V120H185V121H183V120H178L177 123L180 121L178 124L175 123L176 125H174V126L169 125V126L173 129V132H174V133L171 132V133H173V135H172L173 137H176V136L178 135L177 133H179V132L182 134V132H181L180 130H182V131L184 130V133H185V134H184V133L182 134V138H185V141H186V138H187V137H185V136H183V135H186L187 132L189 131V130L186 131L187 128H189V127H191V126H196L197 123H198V122L196 121V120H197L196 118H194L195 120L193 119L194 121H193V120L191 121L190 118H188ZM195 117H197V116H195ZM198 117L200 118V116H198ZM198 117H197V118H198ZM205 117H206V118H205ZM207 117H208V118H207ZM219 117H221V116H219ZM245 117H246V116H245ZM247 117H248V116H247ZM261 117H263V116H261ZM261 117H260V118H261ZM5 118H6V116H5ZM31 118H32V117H31ZM47 118H48V117H47ZM56 118H58V116H57ZM66 118H67V117H66ZM72 118H73V117H72ZM72 118H71V119H72ZM74 118H75V117H74ZM74 118H73V119H74ZM99 118H95V120H96V119L99 120ZM101 118H100V120H102ZM126 118H127V117H126ZM144 118H146V117H142L141 120H143ZM240 118H244V117H240ZM260 118H258V119H260ZM6 119H7V118H6ZM17 119H16V120H17ZM27 119L25 118V120L22 122L23 124H22L21 122H18V121H17L18 124L20 123L19 125L22 124L21 127H20L18 124H17V125H18L21 129H23V127H25V126H24V122H25ZM37 119H38V118H37ZM49 119H50V118H49ZM51 119H52V117H51ZM51 119H50V120H51ZM53 119H54V118H53ZM53 119H52V120H53ZM84 119H86V118H84ZM137 119H138V118H137ZM139 119H140V118H139ZM176 119H177V118H176ZM178 119H179V118H178ZM206 119H208V120L206 121ZM217 119H218V118L216 117V120H217ZM234 119H235V117H234ZM236 119H238V118H236ZM236 119H235V120H236ZM244 119L247 120L246 118H244ZM254 119H256V118H254ZM14 120H15V119H14ZM33 120H34V119H33ZM45 120H46V119H45ZM55 120H57V119H55ZM61 120H62V118H61ZM88 120H89V119H88ZM92 120H93V118H92ZM92 120H91V121H92ZM95 120H93V121H94V122H93V125L95 124ZM100 120H99L100 124H97V123H98V121H97V122H96L97 125L95 124L96 126L101 125V122H102V121H100ZM109 120H107V121H109ZM121 120H123V118H121ZM146 120H147V119H145V121H146ZM152 120H153V119H152ZM155 120H156V119H155ZM170 120H171V119H170ZM198 120H199V119H198ZM219 120L221 121L220 118H219ZM222 120H223V119H222ZM232 120H233V119H232ZM235 120H233V122L231 123L230 126H232V125L234 126V121H235ZM245 120L243 121V119H241V120H239V121H241V122H239V123L235 121V122L237 123V125L235 124L234 127L237 126L236 129H238V128H243V130H244L245 133H246V131L250 130V131H248V133L250 132V133H249L250 135L247 136V133H246V135H245L246 137H245L244 134H242V133H244V132H242V133L239 132V133H237L234 137L231 136V137H228L229 139H227V141L225 140V141L227 142V144H226V146L223 148L224 151H222L223 149H221V154H219L220 152L217 153L219 156H218V155H215L216 153L213 151V152L215 153L214 155L216 156V158L218 157L217 160H216V164H215V165H217L218 163H219V164L217 165L218 167L216 166V168H215V166H214V161H215V160L213 161V165L210 164L211 167H210V166L208 167L209 163L207 164V167H208V174H209V176H211V174H212V176H214V174L216 173V171L218 172V174H219L220 171H223V175L221 174L222 176H226V177H230V176H231V178H234L235 176H233V175H234L233 171H234L235 169H237L238 167H239L238 169H242V168H243L242 166H244V168L246 169V167H245V164H246V163H240V164H241V165H240V164L238 163L240 160H237V159H236V160L238 161L237 163H238L240 166H238L237 168H235V164H237V163H235V158H238V157H237V156H239L238 153H239V152H241V153L243 152V153H244L245 150H247V149L249 150V148L252 149V147L254 148V146H256V145H258V144L264 142V124H263V127H261L262 124L259 122L261 128L259 127V125H257L258 127L255 126V127H257V128H255V127H254V128H255L257 131L255 130L256 132L254 131L253 134L251 135V132L253 131L252 129H246V131H245V128L242 127V126L246 123ZM261 120H262V123H263V122H264V121H263V118H262ZM3 121H4V119H3ZM3 121H2V122H3ZM5 121H8V120H5ZM12 121H13V120H12ZM12 121H10V122H12ZM31 121H32V120H31ZM35 121H36V119H35ZM35 121H34V122H35ZM48 121H49V120H48ZM48 121H47V122H48ZM68 121H69V120H68ZM72 121H73V120H72ZM78 121L80 122V120H77V121L74 120L75 123H77ZM81 121H82V120H81ZM91 121H90V123H88V121L85 122V123L91 124V125H88V127L90 128V127L92 126V128L94 129L95 127H93ZM137 121H139V120H137ZM145 121L143 120V121H141V122H145ZM168 121H169V120H168ZM171 121H172V120H171ZM181 121H182V123H181ZM189 121L192 122V123L190 122L191 124H193V122L195 123V121H196L197 123H195V124H193V125H191V124L189 123V124L191 125V126H190V125L188 124ZM220 121L218 122V120H217V123H220ZM230 121H231V120H230ZM237 121H238V120H237ZM251 121H252V120H251ZM256 121H257V120H256ZM27 122H28V120H27ZM40 122H41V120H40ZM43 122H44V120H43ZM53 122H54V121H53ZM64 122H66V121H63V122H61L62 124H61V123H60V124L63 125ZM79 122H78V123H79ZM104 122H105V121H103L102 123L104 124ZM112 122L109 121L110 124H111ZM124 122H125V121H124ZM127 122H128V121H127ZM135 122H136V119H135ZM141 122L139 121V122H136L135 124H136V125L139 124V125H138V127H139V126H142V124H143V123H141ZM153 122H154V121H153ZM174 122H176L175 118H174ZM205 122H206V123H205ZM222 122H225V121H222ZM242 122H244V124H243ZM247 122H249V120H248ZM5 123H6V122H5ZM13 123H16V121L13 122ZM48 123H49V122H48ZM51 123H52V122H51ZM54 123H55V122H54ZM56 123H57V122H56ZM56 123H55V124L52 123V124L54 125V127H55ZM70 123H71V121H70ZM105 123H106V122H105ZM109 123L107 122L106 129L104 128V127H105L104 125H101V127H103V128H102L103 132H102V131H100V132H101V134H103V133H104V134H107V131H108V135H109V137H108L107 135H104V137L107 136L108 139H111V141H113V139L111 138L112 135H110V133H111L112 130H110V132H109V130H107V128H108L109 126L112 127V125H113L114 123H113L112 125H109ZM117 123H118V122H117ZM117 123L113 125V128H114L115 125H120V123H122V126H123V124H124L122 121H120V123H118V124H117ZM131 123H132V122H131ZM156 123H157V122H156ZM172 123H173V122H172ZM186 123H187V124H186ZM217 123H216L214 126L218 125ZM7 124H9V123H7ZM25 124H26V123H25ZM30 124H32V123L29 121V123H28V127H29ZM34 124H35V123H34ZM57 124L59 125V121H58ZM67 124H68V123H67ZM67 124L65 123V125H67ZM73 124H74V123H73ZM80 124H82V126H83L84 123H80ZM125 124H126V123H125ZM132 124L135 126L134 123H132ZM145 124H148V122H147V123L145 122V123H144V126H146ZM151 124H152V123H151ZM151 124L149 123L148 125H151ZM157 124H158V123H157ZM185 124H186L187 126H188V125H189V126L187 127ZM202 124H201V125H202ZM208 124H207V125H208ZM224 124H225V123L221 124V126L223 127ZM1 125H2V127H3V124H1ZM5 125H6V124H5ZM10 125H11V123H10ZM40 125H41V124H39L38 126H40ZM53 125H50V128L53 127ZM58 125H56V126H57L56 129H55L54 127L51 128V129L49 128L50 130L47 128V129L50 131L51 135H50L49 132H47V131H48L47 129L44 130L45 133H46V132H47V134L49 133L48 136H47V134L44 133V136H47V139H48V138H50L51 140L53 139V140H52V143L54 142V139H55V140H58V141H61V143H62V141H64V140H60L61 136L58 137L59 139L54 138V137H57V136L55 135V133L60 134L59 132L61 131V130H58L59 132H55V131L58 129ZM61 125H59V126H61ZM77 125L79 126V124H76V127H77ZM95 125H94V126H95ZM108 125H109V126H108ZM130 125H131V124H129L127 128H129ZM207 125H205L206 127L204 128V127H202V126L200 127V126H199V123H198V126L200 127V128H199L200 130H199V129H198V130L196 129V128H198V126H197L196 128H195V127H192V128H194L195 130H197V132H199V131L201 132V128H202V129H203V128L206 129V128H207ZM209 125H208V127H209ZM6 126H7V125H6ZM26 126H27V124H26ZM35 126H36V125H35ZM63 126H64V125H63ZM71 126H72V123H71ZM86 126H87V124H86ZM183 126H185V127H187V128L185 129V127H183ZM221 126H220V124H219V127H220V128L217 126V128H219V130H216L217 128H216V129L214 128L216 131H215V130H212V131H215V132H216L215 136L218 134V131H219V133H220V132H221L220 130L223 129V128H221ZM226 126H227V122H226ZM230 126L228 125V127H230ZM250 126H251V125H250ZM252 126H253V124H252ZM11 127H12V126H11ZM14 127H15V125L13 124V127H12V128L15 129L16 131H17V129H18V132H16V133H19V134H18L19 137H22V131H23V130H22L21 133H20V131H19L20 128H17V127L14 128ZM28 127H25L26 129H24V130L29 131V132H26V133H31L30 130L33 128V126H32L31 129H29ZM72 127H73V126H72ZM74 127H75V125H74ZM76 127H75V128H76ZM79 127H80V126H79ZM79 127H78V128H79ZM98 127H99V129H100V126H98ZM98 127H96V129H97ZM110 127H109L108 129H112V128H110ZM136 127H137V126H136ZM138 127H137V129H138ZM149 127H150V126H149ZM149 127H148L147 130H148V131H149V130L151 131L153 128L150 127V129H149ZM167 127H168V126H167ZM211 127H212V126H211ZM211 127H210V128H211ZM27 128H28V130H27ZM34 128H35V127H34ZM41 128H42V131H43V128H45V127L42 126ZM59 128H60V127H59ZM67 128L71 129V128L69 127V125H68ZM75 128H74V129H75ZM80 128H82V127H80ZM80 128L78 129V131L81 130ZM86 128H87V127H86ZM86 128H85V129H86ZM92 128H91L90 130H92V131L94 132V130H93ZM116 128H117V127H116ZM118 128H120V127H118ZM122 128H124V126H123ZM142 128H143V127H142ZM144 128H147V126L144 127ZM144 128H143V132H142V131H141V132L147 134L148 132H144V130H145ZM168 128H169V127H168ZM230 128H231V127H230ZM232 128H233V127H232ZM251 128H252V127H251ZM258 128H259V129H258ZM0 129H1V128H0ZM10 129H11V128H10ZM13 129H12V131H13ZM60 129L64 130L63 128H60ZM69 129H68V130H64V131H65V132L69 131V133H70V130H69ZM96 129H95V130H96ZM99 129H98V130H99ZM104 129L107 130V131H105ZM114 129H115V128H114ZM125 129H126V128H125ZM130 129H133V128H132V125H131V128H130ZM137 129H136V130H137ZM139 129H141V127H139ZM165 129H166V128H165ZM189 129H190V128H189ZM204 129H203V131H202V133H204V134H206L207 131H211V129L208 130V128H207V130H205V131H206V132H205ZM224 129H225V128H224ZM15 130H14V131H15ZM46 130H47V131H46ZM51 130H52V131H51ZM53 130H55V131H53ZM72 130H73V129H72ZM72 130H71V131H72ZM76 130H77V129H76ZM76 130H75V131H76ZM120 130H121V129H120ZM127 130H128V132L131 134L130 136H132V133H133L134 130H133V131L131 130L132 133L129 131V129H127ZM147 130H146V131H147ZM155 130H156V129H155ZM190 130H191V129H190ZM195 130H193L194 132H193V131H192V132H193V133H197V132H195ZM251 130H252V131H251ZM31 131H33V129H32ZM40 131H41V130H40ZM44 131H43V132H44ZM78 131H77V135L80 134V133H82V131H79L80 133H78ZM121 131H122V130H121ZM125 131H126V130H125ZM125 131L123 130V132H125ZM212 131L210 132V134L212 133ZM10 132H11V130H10ZM36 132H37V131H36ZM36 132H34V133H36ZM38 132H39V131H38ZM52 132H53V133H52ZM54 132H55V133H54ZM61 132H62L63 134L65 133V132H63V131H61ZM72 132H73V133H76V132H74V131H72ZM96 132H97V133H96ZM100 132H99V133H100ZM105 132H106V133H105ZM114 132H115V131H112L111 134H113ZM117 132H118V131H117ZM126 132H127V131H126ZM138 132H139V131H137V133H138ZM215 132H213V134H214ZM5 133H6V132H5ZM13 133H15V132H13ZM13 133L11 132V136H12V137H11V138L9 137L10 139H12V138L14 137V135L16 134V133H15V134L13 135ZM23 133H24V132H23ZM32 133H33V132H32ZM34 133H33V134H34ZM69 133H67V134L65 133V134H66V135L64 134L65 136H64L63 134H61V135H63V136L66 138L65 141H67V143L71 145V143H72L71 141L73 140L72 137H73V135H75V134H73V135L71 134V135H70V136H72V137H70V138H72V139H71V141L69 142L70 139L67 138ZM88 133H89V134H88ZM88 133H86V134H88V135H85V133H83L85 136H82V137H86V136H87V137H91V138H93L91 135H94V133H93V134H91L92 132H88ZM95 133L97 134V137L100 136V137H99V141L102 140V141H104V142H103L104 144L107 143V145H105V146H108V145H109V142H111V141L108 142V140H106L107 137H106V138L103 137V138L105 139V140H103L102 135L98 134V131H97V130L95 131ZM119 133H120V132H119ZM121 133H122V132H121ZM129 133H127V134H128V137H129ZM151 133H152V132H151ZM154 133H155V132H154ZM154 133H153V134H154ZM180 133H179V134H180ZM190 133H191V131H190ZM190 133H189V134H190ZM193 133H191L190 135H192V136L195 135L194 137H195L196 140H194V141H195V143L198 145V144H199V141H198L199 139L197 140V138H201V137H196V134H193ZM202 133H197V136H198V134H199V136H200ZM7 134H9V133H7ZM20 134H21V136H20ZM33 134H28V135H30V136H29L28 138H27V137H26V138L29 139ZM37 134H38V133H37ZM41 134H42V132H41L40 134H38V137H40V139H41L42 136H43V135H42V136H39V135H41ZM133 134H136V132H134ZM146 134H145V135L143 134V136H142V134H141L142 137H141L140 134H139L140 139H142L144 136H146ZM149 134H150V132H149ZM149 134H147V135H149ZM174 134H177V135H174ZM189 134H188V135H189ZM241 134H242L245 138H243V137L241 136ZM9 135H10V134H9ZM9 135H7V136H9ZM16 135H17V134H16ZM23 135H24V137H22V138H23L24 140H27V139L25 138V136H26L27 134H26V135L23 134ZM28 135H27V136H28ZM35 135H36V134H34V137H35ZM49 135H50V136H49ZM54 135H55V136H54ZM77 135H75V138H76ZM80 135H81V134H80ZM80 135H79V136H80ZM98 135H99V136H98ZM113 135H115V133H114ZM137 135H138V134H137ZM155 135H156V134H155ZM190 135H189V136H190ZM211 135H212V134H211ZM211 135H210V136H209V135H208V136H207V135H204V139H206L207 137H211ZM218 135H219V134H218ZM239 135L242 137L241 139H240V136H239ZM44 136H43V138H45ZM51 136H53V138H52ZM58 136H59V135H58ZM66 136H67V137H66ZM95 136H96V135H95ZM180 136H181V135H180ZM180 136L178 135V137H180ZM201 136H202V135H201ZM205 136H206V137H205ZM212 136H213V135H212ZM15 137H16V136H15ZM15 137H14V138H15ZM34 137H32V138L35 140ZM36 137H37V136H36ZM64 137H62V138L64 139ZM77 137H78V136H77ZM80 137H81V136H80ZM82 137L79 138V141H80V142H81V140L83 139ZM114 137H117V136H113V138H114ZM118 137L120 138L121 136H118ZM118 137H117V138H118ZM136 137H138V136H136ZM139 137H138V138H139ZM148 137H149V136H148ZM148 137H147V138H148ZM150 137H152V136H150ZM150 137H149L148 139H146V138H144V139L147 141V140L151 139ZM169 137H170V136H169ZM190 137H191V136H190ZM202 137H203V136H202ZM216 137H217V136H216ZM5 138H6V136H5ZM14 138L12 139L14 142L11 141L12 143H15V139H16V138H17V139H20V138H18V137H16L15 139H14ZM91 138H90V139H91ZM95 138H96V137H95ZM101 138H102V139H101ZM122 138H123V137H122ZM124 138H127V137H124ZM130 138H131V137H130ZM134 138H135V136L132 137V141L134 140ZM153 138H154V137H152V139H153ZM155 138H156V137H155ZM157 138H158V137H157ZM182 138L180 137V140H181V141L179 140V142H182V141L185 142L184 139H182ZM212 138L215 139V137H212ZM17 139H16V140H17ZM23 139H21V140L23 141ZM30 139H31V138H30ZM38 139H39V138H37V140H35V141H38ZM40 139H39L38 142H40ZM47 139H46V141H48ZM50 139H49V140H50ZM67 139H68V140H67ZM85 139H86V138H84V140H82V141H85ZM90 139H89V140H90ZM93 139H94V138H93ZM93 139H91V140H93ZM97 139H98V138H97ZM97 139H94L93 141H94L95 143H99V141H98ZM127 139H128V140H131V139H129V138H127ZM135 139H136V138H135ZM140 139L138 140V141H139V143H138L139 146H140V145L142 144V142H143V141L140 142ZM152 139H151V140H152ZM192 139H194V138L191 137L190 140H192ZM201 139H202V138H201ZM201 139H200V140H201ZM204 139H203V140H204ZM214 139H213V141H214ZM216 139H217V138H216ZM51 140L48 141V142H51ZM75 140H76V139H75ZM75 140L73 141V143L75 142ZM86 140H88V139H86ZM116 140H117V139H116ZM116 140L113 141L115 144H116L118 141H120V145L124 143V142L121 143V142H122L121 139H118L117 141H116ZM125 140H126V139H125ZM145 140H144V142H145ZM155 140H156V139H155ZM172 140L174 141V140H176V138H175V139H172ZM188 140H189V139H187V141H188ZM190 140H189V141H190ZM206 140H207V139H206ZM9 141H10V140H9ZM35 141L33 142L32 139H31L30 141H28V142L31 143V144H30L31 146H29V148H27L29 144H28V145L26 144L27 147H26V145H25V148L29 149V152H30V153L34 151L33 149H35V148H31V147H32V144H33V146L35 145ZM43 141H45V139H44ZM43 141H42V139H41V142H40L41 144H40V143H38V144L41 145V146H40L41 148H44V147L46 146V144H47V145H48V148H49V146H50V148L48 149V151H50V152H48V151L46 152V149H47V147H46V149L44 148V150L41 149V150H42L41 153L44 152V151H45L47 154H50L51 152H54V153H55V150H56L55 146H57V147H58V146H59V147L61 146L59 142H58L59 145H55V146L53 145L54 143L56 144L57 141L54 142L53 144L50 143L51 145H50L49 143H44ZM77 141H78V138H77ZM136 141H137V140H134L133 142L137 143ZM166 141H167V140H166ZM177 141H178V140H176V142H177ZM196 141H198V143H197ZM204 141H205V140H204ZM11 142H10V143L7 142V143H8V144H11ZM19 142H20V140H19ZM32 142H33V143H32ZM42 142H43V144H42ZM86 142H87V141L84 142V143H85V144H84L85 146H86V144H87ZM88 142H91V141H88ZM105 142H106V143H105ZM113 142H111L113 145H112L111 143H110V145H109V146L112 145V147H109L110 150H111V148L113 149V146H114V149H115V148H118V150H119L120 148L117 147V146H120V145H119V142H118V145H117V144L114 145ZM133 142L130 141V143H133ZM148 142H149V141H147L145 144H144V143H143V144L146 145V144H148ZM156 142H157V141H155L154 146L156 145ZM190 142H192V141H190ZM190 142H188L189 145L191 144ZM210 142H212V140H211ZM215 142H216V141H215ZM215 142H214V143H215ZM16 143H18V140L16 141ZM16 143H15V144H16ZM22 143L24 144L25 142H21V147H22L21 149L23 150L22 153H25V152L28 151V150H27V149H23L24 146H22V145H23ZM26 143H27V142H26ZM36 143H37V142H36ZM63 143H65V142H63ZM67 143H65V144H67ZM73 143H72V145H73ZM82 143H83V142H81V144H82ZM95 143H94L93 146H95ZM101 143H102V142H100V144H101ZM126 143H127V142H126ZM150 143L153 144L152 141H150ZM173 143H174V142H173ZM188 143H185V148H186V147H187V148L189 147V145L186 146V144H188ZM202 143H203V142H202ZM202 143L200 144V145H201V148H202V146H204V145H202ZM205 143H206V141H205ZM205 143H204V144H205ZM207 143H209V142H207ZM212 143H213V142H212ZM212 143H211V144H212ZM77 144L81 145L79 142H77ZM92 144H93V143H92ZM92 144H91V146H92ZM124 144H125V143H124ZM124 144H123V146H124ZM138 144H136V146H134L133 148H132V146H133L134 144H133V145L131 144L130 146H131L132 149H131V148H130V149L133 150L134 148H138V147H139V146L137 147ZM143 144H142V145H143ZM176 144H177V145H176ZM176 144H174V145H176V147H177L179 143L177 142ZM180 144H182V143H180ZM11 145H12V144H11ZM13 145H14V144H13ZM13 145H12V148H16V149H15L16 151L13 152V153H14V154L17 153L18 150H19V153H20V152H21L20 149H17V148L20 147V145L18 144L19 147H17V145H16V146L14 145L15 147H13ZM42 145H43V147H42ZM44 145H45V146H44ZM52 145L54 146L53 148L51 147ZM62 145H63V144H62ZM79 145L76 146V144L74 143V146H76V147H79ZM88 145H90V144L88 143ZM101 145H102V144H101ZM142 145L140 146V147H141L140 151L142 152L143 155H141V153H137V152H139L138 149H136V152H135V153L140 154L141 156H138L137 154H134V156L137 155L138 157H141V158H142V159H140L141 161H140V160L138 161V163H139V162H143V157H142V156H144V153H145V152H146V154H147V152H148L147 150L150 148V147H148V146H152L151 144H150V145L148 144V145H147V149L144 148L145 151H142V150H143ZM165 145H166V144H165ZM172 145H173V144H172ZM197 145H195V144L193 143V146H197ZM208 145H209V144H208ZM262 145H264V144L262 143ZM1 146H2V145H1ZM36 146H37V144H36ZM36 146H34V147H36ZM38 146H39V145H38ZM38 146L36 147L37 149H35L36 152H37V150H38ZM85 146H84V147H85ZM91 146H89V147H91ZM98 146H100V145L98 144ZM98 146H97V144H96L95 147H97V148L93 147V152H92V153H91V151H92V150H91L92 147L89 148V149H87L88 147H85V148L87 149V151H88V150H91L90 153H89V151H88V155H87V153H86L87 151H86V152L84 151L85 149H83V148H84L83 145H82V148H81V146H80V148H76V147H74V149H75V148L77 149L76 152H75L74 149H73L74 151H71V152L69 151V152H70V154L72 153L71 155H73V153L75 152V153H74V157H75V158H77L79 155H81L83 159H84V156H83L84 154H83V153L85 152V153H86L85 156L87 155V158H88V156H89L90 159L93 160V161H90V159L88 158L89 161H90L91 163H92V162H93V163L95 162L94 166H95L96 168L101 169L100 167H102V166H100L99 163H98V162H100V161H99L98 159H96V160L94 161L95 156H94V154H93L94 152H97V153H96V155H97L98 152L101 150ZM102 146H103V145H102ZM115 146H116V147H115ZM126 146H127V145H126ZM126 146H125L124 148H126ZM154 146H153V147H154ZM193 146L190 145V148H189L190 151H192L193 149L196 148V147H194V148L191 150V147H193ZM215 146H216V145H215ZM259 146H260V145H259ZM40 147H39V148H40ZM65 147H66V146L64 145V148H65ZM100 147H101V146H100ZM127 147H128V146H127ZM145 147H146V146H145ZM153 147H151V148H153ZM168 147H170V145H169ZM168 147H166V148L168 149ZM173 147H174V146H173ZM198 147H199V145H198ZM216 147H217V146H216ZM260 147H261V146H260ZM262 147H263V146H262ZM262 147H261L260 149H263ZM54 148H55V150H54ZM61 148H62V146L60 147V150L58 149L59 151H57V150H56V151H57V152H60L61 150L64 149V148H62V149H61ZM124 148H121V149L124 150ZM174 148H175V147H174ZM174 148H173V149H174ZM183 148H184V147H182L181 150H182ZM187 148H186V149H187ZM203 148H205V147H203ZM211 148H212V147H211ZM220 148H221V147H220ZM30 149L33 150V151H31ZM96 149H98V150L96 151ZM99 149H100V150H99ZM107 149H108V147H106L105 150H104V148H102V150H104L105 153L107 152V151H106ZM114 149H113V150H114ZM126 149H127V148H126ZM163 149H164V148H163ZM169 149H170V148H169ZM171 149H172V148H171ZM176 149H177V148H176ZM215 149H216V148H215ZM260 149L258 148L259 151H258L257 149H255V150L252 149V151H253V150H254V151L257 150V151H256V153H257V152H260ZM4 150H5V149H4ZM64 150H66V148H65ZM69 150H71L70 147H69ZM94 150H95V151H94ZM102 150H101L99 153L102 152L101 154H104V155H105V153H103ZM108 150H109V149H108ZM110 150L108 151L109 153L111 152ZM113 150H112V151H113ZM127 150H128V149H127ZM134 150H135V149H134ZM134 150L131 151V152L134 153ZM137 150H138V151H137ZM149 150H150V149H149ZM152 150H153V149H152ZM201 150H203V149H198V151H200V152H201ZM263 150H264V149H263ZM12 151H13V150H11L10 152L12 153ZM35 151L33 152L32 156L35 157V156L38 155V157H39L40 159H42V158H43L42 156H43L44 154H43V153H42L43 155L39 154V152H40V151H39L38 154L36 155ZM121 151H122V150H121ZM124 151H125V150H124ZM129 151H130V150H129ZM150 151H151V150H150ZM150 151H149V153H150ZM166 151H167V150H166ZM174 151H175V150H174ZM174 151L172 150V154H171V156H169V157L175 158V159H173V160L178 161V162H182L181 159H183V160L190 159V160H187V162H188V161L191 162V160H192L191 158H192L193 156H195V154L192 152L193 155H192V153H191V155H192L191 158L184 159V158H186V155H187L188 152H189L188 149H187V151H188L187 154H186V152H185V150H184L183 152H185V153H184V154H181V155H183V156H182L183 158L181 157V159H180L181 161H179V160H176V158H178V156H179V154H178L179 150L177 151V154H178L177 157H176V156L173 157L174 155H176V154H173ZM193 151H195V150H193ZM218 151H220V150L218 149ZM249 151H250V150H249ZM252 151H251V152H252ZM64 152H65V151H62V153H64ZM113 152H114V151H113ZM115 152L119 153L120 151L118 152L117 149H116ZM143 152H144V153H143ZM154 152H155L154 150H153V152L151 151L152 154H154ZM157 152H158V151H156V153H155L156 155H157ZM167 152L170 153L169 150H168ZM181 152H182V151H181ZM196 152H197V151H196ZM210 152H211V151H210ZM210 152H209V153H210ZM263 152H264V151H263ZM19 153H17V155H19ZM22 153H21V154H22ZM27 153H28V152H27ZM27 153H26V154H27ZM30 153H28V155H29ZM34 153H35V155H34ZM46 153H45V154H46ZM62 153H59V155L62 154ZM111 153H112V152H111ZM125 153H126V152H125ZM129 153H130V152H129ZM133 153H132V154H133ZM151 153H150V155H151ZM175 153H176V152H175ZM189 153H190V152H189ZM197 153H198V152H197ZM197 153H196V155H197ZM248 153H249V155H247V156H250V155H253V154H254L253 152H252L253 154H252V153L250 154V152H248V151H247V153H244V154L246 155V154H248ZM21 154H20V156H19L20 158H18V159L21 160V158H23V159H26V158H27V159H26V161H27L28 158H29V160H32V159H31V158H32L31 156H30V157H31V158H30V157H28L26 154H24V155H26V156H23V154H22V155H21ZM47 154L45 155V157H49V156H50V155L47 156ZM57 154H58V153H57ZM57 154H56V155H57ZM64 154H66V153H64ZM64 154H63V155H64ZM68 154H69V153H68ZM68 154H67L66 156L69 158V155H70V154H69V155H68ZM89 154H93V155H92L93 157L90 156ZM107 154H108V153H107ZM107 154H106L105 156H106V158H110V160L108 159L109 163H108L107 165H105L104 162H106V161H105L106 158H103L104 162L101 161V163H102V164L104 163L103 165L107 167L106 170H109V167H110V166H111V168H112V164H113L112 162H114V161H112V156L114 155V153H113V154H109V155H110L109 157H108ZM120 154H121V153H119L118 156L122 157ZM166 154L169 155L168 153H166ZM185 154H186V155H185ZM211 154H212V153H211ZM239 154H240V153H239ZM244 154H242V155L244 156ZM257 154H258V153H257ZM259 154L262 156L261 153H259ZM15 155H16V154H15ZM30 155H31V154H30ZM39 155H40V156H39ZM51 155H52V153H51ZM63 155H61V156H63ZM104 155H103V157H105ZM111 155H112V156H111ZM116 155H117V154H116ZM125 155H126V154H125ZM129 155H130V154H129ZM147 155H148V154H147ZM150 155L147 156V158H144V159H149L150 157H152V158L150 159V160H151L150 163H151V164H154V163H152V162H154V159H155L156 157L153 155V156H154V158H153V156H150ZM207 155H208V154H207ZM236 155H237V156H236ZM260 155H259V156H260ZM1 156H2V155H1ZM52 156H55V155L53 154ZM61 156L58 157V158H56V160L59 159V158H62ZM81 156H79L78 161H81V160H82V158H81V160H80V157H81ZM97 156H98V155H97ZM100 156H101V155H100ZM118 156H117V158H118V160H119V157H118ZM132 156H133V155H132ZM134 156H133V158L131 157V159H134ZM137 156H135V157H137ZM165 156H166V155H165ZM189 156H190V154H189ZM189 156H188V157H189ZM215 156H213V159H215V158H214ZM254 156H256L257 159L259 160V158H258L257 155H254ZM24 157H25V158H24ZM38 157H37V158L35 157V158H36V160L39 161V158H38ZM56 157H57V156H56ZM64 157H65V155H64ZM64 157H63L62 159H60L61 161H65V163H64V162H61V163H62L63 170H64V172L66 171V174L68 173L67 175H69V174L72 172L73 175H74L72 178H74V177H75L74 172H75L76 166L79 165V163H80V164H81V167H82V166L84 167L85 165H82V164L84 163V160H82L81 162H78L77 160L75 161V158H74V157H70V159H72V160H73V158H74L73 162H71V160L68 161V158H66V157H65V158H66V160H65ZM91 157H92L93 159H92ZM113 157H114V158H113V160H114V159H115V156H113ZM148 157H149V158H148ZM167 157H168V156H167ZM204 157H205V156H204ZM207 157H210V156H207ZM239 157H242L241 154H240ZM245 157H246V156H245ZM3 158H5V156H4V157H1V160H2ZM6 158H7V157H6ZM14 158H15V157H14ZM51 158H52V159H51ZM51 158H50V159L52 160V163L56 161L55 159H54L55 161H53V157H51ZM54 158H55V157H54ZM117 158H116V159H117ZM126 158H128V156H127ZM210 158H211V157H210ZM243 158H244V157H243ZM243 158H241V159H243ZM263 158H264V156L262 157V159H263ZM18 159L16 158L15 160L18 161ZM33 159H34V158H33ZM44 159H45V158H44ZM44 159L41 160L42 162H40V163L38 162V164H39V165L42 164ZM88 159H86V161H85V164H86V166H87L86 169L88 168L87 163L89 164V162H87ZM121 159H124V158H120V160H121ZM136 159H137V158H136ZM152 159H153V161H152ZM202 159H203V158H202ZM211 159H212V158H211ZM211 159H209V160H211ZM238 159H239V158H238ZM246 159H247V160H248V159L251 160L250 157H247ZM246 159H245V160H246ZM252 159H253V156H252ZM255 159H256V158H255ZM262 159L260 158V160H262ZM1 160H0V161H1ZM3 160H4V159H3ZM3 160H2V161H3ZM15 160H12V161H14L13 163H12V161H11L12 164H11L10 167H12L13 164L17 165V164L15 163V162H16ZM29 160H28V161H29ZM36 160L34 159L33 161H31V163H30V161H29L28 163H29L30 165L27 164V163H26V164H27L28 166H31V167H32L31 170H33V171H32L31 173H34V172L36 173V170L33 168L34 166H35V167H36V166L39 167V169L42 167V169H41V173H40V175H39L40 177H42V175H43V173H42L43 171H42V170H44V171H45V170L48 171V172H47V175H48V176H46V175L44 174V176H46L47 179H48V177L51 178V177H50V176H51V175H50V174H51L50 172L53 173V172L55 171V173H53L54 176H55L56 174H58V172H56V171H58V170L60 171V170H61V169H58V168H57V166H58L57 163H58L59 160L55 162L56 164H54V167H56V168H53L52 163H51V165L49 164L50 161H51V160L49 161V158H48V161H47V162H49V163L44 162L45 164L47 163L49 166H51L52 169H53V171L51 170V167H50V171L47 170V169L49 168V167L47 166V164H46L47 169H44V168H46L45 165H44V168H43V166H39V165L37 164V161H36ZM128 160H129V159H127V161H128ZM166 160H167V159H166ZM168 160H169V159H168ZM171 160H172V159H171ZM204 160L207 161L208 159H204ZM245 160H243V161H245ZM247 160H246L245 162H248ZM253 160H254V159H253ZM260 160L257 161V162L254 161L255 163H254V164H251V165H252V166H251V167H252L251 171H250V168L247 167V170H245V171L247 172V171H248V168H249V171H250L251 173H250L249 171H248V172L250 173V175H249L248 172H247V175H244V176H241V177L236 176V177L239 178V179H238V183H239L238 186H239L242 190H243L244 188L246 189V187L249 186V183H252V182H250V180L252 179L251 176H254V174H256V172H257L259 169L264 168V167H261V166H264V163H261ZM26 161H25V162H26ZM35 161H36V162H35ZM66 161H67V162H66ZM74 161H75V162H78V164L75 165ZM110 161H111V162H110ZM124 161H126V159H124ZM124 161H123V160L121 161V162H123L122 164H124V163L127 162V161H126V162H124ZM133 161H134V160H133ZM146 161L149 162L148 160H146ZM205 161H204V162H205ZM243 161H241V162H243ZM251 161H252V160H251ZM251 161H249V162H251ZM263 161H264V159H263ZM263 161H262V162H263ZM21 162L24 164V168H25L24 160H21V161H20V164H21ZM32 162H35L36 164H34V166H32V165H31V164H33ZM59 162H60V161H59ZM82 162H83V163H82ZM96 162L98 163L99 167H97L98 165L96 166ZM115 162H116V160H115ZM115 162H114V163H115ZM130 162H131V161H130ZM147 162L145 163V161H144L143 164H144V163H145L146 165L150 164V163L147 164ZM157 162H158V160H157ZM157 162H156V163H157ZM165 162H166V161H165ZM167 162H168V161H167ZM170 162H171V161H170ZM178 162H176L177 165L179 164ZM199 162H200V161H199ZM202 162H203V161H202ZM204 162H203V163H204ZM208 162H212V161H208ZM249 162H248V164H249ZM0 163H1V162H0ZM7 163L9 164L10 162H7ZM7 163H5V165H6ZM17 163H19V162H17ZM70 163H71V164H70ZM91 163L89 164L90 167L93 166V163H92V164H91ZM119 163H120V162L118 161V165L120 166L119 169H122V168H121L122 165L119 164ZM128 163H129V161H128ZM134 163L137 164V160H136V162H134ZM156 163L154 164V165H155L154 168L158 165V164H156ZM174 163H175V162H174ZM182 163H183V162H182ZM200 163H201V162H200ZM206 163H207V162H206ZM206 163L202 164L203 166H202V165L200 166V165L198 164V165H199L198 167H204V165L206 166ZM251 163H252V162H251ZM72 164L75 165V166H74L75 169H74V167H73L72 169H71V168L68 169L69 166L72 167ZM102 164H101V165H102ZM139 164L141 165V163H139ZM145 164H144V166H146ZM151 164H150V165H151ZM190 164H191V163H190ZM192 164H194V163H192ZM242 164H243V165H242ZM5 165H3V166H5ZM9 165H10V164H9ZM9 165H8V166H9ZM42 165H43V164H42ZM55 165H56V166H55ZM108 165H109V167H108ZM113 165H115V164H113ZM131 165H132V162H131L130 164H128V166H130V168H129V167L127 166V164H126V168H129L130 170H129V169H128V170H129L130 172H131V170H132L131 168H135V167H134V164L132 165L133 167H132ZM137 165H138V164H137ZM137 165H136V166H137ZM170 165H171V164H170ZM170 165H169V166H170ZM179 165H180V164H179ZM183 165H184V164H183ZM188 165H189V163H188ZM188 165H187V166H188ZM0 166L2 167V165H0ZM18 166H19V168H20L21 165H18ZM18 166H16V167H18ZM28 166H26V167H28ZM94 166H93V167H94ZM104 166H103V167H104ZM115 166H116V165H115ZM115 166H113V167H115ZM123 166H124V165H123ZM144 166H143V167H144ZM152 166H153V165H151V167H152ZM165 166H166V165H165ZM169 166H168V167H169ZM191 166H192V167H193V166L197 167V166H196V163H195V165H191ZM191 166H188V167H191ZM212 166L214 167V169L212 168ZM233 166H234V167H233ZM1 167H0V168H1ZM6 167H7V166H6ZM13 167H15V166H13ZM22 167H23V166H22ZM59 167H60V165H59ZM77 167H78V168H77V169H78L77 171H79V169H80L81 171L83 170V169H82L83 167L81 168L80 165L77 166ZM93 167H92V168H93ZM140 167H142V166H138V167H136V168H140ZM146 167H148V166H146ZM151 167H150V168H151ZM168 167H167V168H168ZM173 167H174V166H173ZM185 167H186V166H185ZM192 167H191V168H192ZM195 167H194V168H195ZM232 167H233V168H232ZM240 167H242V168H240ZM7 168H8V167H7ZM24 168L19 169V170H22V171H23ZM28 168H29V167H28ZM28 168H27V169H28ZM60 168H61V167H60ZM92 168H88V169H87V170L90 171L89 174H91L93 171H94V174H95V172H96L95 169H96V168H95V169L93 168L94 170H93ZM104 168H105V167H104ZM104 168H102V174H100V175H104V173L106 174V176H107V174L109 175V174H110V173H109L110 171L108 172V171H106V170H103ZM136 168L132 170V172H131L132 174H133V171H136ZM205 168H206V167H205ZM205 168H204V169H205ZM209 168L213 169L214 171H211V170L209 171ZM218 168H219V169H218ZM234 168H235V169H234ZM244 168H243V169H244ZM12 169H13V168H12ZM12 169L10 168L11 171H13ZM14 169H16V168H14ZM39 169L37 170V172H38V171L40 172ZM56 169H57V170H56ZM73 169H74V170H73ZM84 169H85V168H84ZM119 169L117 168L116 170H119ZM143 169H146V168H143ZM143 169L140 168L141 171L138 170V172L140 171L139 175H144V174H142L141 172H144V171L146 172V171H147V172L145 173L146 176L144 175V177H143V176H140V177L145 178L144 181L146 180L147 177H148V179H150L151 176H148V175H147V173L149 174V171L147 170V169H149V167H148L146 170H144V171H143ZM152 169H153V167L150 169V173H152V176H153V172H151V171H154V170H152ZM187 169H188V168L186 167L185 170H187ZM196 169H197V168H196ZM196 169H195V170H196ZM199 169H201V168H199ZM233 169H234V170H233ZM238 169H237V170H238ZM8 170H9V168H8ZM10 170H9V171H10ZM25 170H26V168H25ZM31 170H27V172H28V171H29V172L26 173V174H29ZM67 170H70V173H69ZM87 170H86V171H87ZM91 170H92V172H91ZM97 170H98V169H97ZM110 170H111V169H110ZM113 170H114V168H113ZM157 170H158V169H157ZM157 170H156L155 172H157ZM169 170H170V169H169ZM169 170H168V171H169ZM189 170H190V169H189ZM195 170H194V171H195ZM197 170H198V169H197ZM197 170H196V171H197ZM205 170H207V168H206ZM205 170H202V171L200 170V171H201L200 173H201V174H205V172H206ZM237 170H235L234 172H236ZM14 171H15V170H14ZM14 171H13V173L17 174V173L14 172ZM46 171H45V173H46ZM77 171H76V172H77ZM81 171H80V172H81ZM84 171H85V170H84ZM84 171H82V172H84ZM86 171H85V172H86ZM121 171H123V170H121ZM121 171L119 170V172L121 173V175H123ZM124 171H125V169H124ZM158 171H160V170H158ZM182 171H183V170H182ZM191 171H192V169H191ZM191 171H190V174H191ZM194 171H192V172H194ZM203 171H205V172L202 173ZM225 171H226V173H227L226 175H224V174H225ZM242 171L244 172V170H242ZM259 171H260V170H259ZM262 171H263V170H262ZM5 172H7V171H5V169H4V170H3L2 168L0 169V202L3 201V200L6 201L5 199H8L7 201L10 200V201H12V202H13V201H14V202H15V201L18 202L17 200L20 199V195H22V194L28 198V195H26L27 192H26V193L23 192V191H25L26 189H25V190H22V194H20L21 192H20L19 188L21 189V187H26V186H28V185H31V182H32L33 180H34V183H35V182L37 181V179H38L37 177H38V174H39V173H38L37 175L35 174V175H36V176H35L36 178L34 177V174H33L32 176H30V174H31V173H30L29 176L27 175L26 177H24L25 175H24V176L22 175L24 178H18V179H17V177H14V175H11V174L8 175V174H6ZM19 172H20V171H18V173H19ZM60 172L62 173L63 171H60ZM64 172H63V173H64ZM184 172H185V171H184ZM237 172L239 173V171H237ZM20 173H21V172H20ZM114 173H115V174H114L115 176L113 175V176H111V178L113 177L114 179H116L115 177H118V178L120 179V177H121L120 174H119L118 172H116V171H114ZM117 173L119 174L120 177L118 176ZM131 173H129V174H131ZM170 173H171V172H170ZM200 173H199V171H198V174H199V175H200ZM257 173H259V172H257ZM53 174H52V175H53ZM77 174H79V172H77L76 175H77ZM81 174H82V176H83L84 173H81ZM94 174H92L91 177H93ZM96 174H97V173H96ZM96 174H95V176H96ZM134 174H135V172H134ZM137 174H138V173H136L135 175H137ZM156 174H157V173H156ZM166 174H168V173H166ZM187 174H188V173H187ZM190 174H189V175H190ZM216 174H217V173H216ZM232 174H233V175H232ZM245 174H246V173H245ZM260 174H261V173H260ZM260 174H259V175H260ZM17 175H18V174H17ZM49 175H50V176H49ZM62 175H63V174H62ZM71 175H72V174H71ZM87 175H88V171H87V174L84 175V176H86L87 178L84 177V179H85V178H86V179H89V178H90V177H89L90 175H89V176H87ZM116 175H117V176H116ZM124 175H126V174H124ZM124 175L121 177L122 180H124V179H128V177L126 178V177H124ZM127 175H128V174H127ZM135 175H134V178H135ZM149 175H150V174H149ZM154 175H155V174H154ZM171 175H172V174H171ZM189 175H188V176H189ZM194 175H195V174H194ZM236 175H237V173H236ZM238 175H240V174H238ZM44 176H43L42 178H43L44 181H45V178H46V177L44 178ZM56 176H57V175H56ZM56 176H55L54 178H56ZM63 176H64V175H63ZM65 176H66V175H65ZM95 176H94V177H95ZM104 176H105V175H104ZM104 176H103V177H104ZM106 176H105V177H106ZM132 176H133V175H132ZM137 176H138V175H137ZM137 176H136V179H130V180H126V181H128V182H130L131 180H134V181L136 180V181H137V179L139 180V178H138L139 176H138V177H137ZM155 176H156V175H155ZM155 176H154V177H155ZM157 176H158V174H157ZM157 176H156V177H157ZM167 176H168V175H167ZM173 176H174V174H173ZM180 176H181V174H180ZM196 176L199 177V176L197 175V173H196ZM200 176H202V175H200ZM205 176L207 177V174H205ZM215 176H217V175H215ZM232 176H233V177H232ZM255 176H257V175H255ZM18 177H19V175H18ZM40 177H39V178H40ZM52 177H53V176H52ZM60 177H61V176H60ZM66 177H67V176H66ZM77 177L80 178V177L77 175V176L75 177V179H76ZM94 177H93V178H94ZM105 177H104V178H105ZM108 177H109V176H108ZM108 177H106V178H108ZM123 177H124V178H123ZM170 177H171V176H170ZM192 177H193V176H192ZM194 177H195V176H194ZM257 177H258V176H257ZM260 177H261V175H260ZM262 177H263V176H262ZM262 177H261V178H262ZM33 178H34V179H33ZM58 178H59V176H58ZM70 178H71V177H69V179H70ZM72 178H71L70 180L74 181ZM82 178H83V177H82ZM100 178H101V177H99V178H97V179H100ZM106 178H105V179H106ZM111 178H110V179H111ZM113 178H112V179H113ZM130 178H131V177H130ZM143 178H140V179H141V180H140L141 183L143 182V181H142ZM152 178H153V177H152ZM152 178H151V180H153ZM157 178H158V177H157ZM168 178H169V177H168ZM179 178H180V177H179ZM188 178H189V177H188ZM195 178H196V177H195ZM195 178H192V179L194 180ZM202 178H203V176H202ZM202 178H201V179H200V177H199V179L196 178V181H197V180L204 181V180H202ZM208 178H209V177H208ZM216 178H217V177H216ZM218 178H219V179H218ZM218 178H217V179L220 180V178H221L220 174H219V177H218ZM250 178H251V179H250ZM253 178H254V177H253ZM35 179H36V180H35ZM40 179H41V178H40ZM52 179H53V178H52ZM90 179H91V178H90ZM90 179H89V180H90ZM95 179H96V178L92 179V180H94V183L96 182ZM105 179H104V180H105ZM148 179H147V180H148ZM166 179H167V178H166ZM170 179H171V178H169V180H170ZM172 179H174V178L172 177ZM172 179H171V181H172ZM177 179H178V178H177ZM185 179H186V178H185ZM203 179H204V178H203ZM221 179L224 180V177L221 178ZM225 179H226V178H225ZM229 179H230V178H229ZM229 179H228V181H229ZM234 179H235V178H234ZM254 179H255V178H254ZM259 179H260V178H259ZM59 180H61L60 183H62V180H64V183H65V184H67L66 181L69 182L68 179L65 181V179H62V178H61V179H59ZM59 180H58V181H55V182H52V180H50V182H52V184H53V183L56 184V182H59ZM104 180H103V178H102V181H104ZM107 180H108V179H107ZM116 180H117V179H116ZM116 180H114V181L116 182ZM151 180H150V181H151ZM169 180H168V181H169ZM174 180H176V178H175ZM174 180H173V181H174ZM182 180H183V179H182ZM182 180H181V181H182ZM205 180H207V179H205ZM208 180H209V179H208ZM231 180H232V179H231ZM252 180H253V179H252ZM261 180H262V179H261ZM261 180H260V182H261ZM40 181H41V180H40ZM46 181H47V180H46ZM53 181H54V180H53ZM80 181H81V180H80ZM80 181H79V183H80ZM84 181H85V180H84ZM84 181H83V182H84ZM109 181H111V180H109ZM114 181H112V182L114 183ZM140 181H137V182L139 183ZM154 181H156V179H154ZM171 181H170V183H171ZM173 181H172V182H173ZM179 181H180V180H179ZM191 181H192V180H191ZM200 181H199V182H200ZM211 181H212V180H211ZM236 181H237V178H236ZM81 182H82V181H81ZM90 182H91V180H90ZM120 182H121V184L124 183V181H120ZM120 182L118 183V186H116V187L119 188V189L122 187L121 184H120ZM122 182H123V183H122ZM128 182H126V183H128ZM146 182H149V181H145V183H146ZM152 182H153V181H152ZM152 182L148 183L150 186H153V185H154L152 188L149 187V185H147V183H146V184L143 183V186H144V185H147V186L149 187V188H145V189H147V190L149 189V190H150V188H151V189L154 190V188H157V187H158V186H156V185H159V184L157 183L158 181H156L157 184H156V183L153 184ZM182 182H183V181H182ZM199 182H197V185H198ZM225 182H227V181L224 180V183H225ZM229 182H230V181H229ZM234 182H235V180H232V183H234ZM256 182H259V181L256 180ZM263 182H264V181H263ZM32 183H33V182H32ZM34 183H33V184H34ZM37 183H38L39 185L41 184V182L39 183L38 181H37ZM37 183H36V184H37ZM42 183H43V182H42ZM72 183L74 184V187H76L75 185L78 183V181H75L76 184H75L74 182H72ZM101 183L103 184V182H101ZM109 183H110V182H109ZM126 183H124L123 185H127ZM138 183H135V184H134V182H133V184L135 185V187L133 186V184H132V187L130 186L129 183H128V185H129V187L132 188V189H133V188L137 189V188H136V184H137V187H138V186H139ZM173 183L176 184L175 182H173ZM177 183H178V182H177ZM180 183H181V182H180ZM191 183H192V185H193V184L196 185L195 180H194V183H193V182H191ZM201 183H202V182H201ZM201 183H199V184H201ZM209 183H210V182H209ZM213 183H214V182H213ZM216 183L218 184L217 180H216V182H215V185H217ZM222 183H223V182H222ZM230 183H231V182H230ZM52 184H51V185H52ZM84 184H85V183H84ZM91 184L93 185V181H92ZM96 184H97V183H95V186L98 185V184H97V185H96ZM110 184H112V183H110ZM119 184H120V185H119ZM182 184H184V182L181 183V186L183 187ZM188 184H189V183L187 182V185H188ZM211 184H212V183H211ZM225 184H226V183H225ZM234 184H235V183H234ZM254 184H255V183H254ZM254 184H252V187H253ZM258 184H259V183H258ZM39 185H38V186H39ZM45 185H46V184H45ZM56 185H57L56 187H55V185H54V189L57 188V187L62 186V185H59V184H56ZM58 185H59V186H58ZM67 185L69 186V185H72V184L69 183V184H67ZM77 185H78V184H77ZM79 185H80V187L82 188V185H81V184H79ZM99 185H100V182H99ZM103 185H104V184H103ZM103 185H102V186H103ZM105 185H106V186H104L105 188H103V189L107 191V188H106V187H108L109 185H107L106 183H105ZM114 185H116V184H114ZM114 185H112V186H114ZM140 185H141V184H140ZM167 185H168V184H167ZM171 185H172V184H171ZM185 185H186V184H185ZM185 185H184V186H185ZM195 185H194V186H195ZM197 185H196V186H197ZM204 185H206V184H204ZM209 185H210V184H209ZM209 185H208V188L210 187ZM215 185H214V186H215ZM220 185H221V184H220ZM226 185H227V184H226ZM230 185H231V184L227 185L228 188H229ZM232 185H233V184H232ZM31 186H32V185H31ZM31 186H30V187H31ZM40 186H41V185H40ZM42 186H44V185H42ZM42 186H41V187H42ZM46 186H47V185H46ZM48 186H49V185H48ZM95 186H92V187H93V188H96ZM112 186L110 187V190H112V193H114L113 191H114V190H117V189L115 188V186H114L115 189H113ZM143 186L140 187V188L143 189ZM155 186H156V187H155ZM173 186H174V185H173ZM177 186H178V184H177ZM201 186H203V183H202ZM212 186H213V185H211V187H212ZM214 186H213V187H214ZM221 186H222V185H221ZM227 186H226V187H227ZM236 186H237V185H236ZM30 187L28 186V188H30ZM49 187H51V186H49ZM62 187H63V186H62ZM64 187H65V189L68 188V187H66L65 185H64ZM74 187H72V188H74ZM77 187H78V186H77ZM88 187L90 188V186H88ZM92 187H91V188H92ZM126 187H127V186H126ZM129 187L126 188V191L128 190L127 193L130 191V190L128 189ZM170 187H171V186H170ZM197 187H198V186H197ZM216 187H217V186H216ZM216 187H215V189H216ZM223 187H224V186H223ZM232 187H234V185H233ZM239 187H237V188H239ZM255 187H256V186H255ZM260 187H261V186H260ZM262 187H263V186H262ZM26 188H27V187H26ZM39 188H40V187H39ZM46 188H47V187H46ZM83 188H85V186H84ZM83 188H82V190H84ZM86 188H87V187H86ZM93 188H92L91 191H93V192L95 191V193H98V192H96V191H98V188L95 189V190H94ZM111 188H112V189H111ZM122 188H123V189H122ZM122 188H121V191H122L121 193L124 194L123 191H124L125 186H123ZM158 188H159V187H158ZM158 188H157V189H158ZM168 188H169V187H168ZM172 188H173V187H172ZM180 188H181V187H180ZM185 188L187 189L188 187L185 186ZM194 188H196V187H194ZM201 188H202V187H201ZM201 188H200V185H199V189H201ZM256 188H258V186H257ZM33 189L35 190L36 188H33V186H32V190H33ZM47 189H48V188H47ZM54 189H53V187H52V191H53ZM58 189H59V188H58ZM58 189H56V190H58ZM61 189H62V188H61ZM78 189H79V188H78ZM100 189H101V188H100ZM132 189H131V192L134 191V195H135L136 192H135V190H132ZM157 189H155V190L157 191ZM199 189H198V191H199ZM202 189L204 190V188H202ZM202 189H201V190H202ZM220 189H221V188H220ZM222 189H224V188H222ZM222 189H221V190H222ZM230 189H231V187H230ZM230 189H229V190H230ZM247 189H248V191H249L251 188H250V189L247 188ZM247 189H246V190H247ZM263 189H264V187H263ZM41 190H42V189H41ZM43 190H44V188H43ZM63 190H64V189H63ZM63 190H62V191H61V190H58V191H53V192H63ZM68 190H69V192H67V193H68V195L70 194L69 196L66 194V192H64V194L67 195V199H69L68 197H71V196H72V198H73L74 195L71 194V190H70V188H69ZM74 190H75V189H72L73 192H74ZM108 190H109V189H108ZM138 190H139V189H138ZM138 190H136V191H138ZM147 190H146V192H149V191H147ZM153 190H150V192H153ZM155 190H154V191H155ZM172 190H173V189H172ZM189 190H190V187H189V189H188L187 191L190 192ZM194 190H195V189H194ZM194 190H192V192H193ZM201 190H200V191H201ZM206 190H207V189H206ZM208 190H210V189H208ZM224 190H225V189H224ZM232 190H235V189H232ZM260 190H262V189H260ZM28 191H29V190H28ZM35 191H38V190H35ZM35 191H34V192H35ZM39 191H40V190H39ZM39 191H38V192H39ZM50 191H51V190H50ZM52 191H51V192H52ZM65 191H66V190H65ZM76 191H78V190L76 189ZM85 191H86V190H85ZM91 191L88 190L87 192L91 193ZM126 191H125V192H126ZM140 191H141V190H140ZM142 191H143V190H142ZM156 191H155V192H156ZM168 191H169V189H168ZM176 191H177V190H176ZM195 191L197 192V188H196ZM244 191H245V190H244ZM254 191H255V189H254ZM257 191H258V190H257ZM257 191H256V192H257ZM32 192H33V191H32ZM42 192H46V190H45V191H42ZM51 192H50V193H51ZM73 192H72V193H73ZM78 192H80V190H79ZM78 192H76V193H78ZM93 192L91 193L92 195L95 194V193H93ZM115 192H116V191H115ZM117 192H118V191H117ZM170 192H171V191H170ZM178 192H179V189H178ZM210 192H211V191H210ZM216 192H218V190H217ZM230 192H231V191H230ZM241 192H243V191H241ZM250 192H251V191H250ZM24 193H25V194H24ZM40 193H41V192H40ZM89 193H88V194H89ZM100 193H102V194L104 195V196H103V195L101 194V199L106 197L105 194H106V195H107V194L110 195L109 191L106 192V193H103L102 190H101ZM129 193H130V192H129ZM137 193L140 194L139 191H138ZM157 193H158V191H157ZM157 193H156V194H157ZM171 193L173 194V192H171ZM190 193H191V192H190ZM193 193H194V192H193ZM202 193H203V194H202ZM202 193H201V194L204 195V192H202ZM228 193H229V192H227V193L225 194V192H224L223 194L228 195ZM232 193H233V192H232ZM232 193H231V194H232ZM238 193H240V192H238ZM252 193H253V192H252ZM258 193H259V192H258ZM43 194H44V193H42V195H43ZM48 194H49V193H48ZM57 194H58V193H57ZM57 194H56V195H57ZM61 194H63V193H61ZM84 194H85V193H84ZM119 194H120V193H119ZM125 194H126V193H125ZM153 194H154V193H153ZM175 194H176V193H175ZM182 194H183V193H182ZM188 194H189V193H188ZM197 194H198V193H197ZM197 194H194V195L197 196ZM199 194H200V193H199ZM199 194H198V195H199ZM211 194H212V193H211ZM213 194H214V193H213ZM217 194H218V193H217ZM229 194H230V193H229ZM244 194H245V192H244ZM260 194H261V193H260ZM40 195H41V194H40ZM42 195H41V196H42ZM45 195H46V194H44L43 197H44ZM52 195H54V193H52ZM75 195H76V194H75ZM99 195H100V194H99ZM99 195L96 196V198H99V197H100ZM111 195H112V194H111ZM117 195H118V194H117ZM120 195H122V194H120ZM120 195H118V197H119ZM126 195H127V194H126ZM132 195H133V193L131 194V196H132ZM140 195H141V194H140ZM140 195H138L139 198H141ZM149 195H151V194L149 193V194H147L146 196H149ZM179 195H180V194H179ZM202 195H201V196H202ZM30 196H32V195H30ZM35 196H37V195H35ZM35 196H34V197H35ZM62 196H64V195H62ZM82 196H84V195H82ZM87 196H88V195H87ZM107 196H108V195H107ZM114 196H116V194H115ZM131 196H130V197H131ZM135 196H137V195H135ZM142 196H144V195H142ZM146 196H144V198H146V201H147V197H146ZM177 196H178V195H177ZM185 196H186V195H185ZM199 196H200V195H199ZM206 196H207V195H206ZM210 196H211V195H210ZM212 196H213V195H212ZM223 196H224V195H223ZM233 196H234V195H233ZM252 196H253V195L251 194V197H252ZM85 197H86V196H85ZM92 197H93V196H92ZM116 197H117V196H116ZM122 197H123V196H122ZM150 197H151V196H150ZM172 197H173V196H172ZM175 197H176V196H175ZM178 197H179V196H178ZM181 197H182V196H180V198H181ZM208 197H209V196H208ZM215 197H216V196H215ZM224 197H225V196H224ZM224 197H223V198H224ZM245 197H247V196H245ZM253 197H254V196H253ZM27 198H26V199H27ZM36 198H37V197H36ZM38 198H39V197H38ZM46 198H47V197H46ZM49 198H50V197H49ZM49 198H48V199H49ZM64 198H66V196H64ZM72 198H71V199H72ZM96 198H95V196H94V198H93L92 200H94V199H96ZM107 198H109V196H108ZM112 198H113V197H112ZM133 198L135 199V197H133ZM190 198H191V197H190ZM209 198H210V197H209ZM234 198H235V197H234ZM247 198H248V197H247ZM21 199H22L21 202H23V201H24L23 198H21ZM48 199H46V200H48ZM77 199H78V198H77ZM77 199H76V200H77ZM87 199H88V198H87ZM90 199H91V198H90ZM119 199H121V197H120ZM119 199H118V200H119ZM122 199H123V198H122ZM124 199H125V197H124ZM126 199H127V198H126ZM130 199H132V198H130ZM141 199H142V198H141ZM141 199H140V201H141ZM149 199H150V198H149ZM149 199H148V200H149ZM151 199H152V198H151ZM183 199L186 200L187 198H183ZM196 199H197V198H196ZM212 199H213V198H212ZM214 199H215V198H214ZM227 199H228V198H227ZM240 199H241V198H240ZM242 199H243V198H242ZM245 199H246V198H245ZM260 199H261V198H260ZM263 199H264V198H263ZM30 200H31V198H30ZM43 200H44V199H43ZM63 200H65V199H63ZM69 200H70V199H69ZM79 200H80V199H79ZM99 200H100V198H99ZM109 200H110V199H109ZM109 200H108V201H109ZM115 200H116V199H115ZM118 200H117V201H118ZM155 200H156V199H155ZM155 200H154V201H155ZM198 200H200V199L198 198ZM202 200H203V199H202ZM207 200H208V199H207ZM207 200H206V201H207ZM215 200H216V199H215ZM218 200H219V199H218ZM233 200H235V199H233ZM237 200H238V199H237ZM243 200H244V199H243ZM250 200H251V199H250ZM257 200H258V199H257ZM28 201H29V200H28ZM34 201H35V200H34ZM48 201H49V200H48ZM65 201H66V200H65ZM88 201H89V200H88ZM104 201H106V199H105ZM110 201H112V200H110ZM117 201H116V203H117ZM120 201H121V200H120ZM123 201H124V200H123ZM136 201H137V200H136ZM142 201H144V199H143ZM152 201H153V199H152ZM152 201H151V202H152ZM154 201H153V202H154ZM156 201H157V200H156ZM176 201H177V200H175V202H176ZM181 201H183V200H181ZM187 201H188V200H187ZM189 201H190V200H189ZM200 201H201V200H200ZM206 201H205V202H206ZM208 201H209V200H208ZM216 201H217V200H216ZM216 201H214V202H216ZM225 201H226V200H225ZM248 201H249V199H248ZM24 202H25V201H24ZM32 202H33V201H32ZM49 202H50V201H49ZM53 202H54V201H53ZM53 202H52V203H53ZM67 202H68V201H67ZM69 202H70V201H69ZM77 202H78V201H77ZM85 202H86V200H85ZM90 202H91V201H90ZM112 202H114V198H113V201H112ZM134 202H135V201H134ZM151 202H150V203H151ZM195 202H196V201H195ZM205 202H203V203H205ZM238 202H239V200H238ZM2 203H3V202H2ZM2 203H1V204H2ZM26 203H27V202H26ZM40 203H41V202H40ZM58 203H59V202H58ZM79 203H80V202H79ZM94 203H95V202H94ZM101 203H102V202H101ZM122 203H123V202H122ZM125 203H126V202H125ZM125 203H124V204H125ZM143 203H145V202H143ZM184 203H185V202H184ZM198 203H200V202H198ZM207 203H208V202H207ZM209 203L211 204V202H209ZM222 203H223V202H222ZM222 203H221V204H222ZM239 203H240V202H239ZM245 203H246V202H245ZM249 203H250V202H249ZM260 203H261V202H260ZM263 203H264V202H263ZM16 204H17V203H16ZM33 204H34V202H33ZM50 204H51V203H50ZM92 204H93V203H92ZM112 204H113V203H112ZM127 204H128V202H127ZM133 204H134V203H133ZM173 204H174V203H173ZM190 204H191V203H190ZM205 204H206V203H205ZM217 204H218V203H217ZM224 204H225V203H224ZM236 204H237V203H236ZM242 204H243V203H242ZM257 204H258V203H257ZM6 205H7V204H6ZM22 205H23V203H22ZM52 205H53V204H52ZM54 205H55V204H54ZM66 205H67V204H66ZM71 205H72V204H71ZM81 205H82V204H81ZM110 205H111V204H110ZM120 205H122V204H120ZM131 205H132V203H131ZM131 205H130V206H131ZM135 205H137V204H135ZM143 205H145V204H143ZM154 205H155V204H154ZM154 205H153V206H154ZM178 205H179V201H178ZM182 205H183V204H182ZM230 205H231V204H230ZM238 205H239V204H238ZM24 206H25V205H24ZM24 206H23V207H24ZM28 206H29V205H28ZM33 206H34V205H33ZM57 206H58V205H57ZM61 206H62V205H61ZM85 206H86V205H85ZM93 206H94V205H92V208H93ZM108 206H109V205H108ZM114 206H115V204H114ZM118 206H119V205H118ZM124 206H125V205H124ZM148 206H149V205H147V207H148ZM151 206H152V205H151ZM176 206H177V205H176ZM185 206H186V205H185ZM204 206H205V205H204ZM204 206H203V207H204ZM3 207H6V206L4 205ZM37 207H38V206H37ZM76 207H77V206H76ZM89 207H90V206H89ZM141 207H142V206H141ZM147 207H146V209H148ZM167 207H168V206H167ZM172 207H173V206H172ZM192 207H193V206H192ZM203 207H202V208H203ZM246 207H247V206H246ZM249 207H250V206H249ZM256 207H257V206H256ZM18 208H19V207H18ZM29 208H30V207H29ZM34 208H35V207H34ZM42 208H43V207H42ZM83 208H84V206H83ZM85 208H87V207H85ZM114 208H115V207H114ZM133 208H134V207H133ZM149 208H150V207H149ZM151 208H152V207H151ZM188 208H190V206H189ZM195 208H196V207H195ZM205 208H206V207H205ZM215 208H216V207H215ZM233 208H234V207H233ZM235 208H236V207H235ZM240 208H241V206H240ZM5 209H6V208H5ZM26 209H28V208H26ZM36 209H37V208H36ZM50 209H51V208H50ZM89 209H90V208H89ZM99 209H100V208H99ZM111 209H112V208H111ZM111 209H110V210H111ZM138 209H139V208H138ZM140 209H141V208H140ZM143 209H144V207H143ZM153 209H154V208H153ZM172 209H173V208H172ZM172 209H171V210H172ZM178 209H179V208H178ZM199 209H200V208H199ZM203 209H204V208H203ZM207 209H208V208H207ZM243 209H244V208H243ZM243 209H242V210H243ZM0 210H2V209H0ZM3 210H4V209H3ZM30 210H32V209H30ZM38 210H39V209H38ZM59 210H60V209H59ZM61 210H62V209H61ZM83 210H84V209H83ZM96 210H97V209H96ZM114 210H115V209H114ZM121 210H124V209L121 208ZM125 210H126V208H125ZM167 210H168V209H167ZM176 210H177V209H176ZM179 210H181V209H179ZM226 210H227V209H226ZM32 211H33V210H32ZM69 211H70V210H69ZM81 211H82V210H81ZM91 211H92V210H91ZM127 211H128V209H127ZM131 211H132V210H131ZM131 211H130V212H131ZM137 211H138V210H137ZM137 211H136V213H137ZM147 211H148V210H147ZM149 211H150V209H149ZM168 211H170V210H168ZM168 211H167V212H168ZM196 211H197V210H196ZM216 211H217V210H216ZM223 211H225V210H223ZM240 211H241V210H240ZM261 211H262V210H261ZM16 212H17V211H16ZM16 212H15V213H16ZM39 212H40V211H39ZM79 212H80V211H79ZM84 212H85V211H84ZM89 212H90V211H89ZM89 212H88V213H89ZM92 212H93V211H92ZM106 212H107V211H106ZM133 212H134V211H133ZM139 212H140V211H139ZM151 212H152V209H151ZM209 212H210V211H209ZM218 212H219V211H218ZM232 212H233V211H232ZM237 212H238V211H237ZM247 212H248V211H247ZM251 212H253V211L251 210ZM33 213H34V212H33ZM33 213H32V215L34 216ZM81 213H82V212H81ZM107 213H108V212H107ZM115 213H116V212H115ZM120 213H121V212H120ZM141 213L143 214L144 212L142 211ZM141 213H139V214H141ZM170 213H171V212H170ZM173 213H174V212H173ZM173 213H172V214H173ZM220 213H221V212H220ZM242 213H243V212H242ZM8 214H9V213H8ZM40 214H41V213H40ZM67 214H68V213H67ZM73 214H74V212H73ZM86 214H87V213H86ZM90 214H91V213H90ZM98 214H100L99 211H98ZM104 214H105V213H104ZM116 214H117V213H116ZM129 214H130V213H129ZM172 214H171V215H172ZM189 214H190V213H189ZM196 214H197V213H196ZM209 214H211V212H210ZM209 214L207 213V215H209ZM213 214H214V213H213ZM256 214H257V213H256ZM260 214H261V213H260ZM1 215H2V214H1ZM5 215H6V214H5ZM17 215H18V214H17ZM35 215H36V213H35ZM47 215H48V213H47ZM77 215H78V214H77ZM80 215H81V214H80ZM92 215H93V214H92ZM109 215H110V214H109ZM118 215H119V214H118ZM125 215H126V213H125ZM224 215H225V214H224ZM226 215H227V214H226ZM229 215H230V213H229ZM232 215H233V213H232ZM234 215H235V214H234ZM14 216H15V215H14ZM21 216H22V215H21ZM30 216H31V215H30ZM30 216H29V217H30ZM38 216H39V215H38ZM105 216L107 217V215H105ZM113 216H114V215H113ZM119 216H120V215H119ZM132 216H133V215H132ZM138 216H139V215H138ZM140 216H141V215H140ZM172 216H173V215H172ZM230 216H231V215H230ZM230 216H229V217H230ZM9 217H10V216H9ZM15 217H16V216H15ZM31 217H32V216H31ZM46 217H47V216H46ZM52 217H54V216H52ZM72 217H74V216H72ZM98 217H99V216H98ZM126 217H127V216H126ZM126 217H124V218L126 219ZM191 217H193V216H191ZM195 217H196V216H195ZM219 217H220V216H219ZM257 217H258V216H257ZM261 217H262V216H261ZM0 218H1V217H0ZM4 218H5V217H4ZM11 218H12V216H11ZM17 218H18V217H17ZM74 218H75V217H74ZM80 218H81V217H80ZM132 218H133V217H132ZM140 218H141V217H140ZM210 218H211V217H210ZM224 218H225V217H224ZM226 218H227V217H226ZM248 218H249V217H248ZM23 219H24V218H23ZM36 219H37V218H36ZM48 219H49V217H48ZM113 219H114V218H113ZM122 219H123V218H122ZM127 219H128V218H127ZM170 219L172 220V218H170ZM181 219H182V218H181ZM195 219H196V218H195ZM230 219H231V218H230ZM240 219H241V218H240ZM246 219H247V218H246ZM19 220H20V219H19ZM34 220H35V218H34ZM55 220H56V219H55ZM57 220H58V219H57ZM60 220H61V219H60ZM102 220H103V219H102ZM106 220H107V219H106ZM119 220H120V219H119ZM191 220H192V219H191ZM209 220H210V219H209ZM212 220H213V219H212ZM215 220H216V219H215ZM251 220H252V218H251ZM0 221H1V220H0ZM9 221H10V220H9ZM9 221H8V222H9ZM35 221H36V220H35ZM71 221H72V220H71ZM71 221H70V222H71ZM96 221H97V220H96ZM111 221H112V220H111ZM115 221H116V220H115ZM174 221H175V220H174ZM183 221H184V220H183ZM198 221H199V220H198ZM244 221H245V220H244ZM247 221H248V220H247ZM247 221H246V222H247ZM260 221H261V220H260ZM29 222H31V221H29ZM44 222H45V221H44ZM56 222H57V221H56ZM65 222H66V221H65ZM77 222H78V221H77ZM213 222H214V221H213ZM246 222H245V223H246ZM262 222H264V221H262ZM35 223H36V222H35ZM90 223H92V222L90 221ZM106 223H107V222H106ZM110 223H111V222H110ZM168 223H169V222H168ZM188 223H189V222H187V224H188ZM214 223H215V222H214ZM217 223H218V222H217ZM242 223H243V222H242ZM3 224H4V223H3ZM11 224H12V223H11ZM45 224H46V223H45ZM50 224H51V223H50ZM76 224H77V223H76ZM80 224H81V223H80ZM96 224H97V223H96ZM183 224H184V223H183ZM183 224H182V225H183ZM185 224H186V223H185ZM190 224H191V223H190ZM206 224H207V223H206ZM221 224H223V221L221 222ZM18 225H19V224H18ZM23 225H24V224H23ZM64 225H65V224H64ZM64 225H62V226H64ZM115 225H116V224H115ZM202 225H203V224H202ZM210 225H211V224H210ZM210 225H209V226H210ZM217 225H218V224H217ZM255 225H256V224H255ZM261 225H262V224H261ZM24 226H25V225H24ZM43 226H44V225H43ZM66 226H67V225H66ZM110 226H113V225H110ZM169 226H171V225H169ZM180 226H181V225H180ZM223 226H224V225H223ZM20 227H21V226H20ZM44 227H45V226H44ZM102 227H104V226H102ZM183 227H184V226H183ZM212 227H213V226H212ZM228 227H229V226H228ZM6 228H7V227H6ZM36 228H37V227H36ZM54 228H55V227H54ZM91 228H92V227H91ZM133 228H134V227H133ZM173 228H174V227H173ZM193 228H194V227H193ZM202 228H203V227H202ZM242 228H243V227H242ZM40 229H41V228H40ZM110 229H111V228H110ZM170 229H171V228H170ZM183 229H184V228H183ZM260 229H261V228H260ZM20 230H21V229H20ZM76 230H77V229H76ZM88 230H89V229H88ZM99 230H100V229H99ZM102 230H103V228H102ZM106 230H107V229H106ZM173 230H174V229H173ZM175 230H176V229H175ZM190 230H191V229H190ZM221 230H222V229H221ZM224 230H227V229H224ZM232 230H233V229H232ZM239 230H240V229H239ZM261 230H262V229H261ZM12 231H13V230H12ZM23 231L25 232V230H23ZM55 231H56V230H55ZM72 231H73V230H72ZM97 231H98V230H97ZM97 231H96V232H97ZM100 231H101V230H100ZM113 231H114V230H113ZM171 231H172V230H171ZM177 231H178V230H177ZM16 232H17V231H16ZM34 232H36V231H34ZM43 232H44V230H43ZM59 232H60V230H59ZM73 232H74V231H73ZM73 232H72V233H73ZM85 232H86V231H85ZM85 232H84V233H85ZM103 232L106 233L105 231H103ZM108 232H109V229H108ZM123 232H124V231H123ZM153 232H154V231H153ZM169 232H170V231H169ZM183 232H184V231H183ZM224 232H225V231H224ZM226 232H228V231H226ZM226 232H225V233H226ZM230 232H231V231H230ZM3 233H4V232H3ZM8 233H9V232H8ZM13 233H14V232H13ZM82 233H83V232H82ZM82 233H81V234H82ZM90 233H91V232H90V230H89V233L87 232V235H90ZM110 233H111V232H110ZM120 233H121V232H120ZM124 233H125V232H124ZM126 233H127V232H126ZM142 233H143V232H142ZM142 233H141V234H142ZM156 233H157V232H156ZM179 233H180V232H179ZM185 233H186V232H185ZM218 233H219V232H218ZM232 233H233V231H232ZM240 233H241V232H240ZM253 233H254V232H253ZM62 234H63V233H62ZM70 234H71V233H70ZM79 234H80V233H79ZM93 234H95V233L93 232ZM106 234H107V233H106ZM200 234H201V233H200ZM207 234H208V233H207ZM210 234H211V232H210ZM215 234H216V233H215ZM227 234H228V233H227ZM241 234H242V233H241ZM261 234H262V233H261ZM261 234H260V235H261ZM23 235H24V234H23ZM85 235H86V234H85ZM85 235H84V237H85ZM108 235H109V234H108ZM118 235H119V234H118ZM124 235H125V234H124ZM142 235H143V234H142ZM142 235H141V237H142ZM154 235H155V234H154ZM170 235H171V234H170ZM186 235H187V234H186ZM205 235H206V233H205ZM216 235H217V234H216ZM220 235H221V234H220ZM15 236H16V235H15ZM19 236H20V235H19ZM76 236H77V233H76ZM91 236H92V235H91ZM101 236H102V235H101ZM128 236H129V231H128ZM128 236H126V238H127ZM130 236H132V235H130ZM157 236H159L158 233H157ZM191 236H192V235H191ZM223 236H224V235H222V237H223ZM255 236H256V235H255ZM37 237H38V236H37ZM42 237H43V236H42ZM45 237H46V236H45ZM106 237H107V236H106ZM108 237H109V236H108ZM111 237H112V236H111ZM132 237H133V236H132ZM137 237H138V236H136V238H137ZM150 237H151V236H150ZM154 237H156V236H154ZM171 237H172V236H171ZM204 237L207 238L208 236L206 235V236H204ZM210 237H211V235H210ZM217 237H219V236H217ZM257 237H258V236H257ZM19 238H20V237H19ZM33 238H34V237H33ZM88 238H89V237H88ZM99 238H100V237H99ZM119 238H120V237H119ZM130 238H131V237H130ZM142 238H143V237H142ZM142 238H141V239H142ZM167 238H168V237H167ZM169 238H170V237H169ZM184 238H185V237H184ZM197 238H198V236H197ZM212 238H213V234H212ZM235 238H236V237H235ZM250 238H251V237H250ZM6 239H7V238H6ZM15 239H16V238H15ZM26 239H27V238H26ZM60 239H61V238H60ZM122 239H123V238H122ZM128 239H129V238H128ZM128 239H127V240H128ZM156 239H157V238H156ZM159 239H160V238H159ZM172 239H173V238H172ZM179 239H180V238H179ZM179 239H178V240H179ZM181 239H182V238H181ZM187 239H188V238H187ZM216 239H217V238H216ZM261 239H262V238H261ZM3 240H4V239H3ZM103 240H104V239H103ZM113 240H114V239H113ZM123 240H124V239H123ZM136 240H137V239H136ZM139 240H140V239H139ZM147 240H149V239H147ZM169 240H170V239H169ZM188 240H189V239H188ZM197 240H198V239H197ZM211 240H212V239H211ZM250 240H251V239H250ZM258 240H259V238H258ZM26 241H27V240H26ZM31 241H32V240H31ZM90 241H91V240H90ZM133 241H134V240H133ZM141 241H142V240H140V242H141ZM155 241H156V240H155ZM172 241H173V240H172ZM192 241H193V240H192ZM208 241H209V240H208ZM219 241H220V240H219ZM17 242H18V241H17ZM111 242H112V241H111ZM117 242H118V241H117ZM120 242H125V241H120ZM145 242H146V240H145ZM156 242H157V241H156ZM181 242H182V241H181ZM217 242H218V241H217ZM242 242H243V241H242ZM256 242H257V241H256ZM42 243H43V242H42ZM55 243H56V242H55ZM60 243H61V242H60ZM76 243H77V242H76ZM94 243H95V242H94ZM103 243H104V242H103ZM106 243H107V242H106ZM138 243H139V242H138ZM157 243H158V242H157ZM159 243H160V242H159ZM38 244H39V243H38ZM40 244H41V243H40ZM104 244H105V243H104ZM119 244H120V243H119ZM126 244H129V243L126 242ZM134 244H135V242H134ZM148 244H149V243H148ZM150 244H151V243H150ZM150 244H149V245H150ZM155 244H156V243H155ZM173 244H174V243H173ZM220 244H221V243H220ZM239 244H240V243H239ZM25 245H26V244H25ZM41 245H42V244H41ZM41 245H36V246H37L38 249H39V246H41ZM82 245H83V244H82ZM84 245H86V244H84ZM111 245H112V244H111ZM121 245H122V244H121ZM121 245H120V246H121ZM156 245H157V244H156ZM237 245H238V244H237ZM240 245H241V244H240ZM242 245H243V244H242ZM21 246H22V244H21ZM45 246H46V244H45ZM98 246H99V245H98ZM102 246H105V245L102 244ZM102 246H101V247H102ZM109 246H110V245H109ZM112 246H113V245H112ZM115 246H116V245H115ZM153 246H154V244H153ZM168 246H169V245H168ZM173 246H174V245H173ZM199 246H200V245H199ZM223 246H224V245H223ZM234 246H235V245H234ZM11 247H12V246H11ZM34 247H35V246H34ZM51 247H52V245H51ZM65 247H66V246H65ZM76 247H77V245H76ZM79 247H80V246H79ZM81 247H82V246H81ZM125 247H126V246H125ZM128 247H130V246H128ZM135 247H136V246L134 245V247H132V248H135ZM141 247H142V246H141ZM143 247H144V246H143ZM156 247H157V246H156ZM170 247H171V246H170ZM204 247H205V246H204ZM214 247H216V246H214ZM224 247H225V246H224ZM247 247H248V246H247ZM258 247H259V246H258ZM5 248H6V247H5ZM53 248H54V247H53ZM55 248H56V247H55ZM85 248H86V247H85ZM104 248H105V247H104ZM107 248H108V247H107ZM110 248H111V246H110ZM110 248L107 249V250H110ZM113 248H114V247H113ZM139 248H140V246H139ZM145 248H147V247H145ZM183 248H184V247H183ZM208 248H209V247H208ZM234 248H236V247H234ZM35 249H36V248H35ZM48 249H49V250H48ZM48 249H47V250H48L49 252H50V250H52L49 246H48ZM100 249H101V252H104V251H102V248H100ZM137 249H138V247H137ZM140 249H141V248H140ZM154 249H155V248H154ZM223 249H224V248H223ZM29 250H30V249H29ZM56 250H57V249H56ZM97 250H98V248H97ZM129 250H131V249H129ZM177 250H178V249H177ZM188 250H189V249H188ZM211 250H212V249H211ZM224 250H226V249H224ZM2 251H3V250H2ZM4 251H5V250H4ZM23 251H24V250H23ZM33 251H34V250H33ZM35 251H37V250H35ZM74 251H75V250H74ZM93 251H94V250H93ZM132 251H133V249H132ZM132 251H131V252H132ZM142 251H143V250H142ZM227 251H228V250H227ZM230 251H231V250H230ZM236 251H237V250H236ZM37 252H40V251L38 250ZM41 252H42V251H41ZM84 252H85V251H84ZM91 252H92V251H91ZM105 252H106V250H105ZM105 252H104V254H103L104 256H106ZM125 252H126V250H125ZM133 252H134V251H133ZM139 252H140V251H139ZM143 252H144V251H143ZM152 252H153V251H152ZM154 252H155V250H154ZM154 252H153V254H154ZM169 252H170V251H169ZM1 253H2V252H1ZM94 253H95V252H94ZM96 253H97V252H96ZM96 253H95V254H96ZM106 253H107V252H106ZM137 253H138V251H137ZM140 253H142V252H140ZM144 253H145V252H144ZM144 253H143V254H144ZM210 253H211V252H210ZM230 253H231V252H230ZM251 253H252V252H251ZM20 254H22V253H20ZM46 254H47V252H46ZM55 254H56V253H55ZM71 254H72V253H71ZM95 254H94V256H95ZM129 254H130V253H129ZM134 254H135V253H134ZM202 254H203V253H202ZM6 255H7V254H6ZM96 255H97V254H96ZM99 255H100V256H99ZM99 255H98V256H99V258H100L102 254L99 253ZM122 255H123V254H120V256H122ZM138 255H140V254H138ZM148 255H149V254H148ZM151 255H152V254H151ZM168 255H169V254H168ZM185 255H187L186 252H185ZM240 255H241V254H240ZM251 255H252V254H251ZM52 256H53V255H52ZM104 256H102V258H104ZM110 256H111V254H110ZM169 256H170V255H169ZM213 256H214V255H213ZM231 256H232V255H231ZM71 257H72V256H71ZM88 257H89V256H88ZM125 257H126V255H125ZM127 257H128V256H127ZM131 257H132V256H131ZM143 257H144V256H143ZM146 257H147V256H146ZM196 257H197V256H196ZM200 257H201V256H200ZM203 257H204V256H203ZM224 257H225V256H224ZM226 257H227V256H226ZM228 257H229V256H228ZM245 257H246V256H245ZM263 257H264V256H263ZM12 258H13V256H12ZM16 258H17V257H16ZM41 258H42V257H41ZM43 258H44V257H43ZM77 258H78V257H77ZM95 258H96V256H95ZM128 258H129V257H128ZM140 258H141V257H140ZM239 258H240V257H239ZM2 259H3V258H2ZM8 259H9V258H8ZM27 259H28V258H27ZM68 259H69V258H68ZM96 259H98V258H96ZM96 259H94V260H96ZM100 259H101V258H100ZM107 259L109 260L108 257L106 258V260H107ZM137 259H138V257H137ZM147 259H149V258H147ZM168 259H169V258H168ZM171 259H172V258H171ZM210 259H211V258H210ZM19 260H20V259H19ZM19 260H18V261H19ZM40 260H41V259H40ZM92 260H93V259H92ZM92 260H91V261H92ZM106 260H105V261H106ZM113 260H114V259H113ZM135 260H136V259H135ZM184 260H185V259H184ZM190 260H191V259H190ZM215 260H216V259H215ZM218 260H219V259H218ZM218 260H217V261H218ZM222 260H224V259H222ZM225 260H226V259H225ZM237 260H238V259H237ZM240 260H241V259H240ZM248 260H249V259H248ZM21 261H22V260H21ZM91 261H90V262H91ZM98 261H99V260H97V262H98ZM156 261H157V260H156ZM198 261H199V260H198ZM208 261H209V260H208ZM217 261H215V262H217ZM220 261H221V260H220ZM259 261H260V260H259ZM259 261H258V262H259ZM6 262H7V261H6ZM78 262H79V261H78ZM85 262H86V261H85ZM85 262H82V263H85ZM90 262H89V263H90ZM100 262H102V261H100ZM116 262H118V261H116ZM158 262H160V260H159ZM168 262H170V261H168ZM256 262H257V261H256ZM258 262H257V263H258ZM38 263H39V261H38ZM44 263H46V262H44ZM63 263H65V262H63ZM89 263H88V264H89ZM95 263H96V261H95ZM114 263H115V261H114ZM118 263H119V262H118ZM121 263H122V262H121ZM140 263H141V262H140ZM145 263H146V262H145ZM147 263H148V262H147ZM147 263H146V264H147ZM149 263H150V261H149ZM175 263H176V262H175ZM187 263H188V262H187ZM194 263H195V262H194ZM240 263H241V262H240ZM259 263H260V262H259ZM19 264H20V263H19ZM36 264H37V263H36ZM56 264H58V263H56ZM77 264H78V263H77ZM86 264H87V263H86ZM96 264H97V263H96ZM136 264H138V263H136ZM154 264H155V263H154ZM160 264H162V261L160 262ZM170 264H171V262H170ZM178 264H182V263H178ZM226 264H227V262H226ZM238 264H239V263H238Z\"/></svg>", "mask_w": 264, "mask_h": 264}]
</instances>
